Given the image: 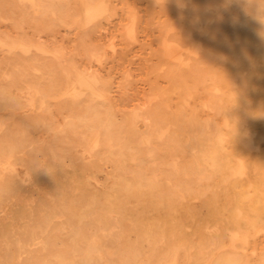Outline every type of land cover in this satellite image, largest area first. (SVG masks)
Wrapping results in <instances>:
<instances>
[{
	"label": "rangeland",
	"instance_id": "374dc122",
	"mask_svg": "<svg viewBox=\"0 0 264 264\" xmlns=\"http://www.w3.org/2000/svg\"><path fill=\"white\" fill-rule=\"evenodd\" d=\"M10 1V0H9ZM12 1H13V3H12ZM40 1V3H39V5H37V10H36V8H35V6L34 5H32V3H30V1H26V3L24 2H22V0H17V2H16V0H11L10 2H8V1H3V0H0V2H3V5H5V6H3L2 5V3L0 4V11L1 10H3L2 11V13H0V17H3V18H0V80H2V81H0V83L3 85V88L5 89V92L3 91V88L1 89V87H2V85H1V87H0V89H1V91L2 92H0V97L1 98H3L4 100L2 101V99L0 100L1 101V103L3 102H5L7 99H9V100H7V101H9V102H5L6 103V107H5V105L2 103V105L4 106H2L1 105V103H0V115L1 116H3L4 118H0L1 120H0V124L2 123L3 125H0V130H1V126H2V130L0 131L1 133L0 134H2V131H3V134H2V136L0 137V150L3 148V150H1L0 152L2 153H0V251L2 252V250L3 251H5V252H0V264H4L5 263V261H6V263L5 264H7V263H10V264H12V262H13V264H15V263H17V261H18V264H19V262L21 261V263L22 264H24L23 262H26L25 264H34V262H35V264L37 263H39V264H41V262L43 263V264H45L47 261L50 263V264H52V263H54V264H59L58 262H60V264H61V262H62V264L64 263V261H65V263L64 264H71V263H74V264H76V263H78V264H93V263H95V261H98L97 262V264H108L107 262H109V264H111V262H112V260L115 258V256H116V260H113V262H112V264H116V263H118V261H120V263H118V264H126L127 263V261H128V259H129V262H128V264L130 263V259H131V263L130 264H142V262H143V264H148V262H150L149 264H153V262H154V264L156 263V264H158L157 263V261H155L154 260V258H156V256H153V255H155V253H158L159 254V252L160 251H158V250H160L163 246L165 247H163L162 248V250L161 251H163L164 252V250L166 249V252H164V253H162V252H160V254H162L163 255V257L165 258V256H166V258L168 259L167 261H169V263L171 262H173V260H172V257H169L170 255H168V254H170V252L172 251L173 252V250H175L176 248L178 249V257H179V259H177L178 257L176 256V259H175V263L174 264H180V262H181V264H182V261L183 260H185L188 264H190L193 260H194V258L198 255V254H200V255H202V257L203 256H208L209 254H211L212 252V254L210 255V256H208V257H206V258H204L203 257V264H214V261L213 260H215V264H216V261H217V264L219 263V262H222V259H223V263L224 264H230V263H232V261H234V263L236 262V264H241V261L243 260V264H264V221L262 220V222H260L259 220H256V221H258L259 222V224H257V227L256 228H253V229H249L248 227V229L249 230H252L251 232H249V230H247L246 229V227H245V229L244 230H246V231H244L243 229H242V231H238L237 229H235L234 228V225L232 224V222H231V226L230 227H233V230H234V235H232V228L230 229V227H229V225L227 224V222L225 223L226 224V226L228 225V227H225V224H224V222L225 221H228L229 220V213H231L232 211H230V207L233 209V208H235V210L233 209V212H236V213H239L240 215H241V217H243V218H248V219H250V220H254V219H259V218H261V216L264 218V214H262V213H264V170H263V168L264 167H262V165L261 164H259V163H257V162H255L254 163V161H256L255 159H256V157H257V159H259V158H261L262 159V157L264 156V150H260V147L263 149L264 148V135H263V133H264V119H260L259 121H261V123L260 122H258L257 124H255L256 126L257 125H259V127H257V129H256V126L255 127H251V126H254V123L251 125L250 123H248V122H250V121H247L248 120V117L247 118H245L246 116H245V114L246 113H249V112H251L252 110H253V106H251V102H254V99H257L258 97H256L254 94H259L258 96H259V98L260 97H262L261 99H258L259 101H261V102H263L264 101V95L262 96V94H264V77H262V76H264V72L262 73V75L261 76H259L257 73L255 74V73H253L255 70V67L257 66V65H259V63L258 62H260V65H259V67L260 66H263V67H261V68H263L264 69V61H263V59H262V61H256V58H254V60H253V57H251L252 56V51H251V49H253V48H251V46H252V44L250 43V42H248L249 40L246 38L247 36H248V34H249V29L248 28H244L245 26L243 25V22H242V24H241V18L239 17L240 15L242 16L243 15V11H244V9L245 8H247V7H249V5L248 4H250L249 3V1L250 0H241L240 1V3H239V0H227V2H226V4L224 3L226 0H224L223 1V3L221 4V1L222 0H180V2L181 3H179V4H177V5H175V3H173V2H171V1H166V0H164V1H161V0H113V2L111 1V3H110V0H89V3H83V2H81V3H79L80 1H76V0H66V2L64 1V0H55V3L56 2H60L59 4L58 3H56L57 5L54 7V8H58L57 6H60L61 7V5L62 6H64L63 8L61 7V9H60V7H59V9H57L58 10V12H57V10H54V12H53V10H51V8H49V7H51V5L54 3L53 1L54 0H39ZM63 1V2H62ZM70 2V3H73L74 2V4H69L68 2ZM197 1H198V4H197ZM199 1H201L202 2V4L203 5H200L201 3L199 2ZM229 1V2H228ZM238 1V2H237ZM246 1L248 2V4L246 3ZM253 1H255V0H253ZM258 1H260L259 2V4H261L262 3V0H256V2H258ZM6 2H8V3H5ZM19 2V3H18ZM21 2V3H20ZM45 2H46V4H45ZM53 2V3H52ZM90 2H91V4H90ZM100 2V3H99ZM102 2V3H101ZM163 2V3H162ZM169 2V3H168ZM206 3V5H207V7H206V5L204 4V3ZM217 4H216V3ZM234 2H236V3H234ZM263 2H264V0H263ZM29 3H30V5H29ZM43 3V4H42ZM66 4V5H64V4ZM68 3V4H67ZM78 3V4H77ZM96 3V4H95ZM194 5H193V4ZM209 3V4H208ZM229 3V4H228ZM231 3H232V5L233 6H231ZM236 4V5H234V4ZM243 3H245L244 4V6L242 5ZM11 4V5H10ZM22 4H24V5H22ZM50 4V5H49ZM169 4V5H168ZM186 4L188 5L189 4V6L190 7H186ZM2 5V6H1ZM27 5H29V7H26ZM69 5H71V6H69ZM84 6L83 8L81 7V6ZM91 5H93V6H91ZM109 5H111V6H109ZM173 5V7L171 8V6ZM184 5V6H183ZM226 5V6H225ZM238 5H239V7H238ZM242 5V7L243 8H241L240 6ZM251 5V4H250ZM14 6V7H13ZM42 6H44V7H47V8H45V11H41L42 9L44 10V8L42 7ZM67 6H69V8L67 7ZM75 6H78V8L76 7L75 8ZM89 6H91V7H89ZM95 6V7H94ZM113 6V8H111ZM176 6H178V7H176ZM195 6H197V7H201V9H199L198 8V10H194V9H197V7L195 8ZM211 6V7H210ZM228 6V7H227ZM230 6H231V8H230ZM234 6H236V9H235V7ZM1 7H3V8H7L6 9V13H5V9H3V8H1ZM16 7V8H15ZM20 7V8H19ZM26 9H28L29 11H27V10H25V8ZM38 7H41L42 9H40V8H38ZM67 7V8H66ZM71 7H73V10H72V8ZM86 7V8H85ZM166 7V8H165ZM186 7V8H185ZM209 7V8H208ZM214 7V8H213ZM227 7V8H226ZM8 8H9V10H8ZM12 8V9H11ZM33 9V12H30L32 9ZM167 8H169L168 10H167ZM178 8V9H177ZM186 9V10H184V9ZM192 8H194L193 10H192ZM212 8V9H211ZM221 8V9H220ZM225 8V9H224ZM242 9V12H241V9ZM10 9H11V11L13 12H15V13H11L10 12ZM46 9H49V10H46ZM67 9V10H66ZM79 9V10H78ZM173 9V10H172ZM182 9H183V11H182ZM220 9V10H219ZM232 9V11H230ZM241 12V14L239 13V12H236V11H238V10ZM51 10V11H50ZM61 10V11H60ZM72 11H74V10H76V12L74 11L73 12V14L74 15H72L73 16V18H72V16L70 15L71 14V12ZM173 11V12H171V11ZM206 10H210V11H212V18H209V19H207V20H204L201 16H202V14H204V12L206 11ZM223 10V11H222ZM35 11V12H34ZM40 11L41 12H43V13H41L40 14ZM47 11V12H46ZM50 11V12H49ZM170 11V12H169ZM177 11V12H176ZM235 11V12H234ZM4 12V13H3ZM30 12V13H29ZM36 12H38V13H36ZM61 12V13H60ZM64 12V13H63ZM68 12H70V13H68ZM109 12V13H108ZM197 12V13H196ZM227 12H228V14H227ZM232 12V13H231ZM8 13V14H7ZM17 13V14H16ZM19 13V14H18ZM24 13H26V15L24 14ZM33 13H36L35 14V16H34V14ZM46 13H47V15H46ZM50 13L53 15H51V18L49 17V15H50ZM54 13V14H53ZM57 13V15L58 16H54L55 14ZM76 13H77V15H76ZM107 13V14H106ZM172 13V14H171ZM173 13H177L176 14V17H175V14H173ZM180 13L182 14V16L180 15ZM186 13H187V15L189 16H187L186 15ZM195 13V14H194ZM234 13V14H233ZM240 15H239V14ZM12 14V15H11ZM21 14V15H20ZM30 14H32V15H30ZM42 14H43V16H45V18H43V16H42ZM45 14V15H44ZM49 14V15H48ZM61 14V17L59 16ZM64 14V15H63ZM65 14H66V16H68V17H70V18H66L65 20H67V21H65V22H67V24L69 23V22H72V23H69L68 25H70L69 27H68V25H66V23L62 20L60 23H57L58 21H60L59 20V18L60 19H63L64 18V16H65ZM68 14V15H67ZM79 14V15H78ZM191 14V15H190ZM197 14V15H196ZM218 14V15H217ZM219 14H221V15H219ZM5 15H6V17H5ZM10 15V17L8 18V16ZM13 15L15 16V18H13ZM18 15V16H17ZM24 15V16H23ZM28 15H30L29 16V18H28ZM180 15V16H179ZM185 15V16H184ZM194 15V16H193ZM231 16V17H228L227 18V20L228 19H230V20H228V21H226V17L223 19L222 17L223 16ZM234 15H239L238 17L237 16H234ZM17 16V17H16ZM38 16V17H37ZM103 16V17H102ZM185 17V19H184V17ZM261 16H263V15H260L259 17H258V19L260 20H262L263 18H264V16L263 17H261ZM5 17V18H4ZM31 17V18H30ZM39 17H40V19H39ZM42 17V18H41ZM57 18L56 19V21H55V18ZM59 17V18H58ZM100 17H102V18H100ZM179 17V18H178ZM180 17H182L181 19H180ZM193 17V18H192ZM195 17V18H194ZM216 17V18H215ZM10 18H12V19H10ZM19 18V19H18ZM21 18H23L22 20H20ZM34 18V19H33ZM37 18V19H36ZM47 18V19H46ZM50 18V19H49ZM54 18V19H53ZM75 18H76V20H75ZM177 18L180 20V21H177ZM236 19V20H234V19ZM237 18H240V19H237ZM10 19V20H9ZM14 19H17L16 21H14ZM32 20V22H30V23H32L31 25H29L28 24V22H29V20ZM43 19L45 20V21H43ZM96 19V20H95ZM170 19H171V21H170ZM172 19H174V22H173V20ZM176 19V20H175ZM188 19V20H187ZM190 19H194L195 21H196V23H197V25L195 26V27H191L190 26V28H194V30H192V29H188V27L189 26H187L188 24V21L190 20ZM220 20V22H217V21H219ZM223 19V20H222ZM231 19H232V21H234V25H232L231 23H232V21H231ZM13 20V23L11 22ZM20 20V21H19ZM25 20H27V21H25ZM30 20V21H31ZM35 20V21H34ZM46 20H49V25H48V21H46ZM51 20H53L52 22L54 23L53 25H52V23H51ZM70 20V21H69ZM74 20V21H73ZM203 20V21H202ZM210 20H212V21H210ZM215 20V21H214ZM222 20V21H221ZM238 20V21H237ZM17 21H19V22H17ZM38 21V24H36V22ZM43 21V22H42ZM130 21H131V23H130ZM175 21H177V22H175ZM183 21V22H182ZM185 21H187L186 22V24L184 23ZM199 21V22H198ZM15 22H17V24L15 23ZM23 22L25 23L24 25H23ZM27 22V23H26ZM41 22V23H40ZM45 22V23H44ZM76 22H77V24H76ZM94 22V23H93ZM214 22V23H213ZM217 22V23H216ZM225 22H226V24H225ZM230 22V23H229ZM14 23H15V26H14ZM35 23V24H34ZM44 23V24H43ZM47 23V24H46ZM57 25H56V24ZM92 23V24H91ZM95 23H96V26H95ZM167 23V24H166ZM169 23V24H168ZM182 23H184L183 25H181ZM201 23H202V25H201ZM21 24V25H20ZM26 24L28 25V26H26ZM41 25V28H40V25ZM42 24H43V28H42ZM60 24H62V25H60ZM91 24V25H90ZM130 24V25H129ZM174 24V25H173ZM211 24H214V25H211ZM231 24V25H230ZM238 24V25H237ZM17 25H18V27H20V28H22V31H21V29H19V28H17ZM20 25V26H19ZM33 25V26H32ZM34 25H36V27H34ZM52 25V26H51ZM55 25V26H54ZM58 25H60V26H58ZM75 25H77L78 27H79V30H77L76 31V29H78V27L77 26H75ZM89 25L90 26H93L94 25V27H89ZM129 25V26H128ZM171 25V26H170ZM178 26V28L176 27V26ZM179 25H181V26H179ZM209 27H208V26ZM217 26V28H215L216 26ZM49 26V27H48ZM57 26V27H56ZM65 26H67L68 28H66ZM169 28H168V27ZM173 26V27H172ZM187 28H186V27ZM223 26H226V27H223ZM232 26H234V29H233V27ZM237 26H239V27H237ZM244 26V27H243ZM24 27V28H23ZM71 27H73V28H71ZM76 29H75V28ZM95 27H96V30H95ZM126 27H129L128 29H126ZM134 27V28H133ZM182 27H184V34L182 33L183 32V28ZM202 27V28H201ZM227 27H228V30L230 29V31H228L227 30ZM241 27H242V29H241ZM70 28V29H69ZM90 28V29H89ZM198 28V29H197ZM199 28H200V30H199ZM222 28H224V29H222ZM17 29H19V31H17ZM85 29V30H84ZM124 29H126V30H124ZM175 29V30H174ZM178 29V30H177ZM181 29V30H180ZM197 31H199V32H196V30ZM204 29V30H203ZM213 29V31H211ZM214 29H216L217 31L219 30V32H216V33H218L219 35H217L216 33H215V30ZM242 31H241V30ZM243 29H245V34L247 33V35H245L244 36V31H243ZM80 30H81V32L83 33V34H80ZM235 30V31H234ZM76 31V32H75ZM126 33H125V32ZM169 31V32H168ZM170 31H172V32H170ZM173 31H175V32H173ZM189 31V32H188ZM192 31H194V32H192ZM206 31V32H205ZM226 31V33H223V32H225ZM233 31V32H232ZM237 31V32H236ZM2 32H4V33H2ZM21 32V33H20ZM22 32H24V33H22ZM90 32V33H89ZM166 32H167V34H166ZM176 32H177V34H176ZM180 32V33H179ZM202 32L204 33V34H202ZM209 32H212V34L210 33L209 34ZM228 32H229V34H228ZM243 32V33H242ZM5 33H9V34H5ZM18 33H20V34H22V35H18ZM84 33H85V36H84ZM87 33H89V34H87ZM185 33H188V34H185ZM195 33V35L197 36V39H195L196 38V36L194 35L193 36V34ZM198 33V34H197ZM208 33V34H207ZM236 33V34H235ZM239 35H238V34ZM4 35V37H3V35ZM24 34V35H23ZM25 34H26V36H25ZM87 34V35H86ZM128 34V35H127ZM174 34V35H173ZM192 34V35H191ZM225 34V35H224ZM232 34V35H231ZM241 34V35H240ZM242 34H243V36H242ZM6 35H8V37L6 38ZM10 35H11V37H10ZM15 35H18V36H15ZM79 35H82V36H79ZM126 35V36H125ZM176 35V36H175ZM181 35V36H180ZM184 35H186V36H184ZM190 35V36H189ZM224 35V36H223ZM235 35V36H234ZM238 35V36H237ZM1 36H2V38H1ZM23 36V37H22ZM26 38H25V37ZM33 40H37V41H32L29 37ZM84 36V37H83ZM161 36V37H160ZM176 38H175V37ZM203 36V37H202ZM210 36V37H209ZM215 36H216V38H215ZM219 36H221V38H219ZM223 36V37H222ZM230 36V37H229ZM234 36V37H233ZM83 37V38H82ZM163 37H166L165 39L163 38ZM211 37H213L211 40L209 39V38H211ZM226 37L228 38V39H226ZM237 38V39H235V42H234V38ZM246 38L245 40H243L244 38ZM11 38V39H10ZM21 38H22V40H21ZM129 38V39H128ZM179 38H180V40H179ZM217 38H219L220 40H215V39H217ZM222 38H224V40L222 39ZM239 38H240V41H239ZM241 38H243V39H241ZM10 39V41H8ZM15 39V40H14ZM26 39H29L28 41L26 40ZM169 40V41H167V40ZM188 39V40H187ZM193 39V40H192ZM204 39V40H203ZM209 39V40H208ZM213 39H214V41H213ZM5 40V42H3ZM182 40H183V42H182ZM197 42H196V41ZM200 40H202V42L204 41L205 43H203L204 45L205 44H207V41H208V45H205V46H208V51L206 52V50H207V48L204 46L203 47V45L201 44L202 42L200 41ZM206 40V41H205ZM241 40L243 41V42H241ZM248 40V41H247ZM6 41H8V42H6ZM167 41V42H166ZM174 41V42H173ZM192 41V42H191ZM214 42V43H211V42ZM224 41V43H223V45H221V42H223ZM232 41V42H231ZM9 42H11V43H9ZM33 43V44H29V43ZM163 42V44L164 45H166V46H164L163 44H162V46H161V43ZM185 42H187V43H185ZM209 42L211 43V44H209ZM220 42V43H219ZM227 42V43H226ZM237 42V43H236ZM247 42V43H246ZM35 43H37V44H35ZM169 43V44H168ZM181 43H183L184 45H187V46H189V47H187V46H183V44H181ZM190 43V44H189ZM196 43V44H195ZM199 45H201V46H199ZM226 43V44H225ZM237 45V48H235L234 46H236L235 44ZM243 43H245L244 44V46L246 45L247 46V48H246V46L244 47L243 46ZM11 44V45H10ZM149 44V45H148ZM179 44H181L180 46H179ZM213 44V45H212ZM214 44H216L217 46H218V48H217V46L215 47L214 46ZM225 44V45H224ZM240 44H242L241 45V47H239L240 46ZM249 44H251V45H249ZM17 45V46H16ZM32 45L34 46V47H32ZM37 45V46H36ZM168 45H170V46H168ZM212 45V46H211ZM232 45H233V47L235 48H233V49H231L230 47H232ZM239 45V46H238ZM2 46H3V50H4V52H3V50H2ZM5 46V47H4ZM39 46V47H38ZM168 46V47H167ZM211 46V47H210ZM222 46H224V48L222 47ZM230 46V47H229ZM43 49H42V48ZM164 49H162V48ZM172 48V49H174V50H176L177 52H180V53H178L179 55H178V57H172L171 56V59L172 60H175L176 58H178V59H176V60H178V62L177 63H175V62H173L172 60L170 61V58H168V55H165V48ZM177 47V48H176ZM198 47V48H197ZM210 47V48H209ZM220 47H222L221 48V50H220ZM251 49H250V48ZM17 48L19 49L18 51H17ZM32 48H33V50H34V52H33V50H32ZM47 50H46V49ZM215 48V49H214ZM225 48H227V49H225ZM239 48V49H238ZM244 48V49H243ZM246 48V49H245ZM248 48H249V50L251 51V52H249L248 53ZM6 49V50H5ZM14 49V50H13ZM36 49V50H35ZM55 49V50H54ZM179 49H180V51H179ZM231 49V50H230ZM10 50V51H9ZM20 50H21V52H20ZM48 50H51V51H49V52H47ZM54 50V51H53ZM61 50V51H60ZM76 50V51H75ZM77 50H78V52H77ZM90 50V51H89ZM188 50V51H187ZM197 50H198V53H197ZM199 50L201 51V50H203V51H201V53L199 52ZM225 51V50H227V53L228 52H230V51H235L234 53H236V56L234 55V53L232 54L231 52L229 53L230 55H232L231 57H229L228 56V54H226V51L224 52V54H223V52H220V51ZM247 52H246V51ZM6 51V52H5ZM14 51H15V53H14ZM18 53H17V52ZM39 51V52H38ZM56 51V52H55ZM68 51H72L71 53L70 52H68ZM81 51V52H80ZM83 51H89L88 52V54L90 53V56H91V58L90 59H87L89 56H87V55H85L86 53L84 52L83 53ZM92 51V52H91ZM99 51V52H98ZM205 51V52H204ZM209 51H211V52H209ZM238 51H240V52H238ZM245 51V52H244ZM5 53L6 54V56H4L5 54H3V53ZM25 53V54H23V53ZM33 52V53H32ZM38 52V53H37ZM55 52V53H54ZM64 52V53H63ZM74 52H76V53H74ZM94 52H97L96 54H94ZM188 52H190V53H188ZM195 52V53H194ZM204 52V53H203ZM209 52V53H208ZM212 52H214L215 53V57L214 56H212ZM221 54H220V53ZM245 53V56H243L244 55V53ZM2 53V54H1ZM9 53V54H8ZM31 55H30V54ZM36 53V54H35ZM40 53H41V55H40ZM46 53H49V55H51L52 54V57H47V56H49L48 54H46ZM68 53H70V54H68ZM73 53H74V55H76V56H73ZM192 53V54H191ZM208 53V54H207ZM211 53V54H210ZM239 53V54H238ZM241 53H243L242 55H241ZM249 55H248V54ZM13 54V55H12ZM48 58H46L44 55ZM55 54H56V57H55ZM66 54V55H65ZM167 54V53H166ZM194 54V56H192ZM200 56H199V55ZM202 54H204V56L206 57V61H205V57L202 55ZM221 56V57H219V55ZM224 55V59H225V57L227 58V60L226 61H228V63L226 62V65H225V63H224V65H222L223 64V62L225 61L224 59H222L223 61L221 62L219 59H221V58H223L222 56ZM9 55H10V57H9ZM33 55V56H32ZM36 55V56H35ZM41 57H40V56ZM62 55V56H61ZM162 55H164V58H165V60H164V58L162 57ZM206 55H210L209 57L208 56H206ZM214 55V54H213ZM218 55V56H217ZM241 55V56H240ZM251 55V56H250ZM30 57L31 56V61H29V59H27L28 57ZM65 56V57H64ZM69 56H72L71 58L69 57ZM96 56H97V58H96ZM99 56H101V57H99ZM167 56V57H166ZM196 56H198V58H199V60H198V58H196ZM235 58H234V57ZM5 57V61L6 62H3L4 61V58ZM8 57H9V59L10 60H13V62L12 61H10V60H8L7 61V59H8ZM23 57V58H22ZM25 57H27L26 59H25ZM46 59H45V58ZM54 57V58H53ZM57 57H58V59L59 60H57ZM65 59L66 57H67V61H65V60H63V61H65V62H61L62 61V59L63 58ZM76 57H77V59H76ZM79 57V58H78ZM87 57V58H86ZM96 60H99V61H95V59ZM170 57V56H169ZM181 57V58H180ZM185 58V59H182V58ZM194 57V58H193ZM214 57V58H213ZM252 59H251V58ZM1 58H2V60H1ZM13 58V59H12ZM14 58L17 60L18 59V61H16V60H14ZM22 58V59H21ZM37 58H39V59H37ZM49 58H52L53 59V61L55 62H53L51 59H49ZM56 58V59H55ZM75 60H74V59ZM162 58V59H161ZM210 58V59H209ZM218 60H217V59ZM239 58V59H238ZM248 58V59H247ZM71 59V61H68V60H70ZM180 59V60H179ZM197 59V61L195 62V63H193V61L194 60H196ZM200 59H202L203 60V62H202V60H200ZM212 59H216L215 60V62L217 61V63H219L220 64V62H221V66H219L217 63H215L214 62V60H212ZM234 59V60H233ZM238 59V60H237ZM34 60H38L39 61V63H38V61H35V63L36 64H34ZM45 60H48V61H46L45 62ZM58 61V63H56L57 61ZM76 60H78V61H76ZM91 60V61H90ZM211 60H212V62H211ZM229 60L231 61V63L229 62ZM249 60H251V61H249ZM258 60V59H257ZM42 61H43V64H42ZM52 61V62H51ZM182 61V62H181ZM187 61V62H186ZM191 61V62H190ZM201 61V62H200ZM234 61H238V62H234ZM253 61H255V62H253ZM16 62H19V65H18V68H19V66H20V71H19V69H18V71H19V73H18V71L15 69V68H17V64L18 63H16ZM22 62V63H21ZM29 62H31V64L29 63ZM47 62H48V64H47ZM51 64H50V63ZM74 62V63H73ZM81 62V63H80ZM185 62V63H184ZM198 62V63H197ZM199 62H200V64H199ZM207 62H208V65H204V64H207ZM214 62V63H213ZM251 62H252V64H251ZM6 63H8V64H6ZM10 63H12V64H15L16 63V66L15 65H11ZM27 65H26V64ZM64 63V64H63ZM66 63V64H65ZM79 63V64H78ZM163 63V64H162ZM179 63V64H178ZM180 63H181V65H180ZM183 63V64H182ZM211 63L213 64V66L215 65H218V66H214L215 67V69H214V72H215V70L216 69H218V71H216L217 73H220V74H218V76L217 77H215L216 75H217V73L215 72H213V68L214 67H212V65H211ZM230 63V64H229ZM232 63H233V65H232ZM236 63H238V64H236ZM249 63V64H248ZM256 63V64H255ZM258 63V64H257ZM2 64H4V65H2ZM25 64V65H24ZM38 64V65H37ZM40 64V65H39ZM47 64V65H46ZM53 64H55L56 65V67H55V65H53ZM58 64H61V65H58ZM68 64H70V65H68ZM83 65L84 66V68L83 67H81V66H79V65ZM100 64V65H99ZM169 64V65H168ZM191 64V65H190ZM194 64H198V66L196 67V65H194ZM203 64V65H202ZM209 64H210V66H209ZM247 64V65H246ZM263 64V65H262ZM36 65V66H35ZM76 65H78V67H76ZM165 65H167L166 67H165ZM173 65V66H172ZM178 65V66H177ZM183 65V66H182ZM232 65V66H231ZM238 65V66H237ZM241 65V66H240ZM249 65H251V66H249ZM255 65V66H254ZM4 66H6V67H4ZM10 66V67H9ZM12 66V67H11ZM24 66H26V67H23ZM33 67V69H31V67ZM38 66V67H37ZM43 66V67H42ZM51 66V67H50ZM60 66V67H59ZM71 66V67H70ZM88 66V68H85V67H87ZM192 66V67H191ZM201 66H203L204 68H206L207 66V68L209 69L208 71H207V69H206V71L204 70V68L202 67V68H200V69H202L201 71H199L200 69L198 68V67H201ZM206 66V67H205ZM223 66H225V69L227 70V72L225 71V69H224V67ZM226 66H228L227 68H226ZM28 67H29V69H31V72H30V70L28 69ZM45 67V68H44ZM46 67H49L50 69L49 70H46V69H48V68H46ZM64 67V68H63ZM79 67H81V68H83V69H81V68H79ZM179 67V68H178ZM186 67V68H185ZM219 67H221V68H219ZM230 67V68H229ZM253 67V71L252 70H250V68H252ZM55 68H56V70H55ZM60 68H62V71H61V69ZM74 70H73V69ZM167 68V69H166ZM169 68V69H168ZM172 68V69H171ZM199 70H198V69ZM212 69V71H211V69ZM228 68H229V70H228ZM233 70H232V69ZM245 68V69H244ZM247 68H248V70H247ZM15 69V70H14ZM23 69H25V70H23ZM39 71H38V70ZM57 69H58V71H57ZM68 69V70H67ZM183 69V70H182ZM193 69H197V70H193ZM4 70V71H3ZM7 70H9V71H7ZM12 70V71H11ZM23 70V71H22ZM36 71V74H35V71ZM52 70H53V72H52ZM66 70V71H65ZM78 70V71H77ZM95 70V71H94ZM177 70V71H176ZM190 70H192L191 71V73H190ZM224 72H223V71ZM232 71V73H231V71ZM243 70H244V73H243ZM247 70V71H246ZM26 71V72H25ZM41 71V74H39V72ZM46 71V72H45ZM57 73H59L60 72V75L59 74H57ZM170 71V74L168 73ZM229 71V72H228ZM246 71V72H245ZM248 71H250V73L248 72ZM4 72H6V73H4ZM10 72V73H9ZM21 72H23V73H21ZM33 72V73H32ZM100 74V76H97V75H99L98 73ZM182 72H183V74H182ZM194 72V73H193ZM196 72H198V73H200V74H202V72L204 73V76H203V74L200 76V74L198 75V73H197V76H195L196 75ZM213 72V73H212ZM235 72H239L238 74H240V75H238L237 73H235ZM243 74H245V75H243ZM1 73H4V75L2 74V76H3V78H2V76H1ZM8 73V74H7ZM21 73V74H20ZM30 73V74H29ZM69 74V75H66V74ZM71 73V74H70ZM77 73H78V75H77ZM89 73V74H88ZM186 73V74H185ZM189 73V74H188ZM205 73H206V76H205ZM10 74V75H9ZM19 74V75H18ZM27 74H28V76L29 77H26L27 76ZM57 74V75H56ZM74 74V75H73ZM195 74V75H194ZM214 74H216V75H214ZM223 74H225L224 76H223ZM227 74H230V76L228 75V77H227ZM254 74V75H253ZM7 75H8V77H7ZM22 75V76H21ZM41 75V76H40ZM53 75H55V76H53ZM64 75V77L62 78V76ZM67 77H66V76ZM71 75H73L74 77H72ZM189 75H191V77L189 78ZM195 76L194 78H192L193 76ZM207 75H208V77H207ZM211 75H214L213 77L211 76ZM231 75H232V77H231ZM238 75V76H237ZM61 76V78H59ZM68 76H70V77H68ZM102 76V77H101ZM171 76V77H170ZM211 76V77H210ZM254 76H255V78H254ZM7 77V78H6ZM23 77V78H22ZM34 77V78H33ZM100 77V78H99ZM179 77V78H178ZM182 78V80L185 82V85H184V82H182V80H181V78ZM199 77H200V79H199ZM203 77V78H202ZM220 77H221V79H220ZM230 77V80H228V78ZM234 77V79L236 78V81L234 80H232V78ZM240 77H241V79H240ZM245 77H247V78H245ZM20 78V79H19ZM65 78H67V80H65ZM75 78V79H74ZM102 78V79H101ZM188 78V79H187ZM205 78V79H204ZM208 78V79H207ZM215 78V79H214ZM239 80H238V79ZM258 78V79H257ZM259 78H261V79H259ZM4 79V80H3ZM50 79V80H49ZM53 79H54V81H53ZM73 79H74V81H73ZM181 81H180V80ZM200 80V81H202L201 83H200V81H196V80ZM208 81H207V80ZM247 79V80H246ZM263 79V80H262ZM13 80H16V81H14V82H12ZM21 80V81H20ZM40 80V81H39ZM61 80V82H58V81H60ZM64 80V81H63ZM102 80H105L104 82H102L101 83V81ZM191 80V82H189ZM195 80V81H194ZM206 81L205 83H204V81ZM216 80H217V82H216ZM218 80H220L219 81V83H221L219 86H218ZM241 80V82L239 83V81ZM243 80H245V81H243ZM258 80H261V81H258ZM29 81H31V82H29ZM38 81V82H37ZM42 81H44V82H42ZM63 81V82H62ZM67 81V82H66ZM69 81H70V83L73 81V84L71 83H69ZM177 81H179V82H177ZM187 81V82H186ZM195 82V84L194 83H192V82ZM213 81H215V82H213ZM225 81V82H224ZM238 81V82H237ZM243 81V82H242ZM31 83V85L33 86V85H36V87H39L41 90H42V87H43V91H44V93H46V105L49 107V109H48V107H42V108H46V109H42V108H39V106H36L35 108L37 109V112H36V110H35V108H33L31 105H28V103L26 102V101H24V100H26V93H27V89H28V87H29V85L28 84H23V83ZM32 82H33V84H32ZM36 84H35V83ZM47 82V83H46ZM57 82V83H56ZM65 82H66V84H65ZM77 82V83H76ZM175 82H176V84H175ZM182 82V83H181ZM196 82H199V84L197 83V85H196ZM209 82V83H208ZM213 82V83H212ZM224 82V83H223ZM227 82V83H226ZM228 82H229V84L230 83H232L231 85H229L228 84ZM244 82L246 83V84H244ZM252 82H253V85H252ZM259 82H261V83H259ZM262 82H263V84H262ZM13 83V84H12ZM43 83V84H42ZM61 83H62V85H61ZM99 83V85H97ZM104 83H106V84H104ZM110 83V84H109ZM180 83V84H179ZM189 83V84H188ZM190 83H192V84H190ZM206 83H207V85H206ZM215 83V84H214ZM217 83V84H216ZM225 83H226V85H225ZM237 83V84H236ZM241 83H243V84H241ZM258 83V84H257ZM42 84V85H41ZM50 84V85H49ZM78 84V85H77ZM110 86H109V85ZM183 86H182V85ZM200 84H201V86H200ZM208 84L210 85V86H208ZM227 84H228V86H227ZM238 84H241V86H243V87H241L240 85L238 86ZM262 84V85H261ZM14 85V86H13ZM27 85V86H26ZM30 85V86H31ZM41 85V86H40ZM55 86L56 88V90L55 89H53L54 87L53 86ZM71 85V86H70ZM106 85V87L104 88L103 87V89H102V86H105ZM174 85V86H173ZM189 85H190V87L192 88V90H191V88L189 87ZM193 85H195V86H193ZM200 87H199V86ZM224 85L226 86V87H229L230 89V91H235V93L234 92H229L228 91V89L226 88V87H224ZM248 85V86H247ZM257 85H260V86H258V87H256ZM48 86V87H47ZM50 86H52L51 87V89L49 88ZM60 86H62V87H60ZM85 88H84V87ZM197 86H198V89H194L193 87H196L197 88ZM203 86H204V88H205V90L203 89ZM207 86V87H206ZM212 86V89L210 88ZM214 86V87H213ZM216 86V87H215ZM223 88H222V87ZM236 87V89L234 90L232 87ZM263 86V87H262ZM22 87V88H21ZM59 87V88H58ZM101 87V88H100ZM110 89H109V88ZM174 87V88H173ZM188 88V90H187V88ZM210 88V90H208L209 88ZM221 87V88H220ZM234 87V88H235ZM241 87V88H240ZM248 87H249V89H248ZM261 87H262V89H261ZM11 88V89H10ZM15 88H19V89H15ZM47 88H49V89H47ZM66 88V89H65ZM106 88H108V89H106ZM182 88V89H181ZM190 88V89H189ZM206 88H208V89H206ZM214 88V89H213ZM220 88V89H219ZM237 88H238V90H237ZM247 88V89H246ZM252 88V89H251ZM15 89V90H14ZM23 91H22V90ZM48 90V92H47V90ZM58 89H60L59 91H58ZM106 89V90H105ZM223 90V94H221V92H220V90ZM225 89V90H224ZM231 89H233V90H231ZM250 89H251V91H250ZM16 92H14V91ZM50 90V91H49ZM66 90V91H65ZM84 90V91H83ZM89 90V91H88ZM158 90V91H157ZM163 90H164V92H163ZM185 92H184V91ZM187 90V91H186ZM198 90H203V92L202 91H198ZM206 90H207V93L209 94V92H210V94H212L211 92H213V94H214V96L213 95H208L207 93H206ZM212 90H214L215 91V93H214V91H212ZM246 90H248V91H246ZM53 91V92H52ZM57 91V92H56ZM68 91V94H66L65 92H67ZM107 91V92H106ZM110 91V92H109ZM159 91H161L160 93H157L156 94V92H159ZM219 91V92H218ZM226 91H228L229 93H231V94H229V93H227ZM237 91H239V92H237ZM241 91L243 92V93H241ZM4 92V94H2ZM21 92V93H20ZM86 92V93H85ZM91 94H90V93ZM165 92H167V94L165 93ZM182 92H183V94H182ZM192 92V93H191ZM193 92H194V96H193ZM199 92V93H198ZM227 93V94H225V93ZM246 92V93H245ZM248 92V93H247ZM16 94V95H14V94ZM20 93V94H19ZM58 93V94H57ZM65 93V94H64ZM111 93V94H110ZM182 95H181V94ZM184 93H186V94H184ZM188 93L190 94V95H188ZM219 93V94H218ZM238 93H240V94H238ZM250 93V94H249ZM19 94V95H18ZM61 94V96H59ZM68 95L67 97L66 96H64V95ZM155 94V95H154ZM163 94V95H162ZM201 94H202V96H201ZM205 94H207V96H210V97H208L207 98V96L205 95ZM217 94L219 95V96H217ZM242 94H243V97H242ZM254 96H252V95ZM4 95V96H3ZM6 95V96H5ZM17 95H18V97H17ZM70 95V96H69ZM87 95L89 96V97H87ZM93 95V96H92ZM167 95V96H166ZM168 95L171 97V100H170V97L168 98ZM177 95H179V96H182V97H179V96H177ZM220 95L224 98L225 97V99H223L222 97H220ZM224 95V96H223ZM230 97H229V96ZM238 97H237V96ZM245 95V96H244ZM251 95V96H250ZM8 96V97H7ZM15 98H14V97ZM20 96H21V98H20ZM48 96H50V97H48ZM57 98H56V97ZM83 96V97H82ZM84 96H86V97H84ZM100 96V97H99ZM153 96H155V97H153ZM159 96H161V97H164V98H166L165 100H164V98H163V100H162V98H160ZM188 97V98H186V97ZM205 96H206V98H205ZM242 97V99H239L240 97ZM247 96H249V97H247ZM53 97H55V99L57 100H55V99H53ZM59 97V98H58ZM63 97V98H62ZM70 97H72V98H70ZM79 97H82V98H79ZM100 98V100H101V98L102 97H104V99L103 100H101V101H104V100H106L107 102H106V104H105V101L103 102L104 103V105H102L103 103L102 102H100V103H98L97 104V102H98V98ZM110 97H111V99H110ZM191 97H193L192 99H191ZM202 97V98H201ZM211 97H213V98H211ZM218 97H219V99H218ZM236 97V98H235ZM253 97V98H252ZM5 98H7L6 100H5ZM65 98H67L68 100H73V98H74V100H75V102H71V101H68V100H66ZM84 98V99H83ZM91 98V99H90ZM216 98V99H215ZM232 98V99H231ZM233 98H235V100H233ZM243 98H244V100H243ZM248 98H249V100H248ZM17 99H21V100H17ZM48 99V100H47ZM59 99H64L63 101L61 100H59ZM83 99V100H82ZM157 100V99H159L160 100V103H159V100L158 101H154V103L152 102L153 100ZM182 99V100H181ZM196 99V100H195ZM198 99H200L199 101H200V103H199V101H197ZM209 99H211L210 101H209ZM13 100H15L14 102H15V105L13 104L14 102H13ZM73 100V101H74ZM79 100H82V101H87L86 103L88 104V107H89V105H92V108H95V109H92V110H94V112L92 111V110H90V113H91V111L93 112V114H95V115H93V114H91L93 117L94 116H96V117H92L91 115H90V113H88V114H86L87 113V111L89 112V109H90V107L88 108V107H84V108H87V109H84L83 108V106L84 105H86L85 104V102H82V101H79ZM91 100V102H89ZM97 100V101H96ZM99 100V101H100ZM109 100V101H108ZM112 100V101H111ZM165 102V104L164 105H162L161 106V104H163V102ZM170 102H169V101ZM188 101V102H185V101ZM192 100V101H191ZM214 100V101H213ZM219 100V101H218ZM222 100V101H221ZM225 100V101H224ZM239 100H240V103H239ZM242 100V101H241ZM248 100V101H247ZM250 100H251V102H250ZM11 101V102H10ZM67 101H68V103L70 104V108H69V106H66V107H64V105H68L67 104ZM95 101V102H94ZM148 101H150V102H148ZM166 101H168V102H166ZM182 101V102H181ZM213 101V102H212ZM219 102V107H218V105L215 107V106H213L212 104H214V105H216L215 103L216 102ZM224 101V102H223ZM228 101H230V102H228ZM234 101H236V103H237V106L235 105V107L233 106V104H236ZM18 102V103H17ZM61 102H63L64 104H61ZM77 102V103H76ZM155 102H157V104L155 103ZM162 102V103H161ZM231 102H233V103H231ZM21 105H20V104ZM24 103V104H23ZM50 103V104H49ZM74 103V104H73ZM82 103H84V104H82ZM94 103V104H93ZM95 103H96V107L94 106L95 105ZM108 103V104H107ZM212 103V104H211ZM223 103H228V104H224L225 105V107H224V105H223ZM241 103H242V105H241ZM245 103V104H244ZM250 103V104H249ZM15 106H13V105ZM17 104H19V106L17 105ZM26 104L28 105V106H26ZM71 104H73V105H71ZM78 104V107L76 106ZM82 104V105H81ZM159 104V105H158ZM166 104H167V106H166ZM200 104V105H199ZM231 104V105H230ZM247 104V105H246ZM23 105V106H22ZM25 105V106H24ZM57 105V106H56ZM60 105L62 106V111H61V107H60ZM100 105H102L101 107H100ZM108 105V106H107ZM110 105V106H109ZM114 105V106H113ZM156 105V106H155ZM223 105V106H222ZM228 105V106H227ZM230 105V106H229ZM241 107H239V106ZM244 105V106H243ZM263 105H264V102H263ZM8 106H11L10 108L8 107ZM13 106V107H12ZM71 106L73 107V106H75V107H73V108H71ZM99 106V107H98ZM104 106H106V109L104 108ZM111 106H112V111H111ZM1 107H3L4 109L2 110V108ZM30 109H29V108ZM39 108V110H38V108ZM53 107V108H52ZM78 109H77V108ZM82 107V108H81ZM103 107V108H102ZM150 107H151V109H150ZM156 107V108H155ZM158 107V108H157ZM160 107V108H159ZM170 107V108H169ZM194 107V108H193ZM233 107V108H232ZM59 108H60V111H59ZM147 108H149L148 110H150V111H147ZM163 108H164V110H163ZM166 108L168 109H171V110H166ZM174 108V109H173ZM176 108H180V110H182V109H184V110H182V111H180V110H178V109H176ZM182 108V109H181ZM192 108L195 110V114L193 115V113L194 112H192ZM220 110H219V109ZM235 108V109H234ZM7 109V110H6ZM10 109H11V111H10ZM32 109V110H31ZM43 111H42V110ZM53 109V110H52ZM54 109H56V110H54ZM69 109H72V110H70L69 111ZM76 109V111H77V113H78V116H79V118L77 119L76 117H78L75 113H76V111L74 112V110ZM100 110V113H99V110ZM101 109H103V110H101ZM110 109V110H109ZM113 109H115V110H113ZM144 109V110H143ZM157 109V110H156ZM160 110V112H159V110ZM176 109V110H175ZM186 109V110H185ZM217 109L219 110V113H217L218 111H217ZM227 109L228 110H234L233 112L235 113H233L232 111H227ZM238 109V110H237ZM12 110H13V112H12ZM25 110H30V112H26ZM48 110V111H47ZM52 110V111H51ZM86 112L85 113V115H86V117H85V115H84V111ZM87 110V111H86ZM98 110V113L96 112ZM142 110V111H141ZM163 110V111H162ZM178 110V111H177ZM187 110H189V111H187ZM223 111V114H220V112L222 113V111ZM238 112H240V115L239 114H237V111ZM240 110V111H239ZM65 111H66V113H65ZM71 111H73L72 113H70ZM102 111V112H101ZM112 112V113H107V112ZM118 112V114H120V115H118L117 114V112L115 113V114H117V115H115L114 114V112ZM131 111V112H130ZM141 111V112H140ZM156 111V112H155ZM165 111V113H166V111H167V113H166V115L167 116H169L168 117V119L166 118V115L165 114H163L162 112H164ZM173 111L175 112H177L178 114L180 113V112H182V115L181 114H179L180 116H182L181 118H183V119H185V115H186V113H187V115H189V116H187L186 115V119H188L189 118V120L187 121L186 119L184 120V122H182L183 121V119H181V118H179V115L176 113V115L174 114H172L173 113ZM245 111V112H244ZM7 112V113H6ZM46 114H45V113ZM48 112V113H47ZM56 112V113H55ZM68 112V113H67ZM134 114H133V113ZM226 112H228L229 113V115H228V113H226ZM26 113V115H21V114H25ZM28 113V114H27ZM55 113V114H54ZM60 113V114H59ZM108 115H107V114ZM136 113V114H135ZM145 113H148V115L147 114H145ZM160 113V114H159ZM171 113V114H170ZM190 113V114H189ZM225 113V114H224ZM230 113L231 114H233V117L230 115ZM5 114H8V115H5ZM10 114V115H9ZM14 114V115H13ZM30 114V115H29ZM47 114H49V116L47 115ZM63 114V115H62ZM66 114V115H65ZM70 114V115H69ZM97 114H100V117L97 115ZM112 114H113V116H112ZM129 114V115H128ZM139 114H141V115H139ZM143 114V115H142ZM145 114V115H144ZM152 116V118H151V116ZM153 114V115H152ZM32 115V116H31ZM37 115V116H36ZM40 115H42V117L40 116ZM59 115H61V116H65V117H63V118H59V119H57L56 117H58ZM84 115V117H82ZM101 115H102V118L104 119H101ZM107 116V117H105V116ZM112 116V117H110V119H112V120H110L108 117L109 116ZM125 115V116H124ZM155 115H156V117H155ZM160 115H162V116H160ZM171 115V116H170ZM177 115H178V118H177V121H176V117H177ZM184 115V116H183ZM225 115V116H224ZM236 115H237V119H235L236 118ZM245 116L244 118H245V120H244V118L242 117V116ZM0 116V117H1ZM8 116H10V117H8ZM25 116H27V117H25ZM32 118H30V117ZM34 116H35V118H34ZM53 118H52V117ZM61 116H59V117H61ZM67 116V117H66ZM70 116H74V117H71V119L69 118ZM90 116L92 119H95L96 121H100V119H101V123H100V125H102V122H103V125H107V127H108V125L109 124H111V125H109L110 127H108V133H109V136H106V138L108 139H103L102 138V142H101V144H99L98 145V147H99V150H97V147H96V149H95V147H94V141L92 140L93 139V129H96V127L98 126H95V124H96V122L94 121V120H92V119H90V121L88 122V121H86L85 119H88V117ZM97 116L99 117V119L97 118ZM115 116V117H114ZM118 116H124V117H118V119H117V117ZM128 116L130 117V118H128ZM163 116H165V117H163ZM194 116V117H193ZM199 116V117H198ZM229 116H231L232 117V119H231V117H229ZM235 116V117H234ZM238 116H240L241 118L240 119H243L242 120V123L240 124V128H242V130L246 127V129H244L243 130V132H244V134L246 135V130H247V128H249V126H250V128H252L253 129V134L255 133L256 134V132L257 133H259V134H256L257 136H259V135H261L260 137H256L255 136V134H254V140L257 142V143H259V145L255 142V145L248 151V152H245V154L243 153V154H240V155H236V156H234V161H236V158H239V159H242V160H244V166H243V168H241L240 170H234L233 172V174H231L229 171H227L226 173H224V172H221V170L219 169V164H218V162L220 161V155L224 158V155H225V157H226V154H225V151L226 152H228L229 150H231L235 145H234V141H233V139H232V137H229V135H228V131H226L227 129H228V127H229V125L228 126H225V122H226V119L228 118V121H229V119L231 120V121H233L231 124H230V122H229V124L230 125H232V124H234L237 120H240L239 118H238ZM6 117H7V119H11V122H9V124H7V126H6V123H8V121H10V120H6ZM23 117H24V119L25 118H27V119H25L26 120V122L25 123H27L26 125H25V123H24V119H23ZM48 118V119H51V120H46L45 121V119L46 118ZM89 117V118H90ZM126 117V118H125ZM144 117H145V120H144ZM146 117L148 118V119H146ZM162 119L161 120V123L162 124H160L159 122H160V119ZM175 117V118H174ZM195 117H197L196 119H198V121L195 119ZM220 117V118H219ZM221 117H223L222 119L224 120H221ZM22 118V119H21ZM42 118H45V119H42ZM85 118V119H84ZM124 118V119H123ZM171 118V119H170ZM216 118H218L217 120H215ZM4 121H3V120ZM33 119H35L34 121H33ZM38 119H41L42 120V124H41V120H40V122H39V120ZM55 119V120H54ZM64 121H63V120ZM68 119L70 120V122H68ZM77 119V120H76ZM80 119H82V120H84L83 122L82 121H78V120H80ZM113 119H114V121H115V124L114 125H116V129H115V126H113L112 127V124L114 123V121H113ZM120 119V120H119ZM122 119V120H121ZM135 119V120H134ZM140 119V120H139ZM153 119V120H152ZM168 120V121H165V120ZM181 119V120H180ZM193 119V120H192ZM203 119V120H202ZM212 119V120H211ZM15 120V121H14ZM19 120H23V122H21V121H19ZM28 120V121H27ZM30 120H32V121H30ZM44 120V121H43ZM57 120H59V122L57 121ZM74 120H76V121H74ZM117 120H119V122H120V124H118L119 122L117 121ZM132 121L131 122V124H130V121ZM147 120V121H146ZM171 122H170V121ZM175 120L179 125H177L176 126V122L173 121ZM178 120H180L179 122H181V123H179L178 122ZM190 120H192V121H190ZM199 120H201V122H199ZM205 120V121H204ZM14 121V122H13ZM50 121V122H49ZM53 121H56V122H54L53 123ZM65 121H66V123L67 124H69V125H67V124H65ZM92 121H94L93 122V125H92ZM113 121V122H112ZM129 121V122H128ZM149 121L151 122V124L149 123ZM156 122V124H155V122ZM186 121V122H185ZM218 121V122H217ZM16 122L18 123V124H16ZM30 122H31V124H30ZM35 122V123H34ZM45 122H49L50 123V127L49 126H47L49 123H45ZM62 122V123H61ZM64 122V123H63ZM76 122V123H75ZM82 122V123H81ZM88 124H87V123ZM106 122H108V124H106ZM170 122V123H169ZM188 122V123H187ZM206 122V123H205ZM215 122V123H214ZM222 122V123H221ZM14 123V124H13ZM19 123L21 124L20 126H19ZM54 124V126H52L51 124ZM57 123H59V124H57ZM81 123V124H80ZM84 123H86L85 124V127L87 128H85V127H82V126H80V125H83L84 126ZM123 123H125V124H123ZM143 123H145L144 124V126H143ZM168 123V124H167ZM186 123V124H185ZM193 123H197L196 125H194ZM203 123V125H202V127H199V125L201 126V124ZM18 126H16V125ZM33 124V126H31ZM39 125V127H38V125ZM74 124V125H73ZM77 124V125H76ZM80 124V125H79ZM134 124V125H133ZM139 124V125H138ZM165 124H167V126L165 125ZM170 124H172L171 126H170ZM182 124V125H181ZM189 124H191V125H189ZM221 124H223L222 126H224V128L226 129H222V132H224L223 130H225V132L224 133H222L221 132V127L222 126H220ZM6 126V128H7V130H8V132H7V130H6V128H5V126ZM10 125V126H9ZM12 125H13V127H12ZM25 126V128H23L24 130H22V129H20V128H22V127H24ZM34 125H36V126H34ZM40 125H41V127H40ZM60 125H62V126H60ZM68 127H67V126ZM87 125L89 126V127H87ZM99 125V126H100ZM120 125H122V126H120ZM132 125H133V127H132ZM153 127H152V126ZM158 125L159 126H161L160 127V129H158L157 130V128H158ZM163 125H165V126H163ZM186 125H188L186 128H191V130H192V132L190 131V129L188 130L187 129V131H186V128H185V126ZM193 125V126H192ZM197 125H198V127H197ZM244 125V126H243ZM247 125V126H246ZM43 126V127H42ZM45 126V127H44ZM59 126V127H58ZM63 126L65 127V128H63ZM70 126V127H69ZM80 126V127H79ZM95 126V127H94ZM98 126V127H99ZM118 126V127H117ZM121 127V129H120V127ZM155 126H156V128H155ZM180 128H179V127ZM190 126V127H189ZM220 126V127H219ZM17 127V128H16ZM20 127V128H19ZM32 127V128H31ZM49 127V128H48ZM51 127H53V129L51 128ZM63 128V130H60V128ZM67 127V128H66ZM90 127H93V128H90ZM103 127V126H102ZM128 127V128H127ZM167 127H169V128H167ZM171 127V128H170ZM175 127V129L177 130V134H178V136H176L177 134H175V129L173 130V128ZM177 127V128H176ZM210 127H211V129H210ZM216 127V128H215ZM12 128V129H11ZM16 128V129H15ZM45 128H46V130H45ZM56 128H58L59 130H57ZM61 128V129H62ZM70 128V129H69ZM71 128H73L72 130H71ZM77 128V129H76ZM86 129V130H84V129ZM113 128H114V134H112L113 133ZM119 128V129H118ZM124 130H123V129ZM129 128H133L132 129V131L131 132H134V133H132L131 134V132L129 131V130H131V129H129ZM153 128H154V130H153ZM164 128H166V129H164ZM178 128H179V130H178ZM182 128H184L183 130H182ZM198 128H201V129H198ZM223 128V127H222ZM5 129V130H4ZM15 129V130H14ZM18 129V130H17ZM48 129H49V132H48ZM57 130V131H55V130ZM128 129V130H127ZM142 129V130H141ZM162 129V130H161ZM171 129V130H170ZM180 129H181V131H180ZM197 129V130H196ZM215 130V131H213V130ZM12 130H14V132L12 131ZM18 132H17V131ZM21 130V131H20ZM26 130V131H25ZM29 130V131H28ZM50 130L52 131L51 133H50ZM54 130V131H53ZM65 130V131H64ZM80 130H82V131H80ZM89 130V131H88ZM90 130H92V131H90ZM118 130V131H117ZM121 130V131H120ZM134 130V131H133ZM138 130V131H137ZM145 130H147L146 131V133H151L150 135L149 134H145ZM149 130H150V132H149ZM156 130V131H155ZM173 130V131H172ZM185 130V131H184ZM198 130H200L199 132H198ZM206 130H207V132L208 133H206ZM209 130V131H208ZM263 131L262 133H260L261 131ZM23 131H25L24 133H23ZM59 131V132H58ZM112 131V132H111ZM120 131V132H119ZM136 131V132H135ZM142 131V132H141ZM144 131V132H143ZM161 131V132H160ZM168 131V132H167ZM175 131V132H174ZM182 131H184V133H182ZM204 131V132H203ZM220 132V133H217V132ZM260 131V132H259ZM20 132V133H19ZM26 132H27V134L29 135V136H27V138H26ZM31 134H30V133ZM47 132V133H46ZM55 132V133H54ZM61 132V133H60ZM64 132V133H63ZM66 132H68V133H66ZM75 132V133H74ZM90 132V133H89ZM119 132V133H118ZM122 132V133H121ZM127 132V133H126ZM141 132V133H140ZM157 132V133H156ZM164 132V133H163ZM167 132V135L166 136H168V137H165V133ZM171 132V133H170ZM198 132V133H197ZM5 133V134H4ZM12 133H15V135L16 136H19L21 133H23V134H21V136H19V137H16L14 134H12ZM19 133V134H18ZM58 133H59V136H58ZM64 135H63V134ZM87 133H89V134H87ZM117 133L119 134V136H118V139L116 138V136L115 135H117ZM124 133V134H123ZM131 134V136L130 135H128V134ZM137 133H139V134H137ZM154 133V134H153ZM175 134V135H172V134ZM189 134V135H187V134ZM191 133V134H190ZM194 133V134H193ZM202 133H204V135L202 134ZM8 134V135H7ZM24 134H26L25 136H24ZM51 134L53 135V136H51ZM65 134H67L66 136L70 139V141H67V140H69V139H67V137L65 136ZM68 134H69V136H68ZM77 135V137H74V135ZM86 134V135H85ZM92 134V135H91ZM123 134V135H122ZM136 134V135H135ZM153 134V135H152ZM186 135V136H188V137H186V136H184V135ZM200 134V135H199ZM205 134H207L208 136H207V138H208V141L206 140L207 138H205L206 137V135ZM3 135H4V137H5V139H4V137H3ZM6 135V136H5ZM12 135H14V139L16 138V140H14V141H16L17 143H19V144H16L14 141H13V136ZM47 135H49V136H47ZM63 137H62V136ZM124 135H126V136H124ZM128 135V136H127ZM135 135V136H134ZM140 135V136H139ZM154 135H156V136H154ZM162 135V136H161ZM170 135V136H169ZM192 135V136H191ZM194 135V136H193ZM201 136V137H203V138H201L200 137V139H198V137L199 136ZM214 135H216L215 136V139L216 140H214ZM218 135V136H217ZM51 136V137H50ZM71 136V137H70ZM91 136V137H90ZM133 136H134V138H133ZM165 138H164V137ZM171 136H173L174 138H176L175 140H176V145H175V147L173 146L174 144H172V143H174L175 142V140H174V138L173 137H171ZM181 136V137H180ZM183 136V137H182ZM205 136V137H204ZM209 136H212V137H209ZM21 137V138H20ZM29 137H30V139H29ZM50 138L51 140H53V142H56L58 145L60 144L61 146L60 147H57V144L56 143H54L53 144V142H51L50 140V142L51 143H47V144H45V142L47 141L48 142V139H46V138ZM52 137H54L55 139H52ZM60 139H59V138ZM66 137V138H65ZM78 137H81V138H78ZM91 138V139H89V138ZM125 137H126V139H125ZM135 137H139L138 139L137 138H135ZM143 137H144V139H143ZM153 137H155L156 138V140H155V138H154V140H153ZM190 137V138H189ZM247 137V136H246ZM1 138L6 142V141H8V143H9V145H10V147L12 146L13 147V145H14V147L15 148H17V149H15L14 147V150H13V148L10 150L8 147V145H6V144H8L7 142L5 143L3 140L1 141ZM59 140H61L62 142H59L58 141V139ZM62 138H63V140H62ZM65 138V139H64ZM73 138V139H72ZM114 138V139H113ZM129 138V139H128ZM132 138V139H131ZM151 138V139H150ZM158 138V139H157ZM169 140H167V139ZM172 138V139H171ZM183 139V138H185V140H183L185 143H183V141L182 140H180V142H179V139ZM190 139V141H189V139ZM193 138H194V140H193ZM213 138V139H212ZM222 139V140H220V139ZM230 138V139H229ZM263 138V139H262ZM9 139V140H8ZM11 139V140H10ZM22 139V140H21ZM29 140L28 141V144L30 143V142H32V144L33 145H31V143H30V145H28L27 144V140ZM81 139H83L84 141L82 142V141H80ZM88 139V140H87ZM123 139H125V140H123ZM128 139V140H127ZM160 139V140H159ZM161 139H163V141L161 140ZM165 139V140H164ZM178 139V140H177ZM192 139V140H191ZM197 139L201 142V143H199V141H198V144H197ZM202 139H204V140H202ZM218 139V140H217ZM19 140H21V141H19ZM24 140H26V141H24ZM31 140V141H30ZM33 140V141H32ZM56 140V141H55ZM71 140H74V141H71ZM79 140V141H78ZM104 140V141H103ZM112 140V141H111ZM114 140V141H113ZM118 140V141H117ZM122 140L125 142V141H129V142H125V143H127V147L125 146L124 147V145L123 144H121V142H122ZM144 140V142H142ZM150 140H152V141H154L153 143L155 144H151L150 143ZM168 142H167V141ZM170 140H173V142H170ZM225 140V142L223 143V141ZM229 140H230V142H229ZM14 142V144H13V142ZM86 141L88 142V144L86 143ZM91 141V142H90ZM131 141H135V142H133V144H135V145H133L132 144V142ZM151 141V142H152ZM193 141V142H192ZM195 141V142H194ZM203 141V142H202ZM207 141V142H206ZM214 141H216V142H214ZM226 141H227V143H226ZM261 141H263V142H261ZM1 142L3 143L4 142V144H1ZM26 142V143H25ZM34 142V143H33ZM64 142V143H63ZM67 142H69L68 144H67ZM72 142H73V144H72ZM78 142V143H77ZM81 142V143H80ZM90 142V143H89ZM93 142V143H92ZM107 142V143H106ZM112 142V143H111ZM116 142H118L117 144H116ZM124 142H122V143H124ZM137 142V143H136ZM139 142V143H138ZM161 142H163V143H161ZM164 142H165V144L166 143H168V144H164ZM188 144H187V143ZM196 143V144H191V143ZM208 142H210V144L212 143L213 144V142H214V144L215 143H217V146L219 147H217L216 145H210ZM218 142H220L221 144H219ZM45 144V147L46 148H44V144ZM75 143H77V146H76V144ZM83 143H85V144H83ZM109 143V144H108ZM160 143H161V145L162 146H160ZM170 143H171V145H170ZM190 143V144H189ZM223 143V144H222ZM233 143V144H232ZM261 143V144H260ZM15 144H16V146H15ZM26 144H27V146H26ZM41 144V145H40ZM50 144H52V145H50ZM66 144V145H65ZM81 144H83V145H81ZM105 146H108V147H105ZM111 144H114L115 146H116V148H117V150H116V148L113 146V145H111ZM120 144V145H119ZM132 144V145H131ZM146 144V145H145ZM164 144V145H163ZM179 144H185L186 145V147H187V145H188V149H190L189 150V152L192 154H189V152L187 151L188 149H182V148H186L185 147V145L181 148L180 147V145ZM201 144H204V145H201ZM206 144V145H205ZM209 144V145H208ZM220 146H219V145ZM231 144V145H230ZM262 144H263V146H262ZM7 146V148L9 149V151L8 150H6L5 151V149H7L6 148V146ZM20 145H21V147H20ZM24 145H25V148H24ZM43 145V146H42ZM47 145V146H46ZM71 145L73 146V147H71ZM86 145H87V147H86ZM91 145H93L92 147H91ZM140 145V146H139ZM148 145H149V147H148ZM153 145V146H152ZM195 145H196V147H198V146H201L200 147V149H199V151H197L198 153H196V150H198V148H196L195 147ZM198 145V146H197ZM221 145H222V147H225L224 149L221 147ZM226 145H228L227 147H226ZM261 145V146H260ZM1 146H2V148H1ZM19 146V147H18ZM23 146V147H22ZM50 146V147H49ZM64 146H67V147H64ZM82 146H84V147H82ZM91 147V149L92 150H90V147ZM101 146H103L102 148H101ZM123 146V147H122ZM133 146H135V147H133ZM136 146H137V148H136ZM153 148H152V147ZM156 148H155V147ZM167 146L168 147H172L171 149H169V148H167ZM176 146H177V148L179 147V148H181V150H177V148H176ZM191 146V147H190ZM203 146V147H202ZM205 146H207V147H210V149L209 148H205ZM211 146H212V148H211ZM259 146V147H258ZM43 147V148H42ZM52 147V148H51ZM54 147H56V148H54ZM62 147H64V149L62 148ZM120 149H119V148ZM128 147H131V148H129V149H127V150H129V151H131L130 153H131V155L129 154V152H126L125 150H126V148H128ZM147 147V148H146ZM160 147V148H159ZM162 147V148H161ZM216 147V148H215ZM220 147L222 148L221 150H223L224 152H222V151H220ZM24 149V150H22V149ZM59 148H61L60 150H57V149H59ZM71 148H73V149H71ZM85 148V149H84ZM100 148L102 149V150H100ZM104 148H107V150H105ZM110 148V149H109ZM115 148V149H114ZM134 148H136V149H134ZM150 148H151V150L153 149V150H155V151H149L150 150ZM165 148H167V149H165ZM214 148V150H212ZM227 148V149H226ZM229 148V149H228ZM20 149V150H19ZM26 149V150H25ZM43 149H46V153H45V150H43ZM63 149V150H62ZM66 149H67V155H68V159H66L67 158V155L66 154H62V151H63V153H65L66 152ZM96 151H95V150ZM112 149H114L115 151H116V156H115V152L114 151H110V150H112ZM119 149V150H118ZM122 149V150H121ZM141 149V150H140ZM149 151V153H151L150 155H149V153H148V151ZM159 149V150H158ZM173 149V150H172ZM176 149V150H175ZM216 149H219V150H217L218 152L220 151V153H216V154H212V153H215V152H217L216 151ZM18 151L20 154H18V152L16 153V151ZM57 150V151H56ZM62 150V151H61ZM83 150V151H82ZM90 151L89 153H87L88 151ZM104 150H105V152H104ZM124 152V154L121 152ZM132 150H134V151H132ZM144 150V152H142ZM164 150V151H163ZM166 150H169L170 151V154H169V151H166ZM188 152H186V151ZM206 150H209V151H207L208 152V154H206L207 152H205ZM256 150H258V151H256ZM4 151V152H3ZM7 151H8V154H6L7 153ZM31 151H32V153H34L35 152V155H33L32 153H31ZM54 151H55V153H54ZM65 151V152H64ZM76 151V153L74 154V152ZM87 151V152H86ZM97 152V151H99L98 153H97V155H96V153H92V152ZM112 152V153H110V152ZM120 153H119V152ZM136 151V152H135ZM159 152V153H157V152ZM161 151H163V153L164 154H162V153H160ZM192 151H194V152H192ZM200 151H202V152H200ZM210 151H212V153L210 152ZM255 151H256V153H255ZM6 152V153H5ZM15 152V153H14ZM59 152V153H58ZM71 153V155H70V153ZM81 153V156H80V153ZM83 152V153H82ZM105 153V154H103L106 158L104 159V160H107L106 162H101L102 160H103V155H101L102 153ZM107 152V153H106ZM114 152V153H113ZM137 152H139V153H137ZM146 152H147V157H146ZM152 152H155L156 154H154V153H152ZM171 152H174V153H171ZM182 152L184 153L183 155H182ZM199 152H200V154H199ZM261 152V153H260ZM30 153H31V155H30ZM40 153V154H39ZM52 153V154H51ZM64 156L63 157V160L61 161V158H60V160H59V157H62V155ZM78 153H79V156H78ZM125 153H126V155H125ZM128 153V154H127ZM185 153H186V155L189 157V158H187V156H185ZM196 153V154H195ZM209 153H211V154H209ZM223 153H224V155H223ZM251 153H253V154H255V156L254 157H252L251 158V156H250V154ZM258 153V154H257ZM14 154V155H13ZM17 154V156H15ZM23 154V155H22ZM57 155V156H55V155ZM73 154V155H72ZM95 156H97V157H95ZM112 154V155H111ZM119 154L122 156H124V157H122L121 158V156H119ZM167 155V156H165V158L164 157H162V155L164 156V155ZM181 154V155H180ZM206 154V155H205ZM218 154H219V156H218ZM10 155H11V158L10 159H12L11 161H10V159H8L9 157H10ZM30 155V156H29ZM34 156V157H32V158H34L35 160H36V162L34 161V159L32 160V158H31V156ZM46 155H49V156H46ZM51 155V156H50ZM59 155V156H58ZM76 155V156H75ZM134 155V156H133ZM135 155L137 156V157H135ZM156 155V156H155ZM173 155V156H172ZM196 155H202L201 157H202V159H203V157H205V159H203V163L204 164H206V165H204L203 163H201L202 162V159H201V157L200 156H196ZM205 155V156H204ZM208 155H210L212 158H210V156H208ZM261 155H263V156H261ZM8 156V157H7ZM20 156H22V157H20ZM70 156H72V157H70ZM77 156L79 157V158H77ZM99 156L100 157H102L101 159L99 158ZM110 156V157H109ZM112 156V157H111ZM127 156H129V158L127 157ZM130 156H132L131 158H130ZM150 158H149V157ZM168 156H170V157H168ZM172 156V157H171ZM195 156V157H194ZM206 156H208L209 157V159L206 157ZM217 156V157H216ZM239 156V157H238ZM249 156V158H251V159H249V158H246V157H248ZM258 156H261V157H258ZM15 157V158H14ZM20 157V158H19ZM48 157V158H47ZM66 157V158H65ZM74 157V158H73ZM75 157H76V159H75ZM82 157V158H81ZM131 161V162H129V160L127 159V158ZM135 157V158H134ZM151 157H154V158H151ZM157 157H158V159H157ZM159 157L161 158V159H159ZM199 157V158H198ZM216 157V158H215ZM241 157H243V158H241ZM19 159V161H18V159ZM29 158H31V160L32 161H34L33 163H32V161L29 159ZM51 159V162L52 161H54V162H52V165H51V163H50V161L48 160V159ZM69 158H71L72 160L71 161H68V160H70ZM90 158H92V159H90ZM95 160H94V159ZM108 158H110V160L108 159ZM114 158H116V160L114 159ZM124 158V159H123ZM139 158H141V159H139ZM148 158V159H147ZM170 160H169V159ZM172 158V159H171ZM184 158V160H182ZM192 158V159H191ZM194 158H196V159H194ZM255 158V159H254ZM16 159V160H15ZM73 159H75L74 161H73ZM79 159H82L81 161L79 160ZM84 159H85V162H84ZM87 159L89 160L88 162H87V164H86V161H87ZM125 159H127V162L125 163ZM135 159V160H134ZM139 159V160H138ZM164 159V160H163ZM189 160V162H187L188 160ZM215 159H217V160H215V161H218V162H215L214 160ZM219 159V160H218ZM239 159H237V160H239ZM260 159V160H261ZM263 159H264V157H263ZM48 160V161H47ZM66 162H65V161ZM79 160V161H78ZM93 160V161H92ZM97 160V163H98V161H100L98 164L97 163H93V162H95ZM114 161V163L112 162V161ZM141 160V161H140ZM156 160L161 164V166L163 165V163L165 164L164 166H162L163 167V169L164 170H162L161 168L162 167H160V165H158V162H156ZM169 161V162H171L172 164V166L170 165H168V164H170V163H168V164H166L165 163V161ZM172 160V161H171ZM173 160H174V162H173ZM190 160L191 161H193V160H195V161H197V162H190ZM201 160V161H200ZM207 160V161H206ZM212 160V161H211ZM14 161L16 162V161H18L19 163L17 164V163H14ZM28 161L29 162H31L30 164L28 163ZM57 163H56V162ZM59 161H61V163H62V165H64V164H66L64 167L61 165V163H59ZM63 161H64V164H63ZM77 161H78V163H77ZM92 161V162H91ZM122 161V162H121ZM124 161V162H123ZM137 161V162H136ZM138 161H140V163H138ZM144 163H143V162ZM177 161H179V163H181L180 165H179V163L177 162ZM211 162V163H209V162ZM253 162V164L254 165H256V168L254 167L253 168V164H252V162ZM263 161V166H264V160H262ZM6 162V163H5ZM10 162V163H9ZM13 162V163H12ZM39 162V163H38ZM47 162H49L50 163V165H51V168H49V163L47 164ZM68 162H73L71 165H70V163H68ZM77 163V165H76V163ZM117 162H118V164H117ZM120 162V163H119ZM133 162H135V163H133ZM141 162L143 163V165L141 164ZM147 162V163H146ZM182 162H184V163H182ZM206 162V163H205ZM214 162H215V165H214ZM247 162H250V163H248V164H250V165H248V164H246ZM34 163H36L37 165L36 166H34V167H36V168H33L32 166L34 165ZM45 163V164H44ZM53 163H55V164H58V166L60 167H58L57 165L55 166V164H53ZM79 163H82V165H84V166H82V168H81V164L79 165V167H78V164ZM102 163V164H101ZM105 163H107V164H105ZM110 163V164H109ZM125 163V164H124ZM128 163V164H127ZM150 163H157L156 165H158V170L156 169L157 168V166L156 165H152L151 164V167H150ZM173 163L175 164V165H173ZM185 163H187V164H185ZM191 163V165H189ZM195 163V164H194ZM197 163V164H196ZM199 163V164H198ZM210 165V166H208V164ZM257 163V164H256ZM16 164V165H15ZM28 164V165H27ZM60 164V165H59ZM93 164H95V165H93ZM107 165V166H105V165ZM121 164H123V166H121ZM129 164H133V165H135L133 168H132V166L133 165H129ZM218 164V167L216 166ZM30 165V166H29ZM32 165V166H31ZM46 165V166H45ZM67 165L69 166L70 165V167H69V169L67 168ZM73 165H75V166H73ZM87 165H88V169H87ZM96 166V165H101L100 167L99 166H96V167H93V166ZM111 165H114V166H112V168H111ZM118 165V166H120V168H118V166L116 167V166ZM129 167H128V166ZM145 165V166H144ZM183 165H186V166H182ZM195 165V166H194ZM202 165V166H201ZM56 168H55V167ZM62 166V167H61ZM91 166V167H90ZM108 166H109V168H108ZM139 166H142V167H139ZM150 168H149V167ZM165 166H169L168 168L167 167H165ZM175 166H176V168H175ZM180 166L183 168L182 170H179L178 171V169H180ZM198 166V167H197ZM203 166H205L204 168H206V170L205 171H203ZM248 166V167H247ZM260 166V167H259ZM8 167V168H7ZM15 167V168H14ZM17 167V168H16ZM29 169H28V168ZM32 167V169H31V171H28V170H30V168ZM47 167V168H46ZM55 169H54V168ZM59 169H58V168ZM85 167V168H84ZM99 167V168H98ZM114 167H116V169L117 170H119V171H117L116 169H114ZM125 167H126V169H125ZM131 167V168H130ZM136 167V168H135ZM154 167V168H153ZM173 167V168H172ZM184 167H186V168H184ZM194 167V168H193ZM195 167H197V170H196V168ZM202 167V168H201ZM209 167L211 168V170H209V173H212V172H214V168L213 167H215V171H216V169H218V170H220V171H216L215 173H213L214 175H215V182H221V183H219V184H217V183H215L216 184V186L215 185H213L214 183H213V176L214 175H211L210 174V176H209V174H206L207 172H208V169H209ZM262 167V168H261ZM15 170H13V169ZM45 168L47 169V170H45ZM76 168V169H75ZM81 168V169H80ZM84 168V169H83ZM92 170H91V169ZM101 168V169H100ZM111 168V169H110ZM123 168V169H122ZM128 168V169H127ZM134 168L136 169V170H134ZM141 169V172H139L140 173V175L138 174V171H140L139 169ZM144 168H146L145 170H144V173L142 172L143 170L142 169H144ZM161 170H160V169ZM171 170H170V169ZM199 168H200V170H199ZM208 168V169H207ZM258 168H259V170H263V171H260V173H257V172H259L258 171ZM52 169V173L53 174H51V172L49 171V170H51ZM68 169V170H67ZM70 169H71V171L72 172H69L70 171ZM73 169V170H72ZM75 169V170H74ZM80 169V170H79ZM83 169V170H82ZM99 169V170H98ZM121 169H122V171H121ZM153 169V170H152ZM154 169H156L157 171H155ZM175 170V172L174 171H172V170ZM186 169V170H185ZM190 169H192V170H195V171H190ZM213 169V170H212ZM43 171V172H45L46 171V173L48 174L49 173V175H47V177L48 178H46V173H43V172H41L42 173V175H41V173L40 174H38L37 175V171H38V173H39V171ZM45 170V171H44ZM62 170H63V172H62ZM66 170V171H65ZM96 170V171H95ZM103 170V171H102ZM109 170H110V172H109ZM111 170L112 171H114V172H111ZM135 172H134V171ZM138 170V171H137ZM149 170V171H148ZM160 170V171H159ZM166 170H168V171H166ZM184 170V171H183ZM47 171H49V172H47ZM53 171H57V174L55 173V172H53ZM60 173H59V172ZM68 171V172H67ZM85 171V174L83 173ZM97 171H101V172H97ZM119 172V174L120 173H122V174H120V181H119V174L117 173V172ZM121 171V172H120ZM124 171H125V173H124ZM131 171H132V173H131ZM136 171H137V173H136ZM159 171V172H158ZM162 171H164V172H162ZM170 171V172H169ZM177 171H178V173L180 172L181 173V175H180V173H179V175L177 174ZM186 171V172H185ZM189 171H190V173H189ZM202 171L204 172L203 174H202ZM207 171V172H206ZM64 172H66L65 174H64ZM80 172V173H79ZM82 172V173H81ZM95 172H97L98 174L96 175V173ZM116 172V173H115ZM157 172V173H156ZM166 172H167V175H166ZM172 172V173H171ZM192 172V173H191ZM195 172H199L198 174L197 173H195ZM35 173V174H34ZM58 176L59 174H63V175H61L60 177H61V181L62 180H64V178H68V176H69V178H70V180H67L68 181V183H67V181L66 182H64V183H62L61 181V183L63 184V185H65V183H66V185H67V187H66V189L65 188H63V187H65V186H63L60 182H59V180H60V177H57V176H55V174ZM59 173V174H58ZM67 173H70V174H67ZM72 173V174H71ZM89 173H91V174H89ZM112 173V174H111ZM114 173V174H113ZM123 173H124V176L126 175H128V177H124L123 176V178H124V180H123V178H122V176L121 175H123ZM128 173V174H127ZM136 173V174H135ZM161 173H165V178H164V174H161ZM219 174V176L217 175V174ZM222 175H224V176H222L221 177V174ZM227 173H229V181H226L227 183L228 182H230V183H228V185H227V183H225V185H227V186H224V183L223 182H225V180H223L222 178L224 177V178H226V177H228V175H227ZM33 174H34V176H33ZM81 174H83L82 176H80ZM86 174H87V176H86ZM118 174V175H117ZM142 174V175H141ZM150 174V176L151 177H147L148 175ZM158 174H161L162 176H160V175H158ZM175 174H177V175H175ZM186 174V175H185ZM191 174H193V176L191 175ZM194 174H196V175H194ZM208 175V177H211L212 178V180H211V178H209V181L207 180V176L206 175ZM226 174V175H225ZM238 174V175H237ZM246 174V175H245ZM259 174H261L260 176H259ZM263 174V175H262ZM16 175V176H15ZM55 176V178H54V176ZM65 175V176H64ZM71 175V176H70ZM72 175H73V177H72ZM77 175V176H76ZM79 175V176H78ZM89 175H91V176H89ZM131 175H132V178H131V180H130V178L129 177H131ZM138 177V178H140V180L143 182H141L142 183V185L145 187V189L143 190V191H141V192H139L140 190V187L142 186L141 184H139L138 182H140V180H138V178L136 177V176ZM185 175V176H184ZM188 175L189 176H191L190 178L188 177ZM203 175H204V177H203ZM237 175V176H236ZM247 176V177H245V176ZM13 176H15V177H13ZM22 178H21V177ZM28 176L29 177H31V178H28ZM43 176H44V178H43ZM89 176V177H88ZM97 176V178H94V177H96ZM107 176V177H106ZM114 176V177H113ZM142 176H144L143 178H144V180H142ZM153 176H154V178H155V180H154V178H153ZM159 176H160V180H159V182H158V178H159ZM167 176H169V180H168V177ZM176 177V180H175V177ZM178 176V177H177ZM180 176V177H179ZM182 176V177H181ZM195 176H198L197 178L195 177ZM201 178H200V177ZM217 176V177H216ZM232 176H236L237 177V180H235L234 181V178L232 177ZM242 176H244L245 178H246V180H245V178L244 177H242ZM36 177L38 178V180L36 181ZM64 177V178H63ZM77 177V178H76ZM81 177V178H80ZM83 177V178H82ZM118 177V178H117ZM133 177H134V180H133ZM136 177V178H135ZM158 177V178H157ZM167 177V178H166ZM172 178V181H170L171 180V178ZM173 177H174V180H173ZM193 177V178H192ZM202 177H203V180H202ZM205 177H206V180H205ZM219 177L221 178V180H223V181H221V180H219ZM235 177V178H236ZM241 177V180L239 181V178ZM11 178H13V180H14V178H15V180L14 181H12L11 180ZM34 178H35V180H34ZM73 178H74V183H75V185L73 184ZM92 178H93V180H92ZM114 178H116V180H114ZM126 178H127V181H128V183L127 182H125V180H126ZM128 178H129V180H128ZM145 178H146V181H147V178H148V181H151L152 180V178H153V180H154V182H152V183H150L151 185H156L155 187H153V186H151V185H148L149 183H148V181L146 182V184L144 183V181H145ZM150 178H151V180H150ZM156 178H157V180H156ZM183 178H184V180H183ZM194 178H195V180H194ZM230 178H231V180H230ZM243 178H244V180H243ZM259 178H263V180H262V183H260L259 182ZM18 179H21L20 180V182L21 183H19V182H17L18 181ZM39 180H41L40 182H39ZM48 180V181H47ZM51 180H52V182H53V184H54V181L53 180H56L57 182H55V185H56V187L52 184V182H51ZM72 180V181H71ZM78 180H80V181H78ZM113 180H114V182H113ZM123 180V181H122ZM138 180V181H137ZM152 180V181H153ZM181 180V181H180ZM182 180H183V183H182ZM188 180V182L186 183V181ZM189 180H191V183H192V185L191 186H193L192 188H189V187H191L189 184H191L190 183V181ZM199 180V181H198ZM211 180V181H210ZM245 181V182H247L246 184L243 182V181ZM248 180V181H247ZM16 182L15 183V185L17 186H14V183L12 184V182ZM24 181H26L25 183H24ZM29 181V182H28ZM50 181V182H49ZM70 181V182H69ZM75 181H77V182H75ZM107 183H106V182ZM133 181V183L135 182L136 184L134 185V184H131L130 182H132ZM164 181H168L169 183L167 184L166 182L164 183ZM174 181V182H173ZM177 181H178V184H176L177 183ZM181 182V185H179L180 184V182ZM193 181V182H192ZM231 181H233V183L231 182ZM236 181H238V182H240V183H238V182H236ZM242 181V182H241ZM261 181V180H260ZM11 184H10V183ZM37 182V183H36ZM59 182V184H56V183H58ZM78 182H79V184H78ZM85 182H87V183H85ZM117 182V183H116ZM120 182V183H119ZM122 182H124V183H122ZM161 182V183H160ZM171 182H172V188H171ZM195 182H198L197 183V185H196V183ZM205 182H207V185L205 186ZM210 182V183H209ZM4 183V184H3ZM18 183V184H17ZM49 183H51L53 186H51V184H49ZM104 183H106L105 185H104ZM111 183V184H110ZM117 185H116V184ZM119 183V184H118ZM122 183V184H121ZM125 183H127V185L125 184ZM129 183H130V185H129ZM156 183H160L159 184V186L160 185H163L162 187H159ZM202 183V184H201ZM231 183H232V185H231ZM249 183V184H248ZM71 186H70V185ZM123 184H125V185H123ZM164 184H165V186H164ZM167 184V185H166ZM198 184H199V186H198ZM208 184H210L209 186H211V184H212V186H211V188L213 187V188H215V190H217V192H215L216 194H217V196H220V198H219V201H221V202H223V203H221V202H216V201H218V197L216 196V195H212V197H211V194H212V192H214V189L213 190H210V189H208L209 188V186H208ZM236 185V187H234L235 185ZM239 184H240V186H239ZM244 184V185H243ZM5 185H7V186H9L8 188H7V186H5ZM26 185V186H25ZM39 185V186H38ZM61 185V186H60ZM70 187H69V186ZM72 185H74V187H77L78 185V187H77V189L76 188H74ZM77 185V186H76ZM102 185H103V187H102ZM107 185H109L110 186V188H109V186L107 187ZM112 185V186H111ZM130 186V188H129V186ZM133 185V186H132ZM138 185V186H137ZM140 185V186H139ZM183 185H185V186H187V187H184ZM202 185H204L205 187H207L208 186V188H203L202 187ZM217 185H219V186H217ZM260 185H262V187L260 186ZM42 186V187H41ZM44 186V187H43ZM49 187L48 189H47V187ZM60 186V189L58 188ZM81 186V187H80ZM88 186H90V188L88 187ZM94 186V187H93ZM115 186H117V187H115ZM121 186V187H120ZM138 188H137V187ZM141 187V190H142V188H144V187ZM151 186V187H150ZM181 186H182V188H181ZM198 186V187H197ZM201 186V187H200ZM223 186H224V188L226 187V188H228L227 189V192L230 194V196H232L231 197V200L232 201H230V202H232V206H234L235 204H237V207L236 206H234V207H232L230 204V202H226L225 200H224V198H223V196H222V194L221 193H223V191L225 190L224 188H223ZM229 186V187H228ZM244 186H247V187H244ZM13 187H15V189H17V190H14L13 189ZM18 187H20L21 188V190H20V188L18 189ZM51 187H53V188H51ZM62 187V188H61ZM82 187H85V189H87V191L86 190H83L84 188H82ZM112 187V188H111ZM119 187V188H118ZM127 187L129 188V189H127ZM153 187V189H151ZM166 187H168V188H166ZM177 189H176V188ZM183 187H184V189H183ZM196 187V188H195ZM218 187V188H217ZM236 188L234 191H233V189L234 188ZM239 187V188H238ZM245 189V190H241V189H243V188ZM14 190V191H16V193L14 192L13 193V191H12V189ZM58 188V189H57ZM80 188V189H79ZM82 188V189H81ZM94 188V189H93ZM105 188V189H104ZM108 188V189H107ZM114 188V189H113ZM123 188V189H122ZM149 188V189H148ZM158 188V190L156 191V189ZM175 188V189H174ZM186 188H189V189H186ZM194 188V189H193ZM201 188H203L204 189V191H201V190H203V189H201ZM229 188H232V190H230ZM246 188H247V190H248V193H249V196L251 197V199H252V201H251V199H250V197L247 195V197L245 198V195L246 194H248L247 193V191H246ZM249 188V189H248ZM24 189V190H23ZM35 189V190H34ZM45 189H47V190H45ZM54 189V190H53ZM63 189L65 190V191H63ZM91 191V194L89 193V190ZM100 189V190H99ZM118 189V190H117ZM122 191H121V190ZM126 189V190H125ZM148 189V190H147ZM167 189L170 191V189H172L170 192H167ZM192 189H193V191H194V193H193V191H192ZM201 189V190H200ZM238 189V190H237ZM261 189H263V191L261 190ZM23 190V191H22ZM49 190H51V192L52 193H55L54 191L56 190L57 191V193L56 194H58V191H59V193L61 194V195H59L58 194V198L56 197L57 195H55V194H52ZM70 190V191H69ZM74 190V191H73ZM76 190L77 191H79V192H76ZM95 190V191H94ZM97 190H99L100 191V193H99V191L97 192ZM102 190H106V191H104V193H103V191ZM118 192H117V191ZM139 190V191H138ZM149 190H153V191H149ZM159 190H160V193H159ZM177 190V191H176ZM184 190H186V192L187 193H189L190 195H188ZM188 190V191H187ZM189 190H191V191H189ZM210 192H209V191ZM232 191V192H230V191ZM241 190V191H240ZM18 191V192H17ZM39 192V193H37V192ZM48 196H44L45 194L43 193V192ZM47 191H48V193H47ZM63 193H62V192ZM81 191H83V192H81ZM84 191H86V192H84ZM102 191V192H101ZM109 191H114L112 194L109 192ZM119 191L121 192V193H119ZM130 191V192H129ZM163 191V192H162ZM173 191V192H172ZM175 191V192H174ZM182 191V192H181ZM198 193H200V194H197V192ZM201 191V192H200ZM244 192V195H242L243 194V192ZM21 192H24V194L22 193V195H21ZM50 192V193H49ZM67 194H66V193ZM72 192V193H71ZM81 192V193H80ZM94 192V193H93ZM107 192V195H105L106 197L108 196V198L110 199H106V197L105 196H103L105 193ZM117 192V193H116ZM139 192V193H138ZM142 192L143 193H146V195L145 194H142ZM151 192V193H150ZM153 192V193H152ZM155 192H157V193H155ZM165 192V193H164ZM182 193V194H180V193ZM184 192V193H183ZM193 194H192V193ZM207 192V194H203V193H206ZM219 192H221V193H219ZM237 192V193H236ZM241 194H240V193ZM71 193L72 195H74V196H72L71 194L69 195V194ZM76 193H78V194H76ZM85 193V194H84ZM97 193H98V196H96L97 195ZM124 193V194H123ZM134 193H136L135 195H134ZM137 193H138V195H137ZM142 194V195H144L145 197H141L142 195H139V194ZM155 193V194H154ZM162 193V194H161ZM173 193V194H172ZM175 193H178V196H177V194H175ZM232 193H234V194H232ZM246 193V194H245ZM260 193H261V195H260ZM16 194V195H15ZM18 194V195H17ZM28 194V195H27ZM42 194V195H41ZM63 194H64V196H63ZM84 194V195H83ZM87 194V195H86ZM93 194H95V195H93ZM100 194H102V195H100ZM112 195V198H110V196ZM119 194L120 196L122 195V199H121V197H119V195L117 196V195ZM128 194V195H127ZM148 194H149V196H148ZM169 194H171V196H169V198L167 197ZM180 194V195H179ZM187 196H186V195ZM232 194V195H231ZM235 194H237V195H235ZM238 194H240L241 195V197L242 198H245V199H241V197L238 195ZM21 195V198L20 199H17L16 197L18 196H20ZM24 195H25V197H24ZM38 195V196H37ZM54 195H55V199H57V200H55L54 199ZM66 195V196H65ZM80 196V199L78 198L79 196ZM81 195L83 196L82 198H81ZM89 195H91V197L89 196ZM100 195V196H99ZM116 195V196H115ZM130 195H131V197H130ZM162 195V196H161ZM165 195H166V197H165ZM175 195V196H174ZM204 195V196H203ZM207 195V196H206ZM210 195V196H209ZM23 196V197H22ZM36 196H37V198H36ZM40 196H42L43 198H45V199H48L49 198V200L52 198V200H45V199H43V198H41ZM51 198H50V197ZM73 198H75L76 196H78V197H76L77 199H79L78 201L79 202H76V200L77 199H74L73 201H75V202H73L72 200H71V197ZM85 196H88V197H86V198H84ZM92 196L94 197H96V198H94V199H91L92 198ZM101 196H103V197H101ZM123 196H125V197H123ZM126 196H128V197H126ZM148 196V197H147ZM151 196V197H150ZM158 196L159 197H161V198H158ZM173 196V197H172ZM176 196H177V199L179 198V196H180V198H179V200H177V199H175L176 198ZM184 196V197H183ZM213 196H216V197H213ZM234 196V197H233ZM244 196V197H243ZM29 197V198H28ZM41 199H40V198ZM60 197L62 198L61 200H60ZM64 197V198H63ZM65 197H67V198H65ZM100 198V201H99V198ZM137 197H140V198H142V199H140V198H137ZM154 197V199H152ZM156 197V198H155ZM239 197V198H238ZM249 197V198H248ZM88 198H90V200L89 201H91L90 203H89V201H87L88 200ZM114 198V199H113ZM118 198H120V199H118ZM127 198H129V201H128V199ZM130 198H135V199H132L133 201L135 200V202H131L130 203ZM146 198V199H145ZM150 198V199H149ZM162 198H163V200H162ZM166 198V199H165ZM174 198V199H173ZM184 198V199H183ZM209 198H211V199H213V202L214 203H216V205H214V203L211 201V200H207V199H209ZM238 198V199H237ZM23 201H22V200ZM25 199V200H24ZM33 199H35V200H33ZM39 199V200H38ZM69 199L71 202H73L72 204L70 203V201L68 202L67 200ZM86 199V200H85ZM102 199H104V200H102ZM137 199H138V201H137ZM141 200V202H140V200ZM157 199H161V200H157ZM234 199H237L236 201L234 200ZM17 200V201H16ZM18 200H20V202H18ZM60 200V201H59ZM66 200V201H65ZM98 200V201H97ZM112 200H117V201H115V202H117V203H115L114 202V205H113V203L111 204L110 202H113ZM118 200H119V202H118ZM124 200L126 201V202H129V203H126V202H124ZM144 200V201H143ZM146 200H147V202H146ZM166 202H165V201ZM173 200H176L175 202L173 201ZM182 200V201H181ZM215 200V201H214ZM225 201V203H224V201ZM234 200V201H233ZM258 200V201H257ZM36 203H35V202ZM42 201H45V202H42ZM54 201H56L55 203H54ZM59 201V202H58ZM86 203H85V202ZM93 201H95V202H93ZM101 201H103V202H101ZM106 201H108L107 203H106ZM137 201V202H136ZM164 201V202H163ZM169 201H172V203L171 202H169ZM179 201V202H178ZM180 201H181V204H180ZM186 201H188L189 203L187 204V202ZM209 201V204L207 203ZM211 201V202H210ZM248 201H249V203H248ZM23 202V203H22ZM38 202H40V203H38ZM42 202V203H41ZM48 202V203H47ZM53 202V203H52ZM61 202V203H60ZM64 202H65V204H64ZM86 204H84V203ZM88 202V203H87ZM96 202H98V203H96ZM122 202V203H121ZM143 202L145 203V204H143ZM152 202V203H151ZM178 202V203H177ZM183 202H185V203H183ZM238 202H243V203H238ZM25 203V204H24ZM33 203V204H32ZM67 203H69L68 205H70L71 204V206H73L74 207V204H75V208L73 209V207H71V206H69V208H67ZM80 203V204H79ZM103 203V204H102ZM109 203H110V205H109ZM120 204V206L122 205V207H123V205H124V207L122 208H120V206H118V205H116V204ZM137 203V204H136ZM138 203H140V204H142V205H138ZM168 203H170V204H168ZM176 203H177V206H176ZM251 203H253V204H255V205H253V204H251ZM19 204H21V205H24L23 207L24 208H26L27 206H29V207H31V208H29L28 209V207H27V209L29 210H27V209H24L22 206H20ZM37 204V205H36ZM38 204H40V205H38ZM42 204V205H41ZM45 204L46 205H48V206H50L51 204L53 205V208H51L52 207V205H51V209L53 210V211H55V212H53L52 210V212L50 211V208H48V206H45ZM58 204V205H57ZM80 206L81 205V207L83 208V210H85L86 209V212L88 211L87 210V208L90 210V211H88L89 213H90V215L89 214H86V213H84V211L82 210V208L81 207H77L78 205ZM87 204L88 205H90V206H87ZM94 204H95V206H94ZM97 204H99V205H97ZM100 204H102L101 205V207H99L100 206ZM108 204V205H107ZM126 204V205H125ZM129 204H132L133 206H129ZM163 204V205H162ZM168 204V205H167ZM171 204H172V206H171ZM186 204V205H185ZM213 204V205H212ZM218 204V205H217ZM220 204V205H219ZM222 204H225V205H227V206H224V205H222ZM242 205V207L241 206H238V205ZM260 204V205H259ZM60 205H61V207H60ZM63 205H65L64 207H62ZM77 205V206H76ZM104 205V206H103ZM128 205V206H127ZM135 205H137V206H135ZM144 205V206H143ZM145 205H146V208H145ZM151 205V206H150ZM157 205H159V206H157ZM162 205V206H161ZM167 207H166V206ZM190 205V206H189ZM222 205V206H221ZM243 205H244V208H243ZM251 205V206H250ZM37 206V207H36ZM40 206H42V208H43V210H42V208L40 207ZM56 206V207H55ZM57 206H59V207H57ZM84 206H86V208H84ZM106 206H108V208L106 209ZM113 206V207H112ZM125 206H127L128 208H125ZM137 207L136 208V210H135V207ZM169 206H171V207H169ZM173 206H174V208L175 209H173ZM181 208H180V207ZM183 206V207H182ZM188 206V207H187ZM211 206V207H210ZM216 206H217V208H216ZM220 206V207H219ZM250 209V211L249 210H247V207ZM254 206V207H253ZM47 207V208H46ZM91 207H92V209H91ZM102 207H104V208H102ZM118 208V211H117V208ZM139 207V208H138ZM150 207V208H149ZM151 207H152V209H151ZM194 207V208H193ZM212 207L214 208V209H212ZM222 207V208H221ZM253 207V208H252ZM23 209V210H21V209ZM39 208H41V211H40V209ZM56 208V209H55ZM59 208H61V209H59ZM70 208H72L71 209V211H70ZM81 209V211H80V209ZM97 208L99 209L98 211H97ZM114 208L116 209V210H114ZM120 208V209H119ZM140 208H142L141 209V211H140ZM167 208V209H166ZM171 208V210H168V209H170ZM187 208V209H186ZM189 208V209H188ZM220 208V209H219ZM225 208H228V209H225ZM239 208V209H238ZM258 208H261L263 211H259V209ZM32 209V211H30ZM36 210V214H35V210ZM45 209H48L49 210V212H47ZM63 209V210H62ZM69 211H68V210ZM76 209V210H75ZM95 209V210H94ZM129 209L131 210V211H129ZM138 209V210H137ZM149 209V210H148ZM151 209V210H150ZM154 209V210H153ZM156 209V210H155ZM177 209V210H176ZM218 210V211H220L221 209L222 210H224L226 213H224V211L222 212V210H221V213L220 212H218V213H220V217H219V219H222L221 221L218 219V213H216V210ZM231 209V210H232ZM243 209V210H242ZM254 209V210H253ZM258 209V210H257ZM19 210V211H18ZM23 212H25V214L24 213H22L21 211ZM38 210V211H37ZM58 210H60L59 212H58ZM67 212H66V211ZM78 210H79V212H78ZM94 210V211H93ZM101 210V211H100ZM103 210V211H102ZM112 210L114 211L113 213H112ZM121 210V212H122V214H121V212H119ZM133 210V211H132ZM142 210L144 211V212H142ZM163 210H166V211H170V213L169 212H166V211H163ZM189 210V211H188ZM227 210H228V212H227ZM42 211H43V214H42ZM73 211V212H72ZM77 211V212H76ZM83 211V216H81L82 214H80L81 212ZM92 211V212H91ZM125 211V212H124ZM128 213H127V212ZM135 211V212H134ZM139 213H141V215L140 214H137L138 212ZM147 211L149 212V213H151V218H150V216L147 214ZM156 211H157V213H156ZM173 212V214H172V212ZM214 211V212H213ZM238 211V212H237ZM248 211L250 212V214L248 213ZM256 211H258V213H256ZM31 212V214H30V218H29V213ZM33 212H34V215H33ZM39 212V213H38ZM74 212H76L77 214H79V215H77L76 213H74ZM94 212V213H93ZM98 212V213H97ZM99 212L101 213L100 215H99ZM115 212H116V214H115ZM162 213V212H164V213H162V215L163 216H161V214L160 213ZM174 212H179L178 213V215H179V218L180 219H178V217H176V216H178L177 215V213H174ZM212 212V213H211ZM232 212V213H233ZM242 212H243V214H242ZM260 212H261V214L262 215H260ZM22 213V214H21ZM28 213V214H27ZM37 213H38V215L40 216V219L37 217L38 215H37ZM44 213H46V214H48V213H52L53 214V217H51V215L50 214H48V215H46V214H44ZM63 213V214H62ZM68 214V215H66V214ZM72 213V214H71ZM102 213H108V214H106L107 215V217H104L103 216V214ZM117 213H119V214H117ZM125 213H126V215H125ZM132 214V215H130V214ZM143 213H146V214H144V216H142L143 215ZM167 213V214H166ZM213 214V213H216V215L217 216H215V215H211V214ZM228 213V216L226 215ZM252 213V214H251ZM254 213H256V214H254ZM20 214H21V216H20ZM65 214V215H64ZM114 214H115V216H114ZM121 214V215H120ZM124 214V216H127V217H124V218H122L123 215ZM128 214H129V216H128ZM137 214V215H136ZM158 214V215H157ZM160 214V215H159ZM169 214L171 215L170 217L171 218H169L168 216H169ZM174 214H176V219H174V220H172V217H174V216H172V215H174ZM23 215V216H22ZM34 216V218H35V215H36V218L34 219L33 218V216ZM41 215H43V219H44V217H45V220H46V223L48 224V225H50L49 224V222L51 223V225H52V223H55L56 224V228L53 226V225H55V224H53L52 226L54 227H50V226H48V225H46V223H45V220H42L41 219ZM44 215H46V216H44ZM49 215H50V217H49ZM64 215V216H63ZM73 217H72V216ZM96 215H99V216H96ZM105 215V216H106ZM119 215V217L120 218H117V216ZM139 215V216H138ZM146 215V216H145ZM153 215V216H152ZM155 215V216H154ZM165 215H166V218H164L165 217ZM246 215V216H245ZM260 215V216H259ZM26 216V217H25ZM66 216H70V217H72V218H70V219H68ZM75 216V217H74ZM79 216V217H78ZM86 216H88L87 218H85ZM90 216H94V217H92L93 219H91V217ZM103 216V218H101V217ZM109 216V217H108ZM112 216H113V218H112ZM122 216V217H121ZM132 216V217H131ZM136 216V217H135ZM140 218H138V217ZM251 216V217H250ZM252 216H255V217H253L252 218ZM48 217H49V219H48ZM64 217H66L65 219H64ZM114 217L115 218H117V219H119V220H115L114 219ZM145 217H149L151 220H149V221H147L148 219L147 218H145ZM214 217H215V219H214ZM256 217H259V218H256ZM32 218V219H31ZM48 219V221L49 222H47V219ZM53 218V219H52ZM75 218H76V220H75ZM77 218H78V220H77ZM81 218V219H80ZM92 221H90L89 219ZM99 218V219H98ZM107 218V219H106ZM111 218V219H110ZM122 218V219H121ZM131 218V219H130ZM133 218H136L135 219V221H134V219ZM152 218H153V221H154V223H155V221H157L158 222V225L155 223V224H152L153 222H152ZM160 218H161V220L164 218V220L166 221V223H165V221L164 220H160ZM213 218V219H212ZM31 219V220H30ZM34 219V220H33ZM39 219V220H41L40 222H43V224H41L39 221H37V220ZM50 219L52 220V222L50 221ZM55 219L57 220V221H59V223L56 221V222H54L55 221ZM58 219H60V220H66V221H61V223H60V220H58ZM75 220L76 222H73L72 221V223H70L71 221H68V220ZM94 219H95V222H94ZM102 219V220H101ZM110 219V220H109ZM127 219H129V220H127ZM142 219V220H141ZM144 219H147V220H144ZM170 219V220H169ZM54 220V221H53ZM96 220H98V221H96ZM103 221V222H101V221ZM106 220H109V221H106ZM124 220V221H123ZM131 220V221H130ZM132 220H133V225H135L136 224V226H138L139 224H141V226L139 225V227L137 228L136 226H133L132 225ZM137 220H139V221H137ZM176 220H177V222H176ZM217 220H219L220 221V223L223 225V227L221 226V224L219 225L218 223H219V221H217ZM32 221H33V224H32ZM34 221H36V222H38V223H36V222H34ZM68 221V222H67ZM77 221H83V222H87V224L89 225L90 223H93L91 226L89 225H87L86 224V222H85V225L83 224V223H80V222H78V223H80V224H76L77 223ZM113 221V222H112ZM118 221H120V223L118 222ZM140 221H142L143 222V225H142V222H140ZM162 223H161V222ZM168 221H170V222H168ZM216 223H215V222ZM88 222H90V223H88ZM96 222H97V224L98 225H96ZM107 222H109V225H108V223ZM112 222V223H111ZM123 222H124V224H123ZM128 222V223H127ZM137 222H140V223H137ZM145 222V223H144ZM147 222V223H146ZM164 222V223H163ZM229 221H228V223H230ZM257 222V223H258ZM22 223H24V224H26V225H24V224H22ZM31 224V226L29 225V227H28V224ZM63 223H65V224H63ZM72 224V226H74V228L73 227H70L71 225L69 224V227L70 228H68V226H66L67 224ZM76 225H75V224ZM102 223V224H101ZM105 223V224H104ZM118 223V224H117ZM122 223V224H121ZM127 223V224H126ZM130 223V224H129ZM151 223V224H150ZM161 225H160V224ZM168 223V224H167ZM174 223V224H173ZM198 223H199V225H198ZM35 224H37V226L39 227H36V225ZM43 225V226H48V227H46V228H48V229H50V232L49 231H47V229H45V227H43V226H41V228H40V226L39 225ZM58 224V225H57ZM83 224V225H82ZM111 224V225H110ZM120 224V225H119ZM138 224V225H137ZM150 224V225H149ZM173 224V229L176 231V229H177V227H178V230L177 231H179V232H175L172 228H171V225ZM217 224V225H216ZM60 225H62V226H60ZM63 225L64 226H66V227H64V229H63ZM79 225H82L81 227L82 228H84V229H82ZM105 225H108V228H107V226H105ZM117 225L119 226L118 227V230H119V228L122 226V225H124V226H122L121 228H120V230H122L123 231V233L125 234V237H124V235H123V233H122V231H116L117 230ZM127 225H129V227L131 228L132 227V230L128 227V229H127ZM152 225V226H151ZM159 227V230L161 229V231H159L158 230V228H157V226ZM164 225V226H163ZM168 225V226H167ZM177 225V226H176ZM182 225V226H181ZM185 227H184V226ZM219 225V226H218ZM23 226H25L26 227V229L25 228H23ZM33 226H34V228H33ZM76 226H78L80 229H78V227H76ZM100 228H99V227ZM111 226H113V227H111ZM126 226V227H125ZM145 228H143V227ZM198 226V227H197ZM200 226V227H199ZM204 226V227H203ZM42 227H43V229H42ZM76 227V228H75ZM91 227V228H90ZM97 229H96V228ZM101 227H103V229L101 228ZM105 227H106V229L109 231L110 230V234L109 233H106L107 232V230H105ZM133 227H134V229H133ZM161 227V228H160ZM263 227V228H262ZM18 228V229H17ZM29 228V229H28ZM31 228H33V229H31ZM53 230H52V229ZM58 228V229H57ZM66 228H68L69 229V232H68V234L66 233ZM71 228H73L72 230H71ZM86 228V229H85ZM89 228V229H88ZM139 230V232L138 233H140V234H138V236H140V237H136L137 235V229ZM171 228V229H170ZM180 228V229H179ZM184 228H186L185 230H184ZM199 228V229H198ZM201 228H203V229H201ZM220 228V229H219ZM225 230H223V229ZM258 228V229H257ZM31 229V231H29ZM42 230L41 231V233L43 234L42 236H43V238H42V236H41V233H40V231L39 230ZM61 229V230H60ZM68 229H67V231H68ZM77 229V230H76ZM88 229V230H87ZM100 229V230H99ZM113 229V230H112ZM124 229H125V232H124ZM127 229V230H126ZM144 229V230H143ZM148 229H149V232H148V234H147V232H145L146 230L148 231ZM165 231V233L163 232V230ZM168 229H170V231L168 230ZM201 229V230H200ZM36 230H38L39 231V234H38V232H36ZM43 230L45 231V233H43ZM57 230V231H56ZM64 230V231H63ZM70 230L71 231H77V233H79V230H80V236L79 235H77V233L76 232H70ZM87 231V232H84V231ZM94 230H97V232L96 231H94ZM104 230L106 231V232H104ZM129 230V231H128ZM133 230H135V232L133 231ZM140 230H142V231H140ZM153 230H154V233H152L153 232ZM171 230H173L172 232H171ZM186 230H187V232H186ZM198 230L200 231L199 233H198ZM235 230H236V232H235ZM52 231H53V233H52ZM59 231H61V232H63V234L64 233H66V235H68V237H69V233H70V236H71V234L73 235H75V237H74V240L76 239V241L78 240V242H80V244L78 243L77 244V242H76V244L75 243H72V241H73V237H71V238H68L65 234L64 235H62V233L61 232H59ZM90 231H92V233H94L95 235H91V236H89L87 233H91ZM103 233H102V232ZM183 231V232H182ZM192 231H193V233H192ZM201 231H202V234H201ZM204 231V232H203ZM217 231V232H216ZM219 231H222V232H220L219 233ZM228 231V232H227ZM230 231V232H229ZM254 231V232H253ZM34 232V233H33ZM57 232V234H58V236L57 235H53V237L54 236H56V237H60V235L59 234H61V240H60V238L59 239H57V240H54V239H56V237L55 238H51L50 236H52V234H54V233H56ZM84 233V235H82L83 233ZM98 233V234H100L101 235V233L102 234H104V235H99L98 236V234H96V233ZM128 234H127V233ZM132 232V233H131ZM167 232V233H166ZM171 232V234H169ZM182 232V233H181ZM190 232L192 233V234H190ZM195 232V233H194ZM198 234H197V233ZM206 232V233H205ZM211 232H215V233H213V234H211ZM239 232H241V233H239ZM248 232V233H247ZM258 234H257V233ZM38 235H37V234ZM49 233H52L51 235L49 234ZM76 233V234H75ZM86 233V234H85ZM91 233V234H92ZM113 233V235L115 236V237H113V235H111ZM117 233H120V235H118L117 236ZM156 233H158V237H157V235H155V236H153L154 234H156ZM161 233H164L165 235L167 234H169L170 236H171V238H173L172 240H174V242L171 240L170 241V239L171 238H169L168 236H165L164 234H161ZM176 233V234H175ZM181 233V234H180ZM203 233H204V235H203ZM219 235H218V234ZM222 233H224V234H222ZM230 233H231V235H230ZM249 233H251L250 234V236H249ZM32 235V239H31V235ZM48 234V235H47ZM108 236H111V237H108ZM123 235V237L121 238V236ZM144 234V235H143ZM153 234V235H152ZM159 234H161V235H163V238H162V236L161 235H159ZM179 234H180V236H179ZM183 234L185 235V236H183ZM205 234H206V236H205ZM210 234V235H209ZM226 234V236H224ZM237 234H240V235H242L243 236V238L241 237V238H237V236H235V235H237ZM46 235V236H45ZM50 235V236H49ZM73 235V236H74ZM78 237H81V240H84V242L83 241H81L80 240V238H78ZM86 235V236H85ZM105 235H106V237H105ZM128 237H127V236ZM175 235H177V236H175ZM199 235V236H198ZM214 237H218L219 236V238L221 237L222 238V240H221V238L219 239V238H214ZM221 235V236H220ZM35 236V237H34ZM47 236H49V237H47ZM88 236V237H87ZM93 236V237H92ZM103 236V237H102ZM116 236H117V238L118 239H116ZM130 236L134 239L133 241H132V239L130 238ZM147 236V237H146ZM151 237V239H153V243L151 242V239H149L150 237ZM161 236V237H160ZM166 238H168V240L167 239H165V237ZM175 236V237H174ZM190 236V237H189ZM207 236H210V238L209 237H207ZM222 236H224V237H222ZM229 236H231V237H229ZM248 236V237H247ZM44 237H45V239H44ZM65 237V238H64ZM85 237H87L86 239H85ZM92 237V238H91ZM120 237V238H119ZM143 239H142V238ZM145 237V238H144ZM176 237H178V238H176ZM182 238V239H184V243H182L183 242V240L182 239H180V238ZM188 237L189 238H192L191 240L192 241H190V242H192V244L190 243V242H188ZM194 237H195V239H194ZM197 237V238H196ZM200 237H202L203 238V242L201 241L202 240V238H200ZM207 237V238H206ZM226 237V238H225ZM254 237H256V238H254ZM78 238V239H77ZM90 238V239H89ZM105 238V239H104ZM107 238V239H106ZM110 239V241H108L109 239ZM115 238V239H114ZM124 238H125V241H124ZM128 238H130V239H128ZM137 238H139L137 241H136V239ZM141 238V239H140ZM156 238H158V239H156V242H155V239ZM174 238H176V239H174ZM206 238V239H205ZM209 238V239H208ZM248 238V239H247ZM252 238V239H251ZM66 239V240H65ZM70 239H72V241L70 240ZM87 239H89V240H92L93 241V243H92V241H89V240H87ZM96 239H97V241H96ZM103 239H104V241H103ZM119 239H121V242H119L120 240ZM123 239V240H122ZM126 239H127V241L129 240V243H128V246L129 247H131V249L132 250H130V248L129 247H127V241H126ZM147 239V240H146ZM162 239V240H161ZM165 239V240H164ZM186 239H188V240H186ZM193 239H194V242H193ZM203 243V244H200L201 242L199 241V240ZM212 239V240H211ZM216 239V240H215ZM224 239V240H223ZM229 239H232L233 241H231V240H229ZM252 241V243H251V241ZM42 240L43 241H45V242H42ZM51 240V241H50ZM54 240V241H53ZM85 240H86V242H85ZM102 240V241H101ZM116 242H115V241ZM160 241V242H158V241ZM175 240H179V242L180 243H178V241H175ZM185 240L188 242V243H190V244H188L187 242V244L185 243ZM198 240V241H197ZM208 241L209 243H210V241L212 242V243H208V242H206V241ZM256 240V241H255ZM37 241V242H36ZM47 241V242H46ZM48 241H50V242H52V243H50V245L52 244V245H57V246H59L61 243L63 244V242L64 241H66V243L65 244H67L69 241H71V242H69V243H71V244H67L66 246H68V247H66L67 249H69V250H67L66 248L64 249V247H65V245H64V247H63V250H62V248H60V247H62L63 245H60L59 246V248L58 247H56V245H55V247H51L48 243ZM61 241V242H60ZM112 241V242H111ZM114 241V242H113ZM135 241V242H134ZM141 241V243H139ZM196 241V242H195ZM215 241H217V244H216V242ZM221 241V242H220ZM239 241V242H238ZM241 241V242H240ZM34 242H36V243H34ZM54 242V243H53ZM55 242H57V243H55ZM74 242V241H73ZM86 243V244H88L87 245V247H85V245L83 244L82 245V243ZM89 242H91L92 243V246H93V244H94V247H92L91 246V243H89ZM109 242H111V243H114V245L113 244H107V243H109ZM123 242H126V244L124 245V243ZM138 242V244H136ZM155 242V243H154ZM161 242H163V243H161ZM172 242V243H171ZM177 242V243H176ZM220 242V243H219ZM43 243V245H44V243L45 244H47L48 246H50V247H48V246H46V245H44V246H41V244ZM60 243V244H59ZM98 243H99V245H98ZM116 243H117V245H116ZM120 243V244H119ZM130 243H134L133 245L132 244H130ZM146 245H145V244ZM166 243H167V245H166ZM174 243H175V245L177 244V246H175L174 245ZM208 244V245H206V244ZM226 243V244H225ZM230 245H229V244ZM234 243H240L239 245H240V247L238 246V244L236 245V244H234ZM103 244V245H102ZM107 244V245H106ZM141 244V245H140ZM159 244H163L162 246L161 245H159ZM172 244V245H171ZM178 244L180 245V246H178ZM194 244V245H193ZM195 244H197L198 246H197V251H196V248H195ZM218 244H219V246H218ZM224 244V245H223ZM233 244V245H232ZM245 244V245H244ZM250 244H251V246H250ZM40 245V248L38 249V247H36V246H39ZM71 245H72V247H71ZM76 247V248H73L74 246ZM79 245V248L77 247V246ZM80 245H82L83 246V248L80 246ZM90 245V246H89ZM97 246V248H96V246ZM118 245H121V246H118ZM123 245V246H122ZM132 245V246H131ZM159 245V246H158ZM170 245V246H169ZM192 245V246H191ZM199 245H201V246H199ZM211 245H212V247H211ZM215 245H216V247H215ZM221 245V246H220ZM227 245V246H226ZM232 245V246H231ZM256 245H257V247H256ZM11 247L10 249H12L13 247V250H10L11 251V253H9V251L7 252V250L8 249H5L4 247ZM45 246H46V248H45ZM101 248H100V247ZM107 246V247H106ZM108 246H111V247H108ZM114 246V247H113ZM126 246V247H125ZM142 246V247H141ZM144 246V247H143ZM146 246V247H145ZM150 246V247H149ZM151 246H153V247H151ZM157 246V247H156ZM161 246V247H160ZM186 246V247H185ZM208 246V247H207ZM217 246H218V248H217ZM226 246V247H225ZM231 248H233V249H231ZM237 246V247H236ZM41 247H43L42 249H41ZM48 247V248H47ZM91 247L92 248H94V249H92V250H95L94 252L93 251H90L88 248H90L91 249ZM99 247V248H98ZM112 247H113V249H112ZM119 248V250L120 251H122L121 253H120V251L118 250L117 251V254L115 255V250H116V248ZM133 247H135L134 249L136 250V251H134V249H133ZM137 247H139V248H137ZM140 247L144 250V252H143V250L142 249H140ZM151 248V249H149V248ZM158 247H160V248H158ZM167 247L168 248H170L169 250H170V252H169V250L167 249ZM189 247V249H187ZM195 248V252H198V254L196 255L195 253H193V255L194 256H192V253L191 252H194V251H192L194 248ZM202 247H204V248H202ZM206 247V248H205ZM213 247H215V248H213ZM220 247V248H219ZM222 247H224V248H222ZM231 249H229V248ZM5 250H4V249ZM17 248H18V250H17ZM19 248H21L22 249V251L23 252H21V249L19 250ZM32 248H34V249H36V250H33ZM45 248V249H44ZM54 248V249H53ZM57 248V249H56ZM78 248V251L76 250ZM82 248V249H81ZM87 248V249H86ZM96 248V249H95ZM117 248V249H118ZM121 248V249H120ZM124 248H128V249H124ZM147 248H148V250H147ZM180 248V249H179ZM181 248H184V249H181ZM210 248H212V249H210ZM217 248V249H216ZM249 248V249H248ZM39 251H38V250ZM49 251H47V250ZM51 251H50V250ZM97 249H99V251H97ZM104 249V250H103ZM156 249V250H155ZM186 249V250H185ZM214 249V250H213ZM223 249H225V250H223ZM228 249V250H227ZM238 249V250H237ZM16 250V251H15ZM41 250V251H40ZM46 250V251H45ZM52 250L54 251V252H52ZM56 250H58L57 252H59V255H61V256H59L60 258L62 257V258H64L65 256V258L64 259H61L60 260V258L58 257V253L56 254ZM60 250H62V251H60ZM81 250V251H80ZM152 250L155 252H152ZM168 250V251H167ZM181 250V251H180ZM183 250V251H182ZM188 250V251H187ZM202 250V251H201ZM207 250H213L212 252L210 251V253L207 251ZM222 250V251H221ZM234 250V251H233ZM37 252V254L39 253V252H43V259H42V256H41V254L42 253H39L40 255H37V256H35V254H36V252ZM66 252L65 254H67L68 252V256L67 255H65L64 254V252ZM72 251V252H71ZM83 251V252H82ZM88 251H90L89 253H88ZM103 251V252H102ZM105 251V252H104ZM124 251V252H123ZM126 251H127V254H126ZM141 253H140V252ZM146 251H147V253H149L150 255V257H149V259L150 260H152L153 259V261H149V259H148V255L146 254ZM148 251H151V252H148ZM156 251H158V252H156ZM205 251L206 252H208V253H205ZM220 251V252H219ZM230 251V252H229ZM235 251H237V252H235ZM238 251H241V252H238ZM14 254H13V253ZM18 252H19V254H18ZM30 252H31V254H30ZM54 253V254H56V255H53L52 253ZM63 252V254H61ZM74 252V253H73ZM79 252V253H78ZM80 252L82 253V254H80ZM84 252H86V253H88V254H84L83 255V253ZM92 252V253H91ZM115 252V253H114ZM130 252H132L130 255H133V258L131 257V256H129L128 254ZM138 252V253H137ZM171 252V253H172ZM185 252V253H184ZM219 252V253H218ZM225 252H227V253H225ZM233 252V253H232ZM244 253V255H243V253ZM249 252H251V253H249ZM259 252V253H258ZM261 252V253H260ZM47 253H49L50 254V257H49V254L46 256V254ZM71 253V254H70ZM95 254V256L93 255V258H92V256H90L89 254ZM107 253V254H109V255H105V254ZM114 253V254H113ZM123 253H125L126 255H128L127 257H129L128 259H127V261L125 260L126 258H125V256L126 255H124ZM144 253V254H143ZM191 253V254H190ZM232 253V257L230 258L228 255H230ZM235 253V254H234ZM237 253H239V254H237ZM241 253V254H240ZM248 253H249V255H248ZM259 255H258V254ZM3 254V255H2ZM6 254H7V256H6ZM12 254V255H11ZM16 254V255H15ZM24 256H23V255ZM76 254V255H75ZM78 254V255H77ZM98 254V255H97ZM121 254H122V256H121ZM143 256H142V255ZM153 254V255H152ZM166 254V255H165ZM182 254V256H180ZM185 254V255H184ZM188 254H189V256H188ZM208 254V255H207ZM234 254V255H233ZM251 254V255H250ZM261 254H263V258L262 259H260V255ZM4 255H5V258H3L4 257ZM18 255V256H17ZM31 255H32V258H34V257H36V258H34L35 260H33L32 258H31ZM73 257H72V256ZM89 257V259L90 260H88L87 258V256ZM97 255V256H96ZM99 255H100V257L101 258H99ZM110 255H112V257H113V259H112V257H108V259L106 258V260H108V261H105V257H107V256H110ZM141 257H140V256ZM145 255H147V257L145 256ZM219 255H220V257H219ZM229 257V260H228V258H226L227 256ZM236 255V256H235ZM238 255L240 256L239 258H238ZM9 256H11V257H9ZM15 256H17L16 258H15ZM28 256V257H27ZM29 256H30V258H29ZM40 256V257H39ZM45 256L46 257H48L47 259L45 258ZM79 256V257H78ZM84 256H86L85 257V259H87V260H85L84 259ZM117 256H118V259H117ZM140 257V258H138V259H140V260H142V262H140V260H139V262H137L138 260H136V258L137 257ZM152 256H153V258H152ZM233 256H234V258H233ZM242 256H244V257H242ZM246 256V257H245ZM252 256H253V258H252ZM7 257H8V261H10V262H7ZM13 257L16 259H13ZM18 257H19V259H18ZM23 257V258H22ZM25 257H27V258H25ZM39 257V258H38ZM55 257V258H54ZM56 257L58 258V259H56ZM72 257V258H71ZM81 257H82V259H81ZM94 257H98V259L96 258V260H95V258ZM123 257V258H122ZM131 257V258H130ZM169 257V258H168ZM194 257V258H193ZM216 257V258H215ZM235 257L236 258H238V259H240L238 262L239 263H237V260H234L235 259ZM20 258H22L21 260H20ZM29 258V259H28ZM47 260V261H45V259ZM49 258H53L54 260H56V261H54L53 259L52 260H48ZM69 258H71V260H69ZM92 258V259H91ZM125 258V259H124ZM147 258V259H146ZM184 258V259H183ZM190 258V259H189ZM193 258V259H192ZM218 258H220V259H218ZM226 258V259H225ZM233 258V259H232ZM249 258L252 260V259H254V260H250V263H249ZM1 259H3V260H1ZM10 259H12V260H10ZM18 259V260H17ZM32 259V260H31ZM42 261H41V260ZM65 259H68V261H69V263H67L66 261L67 260H65ZM84 259V260H83ZM101 259V260H100ZM104 261H103V260ZM112 259V260H111ZM225 259V260H224ZM23 260V261H22ZM26 260V261H25ZM30 260V261H29ZM36 260H37V262H36ZM63 260V261H62ZM74 260V261H73ZM77 260V261H76ZM93 260V261H92ZM95 260V261H94ZM100 260V261H99ZM110 260H111V262H110ZM123 260V261H122ZM136 260V261H135ZM205 260H206V262H205ZM221 260V261H220ZM263 261V263L262 262H260V261ZM3 261V262H2ZM12 261V262H11ZM16 261V262H15ZM27 261H29V262H27ZM44 261H45V263H44ZM58 261V262H57ZM70 261H73V262H70ZM86 261V262H85ZM88 261V262H87ZM89 261H91V262H89ZM103 261V262H102ZM114 261H117V262H115L114 263ZM125 261V262H124ZM132 261L134 262V263H132ZM225 261H229L228 263L227 262H225ZM47 262V263H48ZM76 262V263H75ZM82 262V263H81ZM84 262V263H83ZM137 262V263H136ZM145 262V263H144ZM147 262V263H146ZM178 262V263H177ZM210 262V263H209ZM46 263V264H47ZM48 263V264H49ZM172 263V264H173ZM183 263L184 264H186L184 261H183ZM222 263V264H223ZM233 263V264H234ZM96 264V263H95ZM219 264H221V263H219Z\"/></svg>",
	"mask_w": 264,
	"mask_h": 264
},
{
	"label": "bare ground",
	"instance_id": "6f19581e",
	"mask_svg": "<svg viewBox=\"0 0 264 264\" xmlns=\"http://www.w3.org/2000/svg\"><path fill=\"white\" fill-rule=\"evenodd\" d=\"M3 1H4V0H3ZM5 1L10 2L11 0H10V1H9V0H5ZM26 1H30V3H32V5H34L35 8H36L37 5H39V3H40L39 0H22L23 3H24V2L26 3ZM44 1H45V0H44ZM49 1H50V0H49ZM64 1L66 2V0H64ZM76 1H77V0H76ZM78 1H80L79 3H81V2H83V3H89V0H78ZM93 1H94V0H93ZM99 1H100V0H99ZM111 1L113 2V0H110V3H111ZM157 1H158V0H157ZM161 1H164V0H161ZM166 1H171V2L175 3V5H177V4H179V3L182 2V1L180 2V0H166ZM188 1H189V0H188ZM218 1H219V0H218ZM223 1H224V0L221 1V4L223 3ZM232 1H233V0H232ZM240 1H241V0H239V3H240ZM247 1H248V0H247ZM247 1H246V3L248 4ZM8 2H6V3H8ZM16 2H17V0H16ZM53 2H54V3H53ZM53 2H52L53 4L51 5V7H49V8H51V10H53V12H54V10L59 9L60 6H57V7H58L57 9L54 8V7L57 5L56 3H58V2L55 3V0H54ZM62 2H63V1H62ZM67 2H68V1H67ZM70 2H71V1H70ZM70 2H68V3L71 4V5L74 4V2H73V3H70ZM199 2L201 3L200 5H203L201 1H199ZM226 2H227V0H226L224 3L226 4ZM228 2H229V1H228ZM237 2H238V1H237ZM241 2H242V1H241ZM259 2H260V1L256 2V0H255V1L250 0L249 3H250L251 5L248 4L249 7L245 8L243 12H242V9H241V8H243L242 5L244 6L245 3H243V4L241 3L242 5L240 6V7H241L240 9H241V12L243 13V15L241 16V15H240L241 12L237 9L238 11H236V12H239L240 14H239V13H238V14H239L240 16H239V15H234V16H237V17L239 16L241 19H240V18H237V19H240V20H241V21H240L241 24H242V22H243V25L245 26V27H244V26H243V27L249 29V34H248V36H247L246 38L249 40V41H248V40H247V41L250 42V43L252 44L251 48H253V49H251V48L249 47V48L251 49V51H252V53H251L252 56H251V55H250V56L253 57V60H254V58H256V61H262V59H263V61H264V18H263L262 20H261V19H260V20L258 19V17H259L260 15H263V16H264V2H263V0H262V3H261V4H259ZM1 3H2V5H3V2H0V4H1ZM4 3H5V2H4ZM6 3H5V4H6ZM12 3H13V1H12ZM18 3H19V2H18ZM20 3H21V2H20ZM30 3H29V5H30ZM59 3H60V2H59ZM59 3H58V4H59ZM68 3H67V4H68ZM99 3H100V2H99ZM101 3H102V2H101ZM162 3H163V2H162ZM168 3H169V2H168ZM176 3H177V4H176ZM203 3H204V2H203ZM206 3H207V2H206ZM206 3H204V4L206 5ZM215 3H216V2H215ZM234 3H236V2H234ZM234 3H233V4H234ZM26 4H27V3H26ZM42 4H43V3H42ZM45 4H46V2H45ZM63 4H64V3H63ZM77 4H78V3H77ZM90 4H91V2H90ZM95 4H96V3H95ZM192 4H193V3H192ZM197 4H198V1H197ZM208 4H209V3H208ZM216 4H217V3H216ZM228 4H229V3H228ZM2 5H1V6H2ZM10 5H11V4H10ZM22 5H24V4H22ZM29 5H27L26 7H29ZM49 5H50V4H49ZM64 5H66V4H64ZM71 5H69V6H71ZM74 5H75V4H74ZM168 5H169V4H168ZM193 5H194V4H193ZM198 5H199V4H198ZM234 5H236V4H234ZM3 6H5V5H3ZM24 6H25V5H24ZM69 6H67V7L69 8ZM72 6H73V5H72ZM80 6H81V5H80ZM91 6H93V5H91ZM91 6H89V7H91ZM109 6H111V5H109ZM183 6H184V5H183ZM190 6H191V5H190ZM190 6H189V4H188V5L186 4V7H187V8L190 7ZM225 6H226V5H225ZM231 6H233L232 3H231ZM231 6H230V8H231ZM13 7H14V6H13ZM42 7L44 8V10H43L41 7H38V8L42 9L41 11H45V8H47V7H44V6H42ZM61 7L63 8L64 6L61 5ZM61 7H60V9H61ZM67 7H66V8H67ZM76 7L78 8V6H75V8H76ZM81 7L83 8L84 6H81ZM94 7H95V6H94ZM172 7H173V5L171 6V8H172ZM176 7H178V6H176ZM186 7H185V8H186ZM196 7H197V6H195V8H196ZM206 7H207V5H206ZM210 7H211V6H210ZM227 7H228V6H227ZM227 7H226V8H227ZM234 7H235V9H236V6H234ZM238 7H239V5H238ZM1 8H3V7H1ZM15 8H16V7H15ZM19 8H20V7H19ZM24 8H25V7H24ZM71 8H72V10H73V7H71ZM85 8H86V7H85ZM111 8H113V6H112ZM165 8H166V7H165ZM173 8H174V7H173ZM198 8H199V7H197V9L192 8V10H193V9H194V10H198ZM208 8H209V7H208ZM213 8H214V7H213ZM3 9H5V8H3ZM6 9H7V8H6ZM6 9L4 10L5 13H6ZM11 9H12V8H11ZM11 9H10V12H11L12 14L15 13L14 11L12 12ZM31 9H32V8H31ZM63 9H64V8H63ZM168 9H169V8H167V10H168ZM177 9H178V8H177ZM183 9H184V8H183ZM183 9H182V11H183ZM199 9H201V7H200ZM211 9H212V8H211ZM220 9H221V8H220ZM220 9H219V10H220ZM224 9H225V8H224ZM8 10H9V8H8ZM25 10L29 11V10L26 9V8H25ZM36 10H37V8H36ZM46 10H49V9H46ZM51 10H50V11H51ZM66 10H67V9H66ZM78 10H79V9H78ZM172 10H173V9H172ZM184 10H186V9H184ZM2 11H3V10H1L0 13H2ZM41 11H40V14L43 13V12H41ZM50 11H49V12H50ZM60 11H61V10H60ZM69 11H70V10H69ZM74 11L76 12V10H74ZM74 11H72V12L70 11V12H71V14H70L71 16L74 15V14H73ZM170 11H171V10H170ZM170 11H169V12H170ZM222 11H223V10H222ZM230 11H232V9H231ZM30 12H33V9H32ZM30 12H29V13H30ZM34 12H35V11H34ZM46 12H47V11H46ZM57 12H58V10H57ZM70 12H68V13H70ZM171 12H173V11H171ZM176 12H177V11H176ZM183 12H184V11H183ZM234 12H235V11H234ZM3 13H4V12H3ZM36 13H38V12H36ZM36 13H33L34 16H35ZM60 13H61V12H60ZM63 13H64V12H63ZM108 13H109V12H108ZM196 13H197V12H196ZM231 13H232V12H231ZM7 14H8V13H7ZM12 14H11V15H12ZM16 14H17V13H16ZM18 14H19V13H18ZM24 14L26 15V13H24ZM53 14H54V13H53ZM106 14H107V13H106ZM171 14H172V13H171ZM173 14H175V13H173ZM176 14H177V13H176ZM176 14H175V17H176ZM194 14H195V13H194ZM227 14H228V12H227ZM233 14H234V13H233ZM20 15H21V14H20ZM30 15H32V14H30ZM30 15H28V18H29ZM44 15H45V14H44ZM46 15H47V13H46ZM48 15H49V14H48ZM51 15H52V14L50 13V15H49L50 18H51ZM63 15H64V14H63ZM67 15H68V14H67ZM76 15H77V13H76ZM78 15H79V14H78ZM180 15L182 16L181 13H180ZM180 15H179V16H180ZM186 15H187V13H186ZM188 15H189V14H188ZM188 15H187V16H188ZM190 15H191V14H190ZM196 15H197V14H196ZM217 15H218V14H217ZM219 15H221V14H219ZM17 16H18V15H17ZM17 16H16V17H17ZM23 16H24V15H23ZM42 16H43V14H42ZM52 16H53V15H52ZM54 16H58L57 13H56ZM59 16L61 17V14H60ZM71 16H70V17H71ZM184 16H185V15H184ZM184 16H183V17H184ZM193 16H194V15H193ZM212 16H213V15H212V11H210V10H206V11L204 12V14H202L201 17H202L204 20H207V19H209V18H212ZM263 16H261V17H263ZM5 17H6V15H5ZM5 17H4V18H5ZM9 17H10V15L8 16V18H9ZM37 17H38V16H37ZM65 17L67 18L68 16H66V14H65V16H64L63 19H60V18L58 17L60 21H58L57 23H60L62 20L64 21V20L66 19ZM70 17H68V18H70ZM102 17H103V16H102ZM102 17H100V18H102ZM188 17H189V16H188ZM225 17H226V18H225ZM228 17H231V16H227V15L225 16V15H224L222 18H223V19L225 18L226 21H228V20H230V19L227 20ZM0 18H3V17H0ZM6 18H7V17H6ZM13 18H15L14 15H13ZM30 18H31V17H30ZM41 18H42V17H41ZM43 18H45V16H43ZM50 18H49V19H50ZM54 18H55V17H54ZM54 18H53V19H54ZM68 18H67V19H68ZM72 18H73V16H72ZM178 18H179V17H178ZM178 18H177V21H180ZM181 18H182V17H180V19H181ZM192 18H193V17H192ZM194 18H195V17H194ZM215 18H216V17H215ZM10 19H12V18H10ZM10 19H9V20H10ZM18 19H19V18H18ZM22 19H23V18H21L20 20H22ZM33 19H34V18H33ZM36 19H37V18H36ZM39 19H40V17H39ZM46 19H47V18H46ZM56 19H57V18H55V21H56ZM184 19H185V17H184ZM223 19H222V20H223ZM233 19H234V18H233ZM16 20H17V19H14V21H16ZM20 20H19V21H20ZM30 20H31V19H30ZM30 20H29V22H28L29 25L32 24V23H30V22H32V20H31V21H30ZM57 20H58V19H57ZM75 20H76V18H75ZM95 20H96V19H95ZM172 20H173V22H174V19H172ZM175 20H176V19H175ZM187 20H188V19H187ZM218 20H219V19H218ZM222 20H221V21H222ZM234 20H236V19H234ZM19 21H17V22H19ZM25 21H27V20H25ZM34 21H35V20H34ZM43 21H45V20L43 19ZM43 21H42V22H43ZM46 21H48V25H49V23H50L49 20H46ZM52 21H53V20H51V23H52V25H53L54 23H53ZM65 21H67V20H65ZM65 21H64V22H65ZM69 21H70V20H69ZM73 21H74V20H73ZM170 21H171V19H170ZM177 21H175V22H177ZM202 21H203V20H202ZM210 21H212V20H210ZM214 21H215V20H214ZM231 21H232V19H231ZM237 21H238V20H237ZM11 22L13 23V20H12ZM17 22H15V23L17 24ZM182 22H183V21H182ZM186 22H187V21H185L184 23L186 24ZM198 22H199V21H198ZM217 22H220V20L217 21ZM217 22H216V23H217ZM15 23H14V26H15ZM19 23H20V22H19ZM26 23H27V22H26ZM40 23H41V22H40ZM44 23H45V22H44ZM44 23H43V24H44ZM65 23H66V25H68L69 23H72V22H69L68 24H67V22H65ZM93 23H94V22H93ZM130 23H131V21H130ZM177 23H178V22H177ZM184 23H182L181 25H183ZM213 23H214V22H213ZM229 23H230V22H229ZM233 23H234V21H232L231 24L234 25ZM24 24H25V23L23 22V25H24ZM34 24H35V23H34ZM36 24H38V21L36 22ZM43 24H42V28L44 27ZM46 24H47V23H46ZM55 24H56V23H55ZM76 24H77V22H76ZM91 24H92V23H91ZM91 24H90V25H91ZM166 24H167V23H166ZM168 24H169V23H168ZM178 24H179V23H178ZM187 24H188L187 26H189L188 29L190 28V26H191V27H195V26L197 25V23H196V21H195L194 19H190V20L188 21ZM225 24H226V22H225ZM231 24H230V25H231ZM20 25H21V24H20ZM20 25H19V26H20ZM39 25H40V24H39ZM52 25H51V26H52ZM56 25H57V24H56ZM60 25H62V24H60ZM60 25H58V26H60ZM70 25H71V24H70ZM70 25H68V27H69ZM90 25H89L90 28H91V27H94V25H93V26H90ZM129 25H130V24H129ZM129 25H128V26H129ZM173 25H174V24H173ZM181 25H179V26H181ZM201 25H202V23H201ZM211 25H214V24H211ZM235 25H236V24H235ZM235 25H234V26H235ZM237 25H238V24H237ZM26 26H28V25L26 24ZM32 26H33V25H32ZM54 26H55V25H54ZM75 26H77V25H75ZM95 26H96V23H95ZM170 26H171V25H170ZM175 26H176V25H175ZM183 26H184V25H183ZM207 26H208V25H207ZM215 26H216V25H215ZM234 26H232L233 29H234ZM34 27H36V25H34ZM48 27H49V26H48ZM56 27H57V26H56ZM65 27L68 28L67 26H65ZM77 27H78V26H77ZM167 27H168V26H167ZM172 27H173V26H172ZM176 27L178 28V26H176ZM185 27H186V26H185ZM208 27H209V26H208ZM223 27H226V26H223ZM237 27H239V26H237ZM17 28L21 29V31H22V28L18 27V25H17ZM23 28H24V27H23ZM36 28H37V27H36ZM40 28H41V25H40ZM71 28H73V27H71ZM74 28H75V27H74ZM90 28H89V29H90ZM128 28H129V27H126V29H128ZM133 28H134V27H133ZM168 28H169V27H168ZM182 28H183V29H182V30H183L182 33L184 34V27H182ZM186 28H187V27H186ZM201 28H202V27H201ZM215 28H217V26H216ZM19 29H17V31H19ZM69 29H70V28H69ZM75 29H76V28H75ZM91 29H92V28H91ZM126 29H124V30H126ZM178 29H179V28H178ZM178 29H177V30H178ZM190 29H192V28H190ZM197 29H198V28H197ZM222 29H224V28H222ZM241 29H242V27H241ZM241 29H240V30H241ZM77 30H79V27H78V29H76V31H77ZM84 30H85V29H84ZM95 30H96V27H95ZM174 30H175V29H174ZM180 30H181V29H180ZM192 30H194V28H193ZM195 30H196V29H195ZM199 30H200V28H199ZM203 30H204V29H203ZM214 30H215V33H216V32H219V30H218V31H217L216 29H214ZM227 30H228V27H227ZM76 31H75V32H76ZM211 31H213V29H212ZM228 31H230V29H229ZM234 31H235V30H234ZM241 31H242V30H241ZM243 31H244V36L247 35V33L245 34V32H246L245 29H243ZM124 32H125V31H124ZM168 32H169V31H168ZM170 32H172V31H170ZM173 32H175V31H173ZM188 32H189V31H188ZM192 32H194V31H192ZM196 32H199V31L196 30ZM205 32H206V31H205ZM213 32H214V31H213ZM232 32H233V31H232ZM236 32H237V31H236ZM2 33H4V32H2ZM20 33H21V32H20ZM20 33H18L19 36L22 35V34H20ZM22 33H24V32H22ZM89 33H90V32H89ZM89 33H87V34H89ZM125 33H126V32H125ZM179 33H180V32H179ZM210 33L212 34V32H209V34H210ZM223 33H226V31L223 32ZM242 33H243V32H242ZM5 34H9V33H5ZM5 34H4V35H5ZM80 34H83V33L81 32V30H80ZM87 34H86V35H87ZM166 34H167V32H166ZM176 34H177V32H176ZM185 34H188V33H185ZM197 34H198V33H197ZM202 34H204V33L202 32ZM207 34H208V33H207ZM216 34L219 35L218 33H216ZM228 34H229V32H228ZM235 34H236V33H235ZM237 34H238V33H237ZM2 35H3V34H2ZM4 35H3V37H4ZM18 35H15V36H18ZM23 35H24V34H23ZM127 35H128V34H127ZM173 35H174V34H173ZM191 35H192V34H191ZM194 35H195V33L193 34V36H194ZM224 35H225V34H224ZM224 35H223V36H224ZM231 35H232V34H231ZM238 35H239V34H238ZM238 35H237V36H238ZM240 35H241V34H240ZM25 36H26V34H25ZM25 36H24V37H25ZM79 36H82V35H79ZM84 36H85V33H84ZM84 36H83V37H84ZM125 36H126V35H125ZM175 36H176V35H175ZM175 36H174V37H175ZM180 36H181V35H180ZM184 36H186V35H184ZM189 36H190V35H189ZM195 36H196V35H195ZM197 36H198V35H197ZM197 36H196L195 39H197ZM223 36H222V37H223ZM234 36H235V35H234ZM234 36H233V37H234ZM242 36H243V34H242ZM7 37H8V35H6V38H7ZM10 37H11V35H10ZM22 37H23V36H22ZM26 37H27V36H26ZM26 37H25V38H26ZM28 37H29V36H28ZM83 37H82V38H83ZM160 37H161V36H160ZM202 37H203V36H202ZM209 37H210V36H209ZM229 37H230V36H229ZM1 38H2V36H1ZM29 38H30V37H29ZM163 38L165 39L166 37H163ZM175 38H176V37H175ZM212 38H213V37H211V38H209V39L211 40ZM215 38H216V36H215ZM219 38H221V36H219ZM219 38H217V39H215V40L218 41V40H220ZM243 38H244V37H243ZM243 38H241V39H243ZM246 38H244L243 40H245ZM2 39H3V38H2ZM10 39H11V38H10ZM10 39H9L8 41H10ZM30 39H31V38H30ZM128 39H129V38H128ZM209 39H208V40H209ZM222 39L224 40V38H222ZM226 39H228V38L226 37ZM235 39H237V38H236V37L234 38V42H235ZM14 40H15V39H14ZM21 40H22V38H21ZM26 40L28 41L29 39H26ZM31 40H32V39H31ZM166 40H167V39H166ZM179 40H180V38H179ZM187 40H188V39H187ZM192 40H193V39H192ZM203 40H204V39H203ZM8 41H6V42H8ZM29 41H30V40H29ZM32 41H37V40H36V39H35V40L33 39ZM167 41H169V40H167ZM167 41H166V42H167ZM195 41H196V40H195ZM200 41L202 42V40H200ZM205 41H206V40H205ZM211 41H212V40H211ZM211 41H210V42H211ZM213 41H214V39H213ZM220 41H221V40H220ZM239 41H240V38H239ZM245 41H246V40H245ZM3 42H5V40H4ZM173 42H174V41H173ZM182 42H183V40H182ZM191 42H192V41H191ZM196 42H197V41H196ZM210 42H209V44L214 43V42H211V43H210ZM231 42H232V41H231ZM241 42H243V41L241 40ZM9 43H11V42H9ZM185 43H187V42H185ZM203 43H205V42L203 41V42L201 43V44L203 45V47H204L205 45H208V41H207V44H205V45H204ZM219 43H220V42H219ZM223 43H224V41L221 42V45H223ZM226 43H227V42H226ZM226 43H225V44H226ZM236 43H237V42H236ZM246 43H247V42H246ZM29 44H33V43L30 42ZM35 44H37V43H35ZM162 44H163V42L161 43V46H162ZM168 44H169V43H168ZM181 44H183V43H181ZM181 44H179V46H180ZM189 44H190V43H189ZM195 44H196V43H195ZM197 44H198V43H197ZM225 44H224V45H225ZM234 44H235V43H234ZM244 44H245V43H243V46H244ZM251 44H249V45H251ZM10 45H11V44H10ZM33 45H34V44H33ZM33 45H32V47H34ZM148 45H149V44H148ZM163 45H164V44H163ZM187 45H188V44H187ZM187 45H184V44H183V46H187ZM198 45H199V44H198ZM212 45H213V44H212ZM212 45H211V46H212ZM215 45H216V44H214V46H215ZM235 45H236V44H235ZM241 45H242V44H240V46H239V45H238V46L241 47ZM246 45H247V44H246ZM246 45H245V46H246ZM16 46H17V45H16ZM36 46H37V45H36ZM164 46H166V45H164ZM168 46H170V45H168ZM168 46H167V47H168ZM199 46H201V45H199ZM211 46H210V47H211ZM216 46H217V45H216ZM216 46H215V47H216ZM245 46H244V47H245ZM4 47H5V46H4ZM38 47H39V46H38ZM167 47L165 48V52L167 53V54L165 53V55H168V58H170V61L172 60V59H171V56H172L173 58H174V57H178V55H179L178 53H180V52H177L176 50L172 49L171 47H170V48H167ZM187 47H189V46H187ZM205 47L207 48V50H206V52H207V51L209 50V49H208V46H205ZM210 47H209V48H210ZM222 47L224 48V46H222ZM222 47H220V50H221ZM229 47H230V46H229ZM234 47L237 48V45L234 46ZM234 47H233V45H232V47H230V48L233 49ZM41 48H42V47H41ZM161 48H162V47H161ZM176 48H177V47H176ZM189 48H190V47H189ZM197 48H198V47H197ZM217 48H218V46H217ZM223 48H222V49H223ZM235 48H234V49H235ZM241 48H242V47H241ZM246 48H247V46H246ZM246 48H245V49H246ZM249 48H248V50H249ZM0 49H1V48H0ZM42 49H43V48H42ZM45 49H46V48H45ZM162 49H163V48H162ZM214 49H215V48H214ZM218 49H219V48H218ZM225 49H227V48H225ZM231 49H230V50H231ZM238 49H239V48H238ZM243 49H244V48H243ZM2 50H3V46H2ZM5 50H6V49H5ZM13 50H14V49H13ZM18 50H19V49L17 48V51H18ZM32 50H33V48H32ZM35 50H36V49H35ZM46 50H47V49H46ZM54 50H55V49H54ZM54 50H53V51H54ZM163 50H164V49H163ZM220 50H219V51H220ZM9 51H10V50H9ZM17 51H16V52H17ZM49 51H51V50H48L47 52H49ZM60 51H61V50H60ZM75 51H76V50H75ZM89 51H90V50H89ZM89 51H87V52H86V51H83V53H84V52L86 53L85 55L89 56L88 58L86 57L87 59H90V58H91L90 53L88 54ZM179 51H180V49H179ZM187 51H188V50H187ZM201 51H203V50H201ZM201 51L199 50L200 53H201ZM225 51H226V54H228V56L230 55V54H229L230 52H231V53H232V52H233V53L235 52V51H230V52L227 53V50H225ZM225 51H224V52H225ZM245 51H246V50H245ZM245 51H244V52H245ZM251 51L249 50L248 53L251 52ZM3 52H4V50H3ZM3 52H2V53H3ZM5 52H6V51H5ZM20 52H21V50H20ZM33 52H34V50H33ZM33 52H32V53H33ZM38 52H39V51H38ZM38 52H37V53H38ZM55 52H56V51H55ZM55 52H54V53H55ZM68 52H70V51H68ZM71 52H72V51H71ZM71 52H70V53H71ZM77 52H78V50H77ZM80 52H81V51H80ZM91 52H92V51H91ZM98 52H99V51H98ZM204 52H205V51H204ZM204 52H203V53H204ZM209 52H211V51H209ZM209 52H208V53H209ZM220 52H223V51H220ZM220 52H219V53H220ZM224 52H223V54H224ZM238 52H240V51H238ZM244 52H243V53H244ZM246 52H247V51H246ZM2 53H1V54H2ZM14 53H15V51H14ZM17 53H18V52H17ZM22 53H23V52H22ZM32 53H31V54H32ZM63 53H64V52H63ZM70 53H68V54H70ZM74 53H76V52H74ZM74 53H73V56H76V55H74ZM96 53H97V52H94V54H96ZM188 53H190V52H188ZM194 53H195V52H194ZM197 53H198V50H197ZM208 53H207V54H208ZM233 53H232V54H233ZM236 53H237V52H236ZM236 53H234L235 56H236ZM243 53H241V55H242ZM248 53H247V54H248ZM3 54H5V53H3ZM8 54H9V53H8ZM15 54H16V53H15ZM23 54H25V53H23ZM29 54H30V53H29ZM31 54H30V55H31ZM35 54H36V53H35ZM46 54L49 55V53H46ZM71 54H72V53H71ZM71 54H70V55H71ZM76 54H77V53H76ZM191 54H192V53H191ZM210 54H211V53H210ZM213 54H214V55H213ZM220 54H221V53H220ZM223 54H222V55H223ZM238 54H239V53H238ZM12 55H13V54H12ZM40 55H41V53H40ZM40 55H39V56H40ZM43 55H44V54H43ZM65 55H66V54H65ZM96 55H97V54H96ZM198 55H199V54H198ZM202 55L204 56V54H202ZM218 55H219V54H218ZM218 55H217V56H218ZM224 55H225V54H224ZM224 55L222 56L223 58L219 59L221 62L223 61L222 59H224ZM241 55H240V56H241ZM248 55H249V54H248ZM4 56H6V54H5ZM32 56H33V55H32ZM35 56H36V55H35ZM44 56H45V55H44ZM61 56H62V55H61ZM169 56H170V57H169ZM192 56H194V54H193ZM199 56H200V55H199ZM206 56L209 57L210 55H206ZM212 56L215 57V53H214V52H212ZM231 56H232V55H230L229 57H231ZM243 56H245V53H244ZM0 57H1V56H0ZM9 57H10V55H9ZM9 57H8L7 61L10 60ZM27 57H28V56H27ZM27 57H25V59H26ZM40 57H41V56H40ZM45 57H46V56H45ZM45 57H44V58H45ZM47 57H52V54L49 55V56H47ZM47 57H46V58H47ZM55 57H56V54H55ZM64 57H65V56H64ZM69 57L71 58L72 56H69ZM99 57H101V56H99ZM162 57L164 58V55H162ZM166 57H167V56H166ZM204 57H205V56H204ZM210 57H211V56H210ZM214 57H213V58H214ZM219 57H221V56L219 55ZM233 57H234V56H233ZM251 57H250V58H251ZM22 58H23V57H22ZM22 58H21V59H22ZM29 58H30V59H29ZM46 58H45V59H46ZM53 58H54V57H53ZM62 58H63V57H62ZM78 58H79V57H78ZM93 58H94V57H93ZM96 58H97V56H96ZM178 58H179V57H178ZM178 58H176V59H178ZM180 58H181V57H180ZM193 58H194V57H193ZM196 58H198V56H196ZM211 58H212V57H211ZM234 58H235V57H234ZM3 59H4L3 62H6V61H5V57H4ZM12 59H13V58H12ZM27 59H29V61H31V56L28 57ZM37 59H39V58H37ZM47 59H48V58H47ZM49 59H51V60L53 61L52 58H49ZM55 59H56V58H55ZM65 59H66V60H65ZM65 59L63 58L61 62H65V61H67V57H66ZM71 59H72V58H71ZM71 59L68 60V61H71ZM73 59H74V58H73ZM76 59H77V57H76ZM94 59H95V58H94ZM161 59H162V58H161ZM176 59H175V60H172V61L175 62V63H177L178 60H176ZM182 59H185V58L183 57ZM204 59H205V61H206V57H205ZM209 59H210V58H209ZM216 59H217V58H216ZM216 59H215V60H216ZM225 59L227 60L226 57H225ZM225 59H224V60H225ZM238 59H239V58H238ZM238 59H237V60H238ZM247 59H248V58H247ZM251 59H252V58H251ZM257 59H258V60H257ZM1 60H2V58H1ZM14 60H16V59L14 58ZM57 60H59L58 57H57ZM57 60H56V61H57ZM63 60H65V61H63ZM74 60H75V59H74ZM164 60H165V58H164ZM179 60H180V59H179ZM198 60H199V58H198ZM200 60H202V59H200ZM212 60H214V59H212ZM212 60H211V62H212ZM215 60H214V62H215ZM217 60H218V59H217ZM226 60L223 62L222 65H224V63H225V65H226V62L228 63V61H226ZM233 60H234V59H233ZM10 61L13 62V60H10ZM16 61H18V59H17ZM35 61H38V60H34V64H36ZM46 61H48V60H45V62H46ZM52 61H51V62H52ZM76 61H78V60H76ZM90 61H91V60H90ZM95 61H99V60H96V59H95ZM196 61H197V59L194 60L193 63H195ZM249 61H251V60H249ZM53 62H54V61H53ZM71 62H72V61H71ZM78 62H79V61H78ZM181 62H182V61H181ZM186 62H187V61H186ZM190 62H191V61H190ZM200 62H201V61H200ZM200 62H199V64H200ZM202 62H203V60H202ZM214 62H213V63H214ZM221 62H220V64H221ZM229 62L231 63L230 60H229ZM234 62H238V61H234ZM253 62H255V61H253ZM13 63H14V62H13ZM16 63H18V64H17V68H15V69H16L17 71H18V69H19V71H20V70H21V69H20V66H21V65H20L19 68H18L19 62H16ZM16 63H15V64L10 63V64L16 66ZM21 63H22V62H21ZM29 63L31 64V62H29ZM38 63H39V61H38ZM49 63H50V62H49ZM54 63H55V62H54ZM56 63H58V61H57ZM73 63H74V62H73ZM80 63H81V62H80ZM184 63H185V62H184ZM197 63H198V62H197ZM215 63H217V61H216ZM230 63H229V64H230ZM258 63H259V65H260V62H258ZM258 63H257V64H258ZM263 63H264V62H263ZM6 64H8V63H6ZM25 64H26V63H25ZM25 64H24V65H25ZM42 64H43V61H42ZM47 64H48V62H47ZM47 64H46V65H47ZM50 64H51V63H50ZM63 64H64V63H63ZM65 64H66V63H65ZM78 64H79V63H78ZM162 64H163V63H162ZM178 64H179V63H178ZM182 64H183V63H182ZM217 64H218L219 66H221L219 63H217ZM236 64H238V63H236ZM248 64H249V63H248ZM251 64H252V62H251ZM255 64H256V63H255ZM2 65H4V64H2ZM26 65H27V64H26ZM37 65H38V64H37ZM39 65H40V64H39ZM53 65H55V64H53ZM58 65H61V64H58ZM68 65H70V64H68ZM99 65H100V64H99ZM168 65H169V64H168ZM180 65H181V63H180ZM190 65H191V64H190ZM194 65H196V67L198 66V64H194ZM202 65H203V64H202ZM204 65H208V62H207V64H204ZM211 65H212V67L215 66V65L213 66L212 63H211ZM218 65H216V66H218ZM232 65H233V63H232ZM232 65H231V66H232ZM246 65H247V64H246ZM259 65H257V66L255 67V69H254L255 71H254L253 73H255V74L257 73L259 76H261L262 73L264 72V69L261 68V67H263V66H260V67H259ZM262 65H263V64H262ZM35 66H36V65H35ZM79 66H81V67L84 68V66H83L82 64L79 65ZM166 66H167V65H165V67H166ZM172 66H173V65H172ZM177 66H178V65H177ZM182 66H183V65H182ZM209 66H210V64H209ZM216 66H215V67H216ZM237 66H238V65H237ZM240 66H241V65H240ZM249 66H251V65H249ZM254 66H255V65H254ZM4 67H6V66H4ZM9 67H10V66H9ZM11 67H12V66H11ZM22 67H23V66H22ZM24 67H26V66H24ZM24 67H23V68H24ZM30 67H31V66H30ZM33 67H34V66H33ZM33 67H31V69H33ZM37 67H38V66H37ZM42 67H43V66H42ZM50 67H51V66H50ZM55 67H56V65H55ZM59 67H60V66H59ZM70 67H71V66H70ZM76 67H78V65H76ZM81 67H79V68H81ZM191 67H192V66H191ZM202 67H203V66L198 67V68L200 69V68H202ZM205 67H206V66H205ZM207 67H208V66H207ZM207 67H206V68L203 67L205 71H206V69H207V71L209 70ZM215 67L213 68V72H214ZM223 67H224V69H225V66H223ZM227 67H228V66H226V68H227ZM26 68H27V67H26ZM34 68H35V67H34ZM44 68H45V67H44ZM46 68H48V69H46V70H49V69H50L49 67H46ZM63 68H64V67H63ZM83 68H81V69H83ZM85 68H88V66L85 67ZM178 68H179V67H178ZM185 68H186V67H185ZM198 68H197V69H198ZM219 68H221V67H219ZM229 68H230V67H229ZM229 68H228V70H229ZM15 69H14V70H15ZM28 69H29V67H28ZM31 69H29L30 72H31ZM60 69H61V71H62V68H60ZM72 69H73V68H72ZM166 69H167V68H166ZM168 69H169V68H168ZM171 69H172V68H171ZM197 69H193V70H197ZM199 69H198V70H199ZM210 69H211V68H210ZM231 69H232V68H231ZM244 69H245V68H244ZM23 70H25V69H23ZM23 70H22V71H23ZM37 70H38V69H37ZM55 70H56V68H55ZM67 70H68V69H67ZM73 70H74V69H73ZM182 70H183V69H182ZM201 70H202V69H200L199 71H201ZM232 70H233V69H232ZM247 70H248V68H247ZM247 70H246V71H247ZM250 70L253 71V67L250 68ZM3 71H4V70H3ZM7 71H9V70H7ZM11 71H12V70H11ZM19 71H18V73H19ZM34 71H35V70H34ZM38 71H39V70H38ZM57 71H58V69H57ZM65 71H66V70H65ZM77 71H78V70H77ZM94 71H95V70H94ZM176 71H177V70H176ZM191 71H192V70H190V73H191ZM207 71H206V72H207ZM211 71H212V69H211ZM216 71H218V69H216L215 72H216ZM222 71H223V70H222ZM225 71L227 72L226 69H225ZM230 71H231V70H230ZM246 71H245V72H246ZM25 72H26V71H25ZM45 72H46V71H45ZM52 72H53V70H52ZM55 72H56V71H55ZM62 72H63V71H62ZM208 72H209V71H208ZM213 72H212V73H213ZM215 72H214V73H215ZM223 72H224V71H223ZM228 72H229V71H228ZM248 72L250 73V71H248ZM4 73H6V72H4ZM4 73H1V76H2V74L4 75ZM9 73H10V72H9ZM21 73H23V72H21ZM21 73H20V74H21ZM32 73H33V72H32ZM56 73H57V72H56ZM97 73H98V72H97ZM168 73L170 74V71H169ZM193 73H194V72H193ZM197 73H198V72H196V75H195V74H194V75L197 76ZM216 73H217V72H216ZM231 73H232V71H231ZM235 73H237V72H235ZM238 73H239V72H238ZM238 73H237V74H238ZM241 73H242V72H241ZM243 73H244V70H243ZM243 73H242V74H243ZM7 74H8V73H7ZM29 74H30V73H29ZM35 74H36V71H35ZM39 74H41V71L39 72ZM57 74L60 75V72L57 73ZM57 74H56V75H57ZM70 74H71V73H70ZM88 74H89V73H88ZM98 74H99V73H98ZM182 74H183V72H182ZM185 74H186V73H185ZM188 74H189V73H188ZM199 74H200V73H198V75H199ZM202 74H203V76H204V73H203V72H202ZM202 74H200V76H201ZM218 74H220V73H217V75L214 74V75H216L215 77H217ZM9 75H10V74H9ZM18 75H19V74H18ZM66 75H69V74L67 73ZM66 75H65V76H66ZM73 75H74V74H73ZM73 75H71V76L74 77ZM77 75H78V73H77ZM214 75H211V76L213 77ZM224 75H225V74H223V76H224ZM228 75L230 76V74H227V77H228ZM238 75H240V74H238ZM238 75H237V76H238ZM243 75H245V74H243ZM253 75H254V74H253ZM21 76H22V75H21ZM40 76H41V75H40ZM53 76H55V75H53ZM97 76H100V74L97 75ZM192 76H193V75H192ZM195 76H193L192 78H194ZM205 76H206V73H205ZM211 76H210V77H211ZM219 76H220V75H219ZM219 76H218V77H219ZM7 77H8V75H7ZM7 77H6V78H7ZM26 77H29L28 74H27ZM63 77H64V75L62 76V78H63ZM66 77H67V76H66ZM68 77H70V76H68ZM101 77H102V76H101ZM170 77H171V76H170ZM190 77H191V75H189V78H190ZM197 77H198V76H197ZM207 77H208V75H207ZM231 77H232V75H231ZM262 77H264V76H262ZM2 78H3V76H2ZM8 78H9V77H8ZM22 78H23V77H22ZM33 78H34V77H33ZM59 78H61V76H60ZM62 78H61V79H62ZM70 78H71V77H70ZM99 78H100V77H99ZM178 78H179V77H178ZM180 78H181V77H180ZM202 78H203V77H202ZM245 78H247V77H245ZM254 78H255V76H254ZM19 79H20V78H19ZM74 79H75V78H74ZM74 79H73V81H74ZM101 79H102V78H101ZM187 79H188V78H187ZM199 79H200V77H199ZM199 79H198V80L195 79V80H196V81H200ZM204 79H205V78H204ZM207 79H208V78H207ZM207 79H206V80H207ZM214 79H215V78H214ZM220 79H221V77H220ZM233 79H234V77L232 78V80H233ZM237 79H238V78H237ZM240 79H241V77H240ZM257 79H258V78H257ZM259 79H261V78H259ZM3 80H4V79H3ZM49 80H50V79H49ZM65 80H67V78H65ZM179 80H180V79H179ZM181 80H182V78H181ZM181 80H180V81H181ZM195 80H194V81H195ZM228 80H230V77L228 78ZM234 80L236 81V78H235ZM234 80H233V81H234ZM238 80H239V79H238ZM246 80H247V79H246ZM262 80H263V79H262ZM0 81H2V80H0ZM14 81H16V80H13L12 82H14ZM20 81H21V80H20ZM39 81H40V80H39ZM53 81H54V79H53ZM63 81H64V80H63ZM63 81H62V82H63ZM73 81L71 82L72 84H73ZM104 81H105V80H102L101 83L104 82ZM194 81H193L192 83L195 84ZM203 81H204V80H203ZM207 81H208V80H207ZM219 81H220V80H218V86L222 83V82L219 83ZM243 81H245V80H243ZM243 81H242V82H243ZM258 81H261V80H258ZM29 82H31V81H29ZM37 82H38V81H37ZM37 82H36V83H37ZM42 82H44V81H42ZM58 82H61V80L58 81ZM66 82H67V81H66ZM66 82H65V84H66ZM177 82H179V81H177ZM182 82H184V81L182 80ZM182 82H181V83H182ZM186 82H187V81H186ZM189 82H191V80H190ZM201 82H202V81H200V83H201ZM205 82H206V81H204V83H205ZM213 82H215V81H213ZM213 82H212V83H213ZM216 82H217V80H216ZM224 82H225V81H224ZM224 82H223V83H224ZM237 82H238V81H237ZM240 82H241V80L239 81V83H240ZM263 82H264V81H263ZM263 82H262V84H263ZM34 83H35V82H34ZM36 83H35V84H36ZM46 83H47V82H46ZM56 83H57V82H56ZM69 83H70V81H69ZM71 83H70V84H71ZM76 83H77V82H76ZM192 83H190V84H192ZM197 83L199 84V82H196V85H197ZM208 83H209V82H208ZM226 83H227V82H226ZM226 83H225V85H226ZM232 83H233V82H232ZM232 83L229 84V82H228L229 85H231ZM246 83H247V82H246ZM246 83L244 82V84H246ZM259 83H261V82H259ZM12 84H13V83H12ZM23 84H28V83H25V82H24ZM29 84L31 85V83H29ZM29 84H28V85H29ZM32 84H33V82H32ZM37 84H38V83H37ZM42 84H43V83H42ZM42 84H41V85H42ZM104 84H106V83H104ZM109 84H110V83H109ZM109 84H108V85H109ZM175 84H176V82H175ZM179 84H180V83H179ZM188 84H189V83H188ZM214 84H215V83H214ZM216 84H217V83H216ZM228 84H227V86H228ZM236 84H237V83H236ZM241 84H243V83H241ZM241 84H238V86H239V85L241 86ZM257 84H258V83H257ZM262 84H261V85H262ZM1 85H2V84L0 83V87H1ZM30 85H29V87H28V89H27L26 100H24V101H26V102L28 103V105H31L33 108H35L36 106H39V108L44 107V106L47 104V103H46V98H47V97H46V93H44V91H43V90L45 89V88L43 89L44 86L42 87V90H41L39 87H36V85H33V86H32V85L30 86ZM41 85H40V86H41ZM49 85H50V84H49ZM61 85H62V83H61ZM77 85H78V84H77ZM97 85H99V83H98ZM176 85H177V84H176ZM181 85H182V84H181ZM184 85H185V82H184ZM206 85H207V83H206ZM221 85H222V84H221ZM225 85H224V87H226ZM252 85H253V82H252ZM263 85H264V84H263ZM13 86H14V85H13ZM26 86H27V85H26ZM52 86H53V85H52ZM52 86H50L49 88L51 89ZM62 86H63V85H62ZM62 86H60V87H62ZM70 86H71V85H70ZM109 86H110V85H109ZM173 86H174V85H173ZM182 86H183V85H182ZM193 86H195V85H193ZM198 86H199V85H198ZM198 86H197V88H196V87H193V88H194V89H198ZM200 86H201V84H200ZM200 86H199V87H200ZM208 86H210V85L208 84ZM247 86H248V85H247ZM258 86H260V85H257L256 87H258ZM47 87H48V86H47ZM53 87H54L53 89L56 88L55 86H53ZM83 87H84V86H83ZM103 87L105 88L106 85H105V86H102V89H103ZM189 87H190V85H189ZM206 87H207V86H206ZM213 87H214V86H213ZM215 87H216V86H215ZM221 87H222V86H221ZM221 87H220V88H221ZM229 87H230V86H229ZM229 87H226V88L228 89V91H229V92H234V93H235V91H230V90H229V89H230ZM234 87H235V86H234ZM234 87H232V88L235 90L236 87H235V88H234ZM241 87H243V86H241ZM241 87H240V88H241ZM262 87H263V86H262ZM262 87H261V89H262ZM2 88H3V85H2V87H1V89H2ZM4 88H5V87H4ZM4 88H3V91L5 92V89H4ZM21 88H22V87H21ZM49 88H47V89H49ZM58 88H59V87H58ZM84 88H85V87H84ZM100 88H101V87H100ZM108 88H109V87H108ZM108 88H106V89H108ZM110 88H111V87H110ZM110 88H109V89H110ZM173 88H174V87H173ZM186 88H187V87H186ZM190 88H191V87H190ZM190 88H189V89H190ZM208 88H209V87H208ZM208 88H206V89H208ZM210 88L212 89V86H211ZM210 88H209L208 90H210ZM220 88H219V89H220ZM222 88H223V87H222ZM1 89H0V92H2ZM10 89H11V88H10ZM15 89L17 90V89H19V88H15ZM15 89H14V90H15ZM47 89H46V90H47ZM56 89H57V88H56ZM56 89H55V90H56ZM65 89H66V88H65ZM106 89H105V90H106ZM109 89H108V90H109ZM181 89H182V88H181ZM203 89L205 90L204 86H203ZM213 89H214V88H213ZM233 89H231V90H233ZM246 89H247V88H246ZM248 89H249V87H248ZM251 89H252V88H251ZM251 89H250V91H251ZM14 90H13V91H14ZM21 90H22V89H21ZM59 90H60V89H58V91H59ZM187 90H188V88H187ZM187 90H186V91H187ZM191 90H192V88H191ZM224 90H225V89H224ZM237 90H238V88H237ZM22 91H23V90H22ZM49 91H50V90H49ZM65 91H66V90H65ZM83 91H84V90H83ZM88 91H89V90H88ZM157 91H158V90H157ZM183 91H184V90H183ZM192 91H193V90H192ZM198 91H202V92H203V90H198ZM212 91H214V90H212ZM221 91H222V92H221ZM228 91H226V92L229 93ZM246 91H248V90H246ZM4 92H3L2 94H4ZM14 92H15V91H14ZM16 92H17V91H16ZM16 92H15V93H16ZM47 92H48V90H47ZM52 92H53V91H52ZM56 92H57V91H56ZM106 92H107V91H106ZM109 92H110V91H109ZM160 92H161V91L156 92V94H157V93H160ZM163 92H164V90H163ZM184 92H185V91H184ZM218 92H219V91H218ZM220 92H221V94H223V90H222V89L220 90ZM237 92H239V91H237ZM20 93H21V92H20ZM20 93H19V94H20ZM48 93H49V92H48ZM65 93L68 94V91L65 92ZM65 93H64V94H65ZM85 93H86V92H85ZM89 93H90V92H89ZM161 93H162V92H161ZM165 93L167 94V92H165ZM191 93H192V92H191ZM191 93H190V94H191ZM198 93H199V92H198ZM206 93H207V90H206ZM211 93H212V94H210V92H209V94H208V93H207V94H208V95H213V96H214L213 92H211ZM214 93H215V91H214ZM224 93H225V92H224ZM227 93H225V94H227ZM241 93H243V92L241 91ZM245 93H246V92H245ZM247 93H248V92H247ZM13 94H14V93H13ZM19 94H18V95H19ZM57 94H58V93H57ZM64 94H63V95H64ZM90 94H91V93H90ZM110 94H111V93H110ZM180 94H181V93H180ZM182 94H183V92H182ZM182 94H181V95H182ZM184 94H186V93H184ZM190 94L188 93V95H190ZM207 94H205V95L207 96ZM215 94H216V93H215ZM218 94H219V93H218ZM218 94H217V96H219ZM229 94H231V93H229ZM238 94H240V93H238ZM249 94H250V93H249ZM0 95H1V94H0ZM14 95H16V94H14ZM18 95H17V97H18ZM154 95H155V94H154ZM157 95H158V94H157ZM162 95H163V94H162ZM251 95H252V94H251ZM251 95H250V96H251ZM254 95H255V96L257 95L256 97H258V98H257V99H254V102H251V100H250V102H251V106H253V110H252L251 112H249V113H246V114H245L246 117L241 115L243 118H244V117H245V118L248 117V120H247V121H250V122H248V123H250L251 125L254 123V126H251V127H255V126H256L255 124H257L258 122L261 123V121H259L260 119H261V120L264 119V105H263V102H264V101L261 102V101L258 100V99H261V98H262V97L259 98V96H258L259 94L256 93V94H254ZM263 95H264V94H262V96H263ZM3 96H4V95H3ZM5 96H6V95H5ZM59 96H61V94H60ZM64 96H66V95H64ZM67 96H68V95H67ZM67 96H66V97H67ZM69 96H70V95H69ZM92 96H93V95H92ZM166 96H167V95H166ZM177 96H179V95H177ZM193 96H194V92H193ZM201 96H202V94H201ZM206 96H205V98H206ZM223 96H224V95H223ZM228 96H229V95H228ZM236 96H237V95H236ZM244 96H245V95H244ZM252 96H253V95H252ZM7 97H8V96H7ZM13 97H14V96H13ZM48 97H50V96H48ZM55 97H56V96H55ZM55 97H53V99H55ZM82 97H83V96H82ZM82 97H79V98H82ZM84 97H86V96H84ZM87 97H89V96L87 95ZM99 97H100V96H99ZM153 97H155V96H153ZM159 97L162 98V100H163V98H164V97H161V96H159ZM169 97H170V96L168 95V98H169ZM179 97H182V96H179ZM185 97H186V96H185ZM208 97H210V96H207V98H208ZM220 97H222V96L220 95ZM229 97H230V96H229ZM237 97H238V96H237ZM239 97H240V96H239ZM242 97H243V94H242ZM242 97H240L239 99H242ZM247 97H249V96H247ZM253 97H254V96H253ZM253 97H252V98H253ZM263 97H264V96H263ZM0 98H1V97H0ZM14 98H15V97H14ZM20 98H21V96H20ZM56 98H57V97H56ZM58 98H59V97H58ZM62 98H63V97H62ZM70 98H72V97H70ZM97 98H98V97H97ZM102 98L104 99V97H102ZM102 98H101V100H103ZM186 98H188V97H186ZM192 98H193V97H191V99H192ZM201 98H202V97H201ZM207 98H206V99H207ZM211 98H213V97H211ZM222 98H223V97H222ZM235 98H236V97H235ZM235 98H233V100H235ZM1 99H2V101L4 100L3 98H1ZM1 99H0V100H1ZM6 99H7V98H5V100H6ZM65 99L68 100L67 98H65ZM83 99H84V98H83ZM83 99H82V100H83ZM90 99H91V98H90ZM98 99L100 100V98H98ZM110 99H111V97H110ZM165 99H166V98H164V100H165ZM213 99H214V98H213ZM215 99H216V98H215ZM218 99H219V97H218ZM223 99H225V97H224ZM231 99H232V98H231ZM7 100H9V99H7ZM7 100H6L5 102H9V101H7ZM17 100H21V99H17ZM47 100H48V99H47ZM55 100H56V99H55ZM59 100H60V101H61V100L63 101L64 99H59ZM73 100H74V98H73ZM73 100L71 99V100H68V101L75 102V100H74V101H73ZM82 100H79V101H82ZM99 100H98L97 104L100 103V102L103 103L104 101H105V104H106V102H107L106 100H104V101H101V100L99 101ZM158 100H159V99H157V100L155 99V100H153L152 102L154 103V101H158ZM162 100H161V101H162ZM170 100H171V97H170ZM181 100H182V99H181ZM195 100H196V99H195ZM199 100H200V99H198L197 101H199ZM210 100H211V99H209V101H210ZM243 100H244V98H243ZM248 100H249V98H248ZM248 100H247V101H248ZM261 100H262V99H261ZM14 101H15V100H13V102H14ZM21 101H22V100H21ZM56 101H57V100H56ZM68 101H67V104H68V105H64V107L69 106V108H70V104L68 103ZM96 101H97V100H96ZM108 101H109V100H108ZM111 101H112V100H111ZM168 101H169V100H168ZM168 101H166V102H168ZM191 101H192V100H191ZM213 101H214V100H213ZM213 101H212V102H213ZM218 101H219V100H218ZM221 101H222V100H221ZM224 101H225V100H224ZM224 101H223V102H224ZM241 101H242V100H241ZM244 101H245V100H244ZM5 102H4V103L2 102V103H3V104L5 105V107H6L7 105H6ZM10 102H11V101H10ZM82 102H85V104H86V105L83 106V108H84V107H88V104H89V103L87 104V103H86L87 101H82ZM89 102H91V100H90ZM94 102H95V101H94ZM148 102H150V101H148ZM162 102H163V101H162ZM162 102H161V103H162ZM169 102H170V101H169ZM181 102H182V101H181ZM185 102H188V101L186 100ZM210 102H211V101H210ZM215 102H216V101H215ZM228 102H230V101H228ZM234 102L236 103V101H234ZM0 103H1V101H0ZM2 103H1V105H2ZM17 103H18V102H17ZM76 103H77V102H76ZM155 103L157 104V102H155ZM159 103H160V100H159ZM199 103H200V101H199ZM231 103H233V102H231ZM237 103H238V102H237ZM237 103H236V104H233V106H234V107H235V105L237 106ZM239 103H240V100H239ZM239 103H238V104H239ZM13 104L15 105V102H14ZM13 104H12V105H13ZM19 104H20V103H19ZM19 104H17V105L19 106ZM23 104H24V103H23ZM49 104H50V103H49ZM61 104H64V103L61 102ZM73 104H74V103H73ZM73 104H71V105H73ZM82 104H84V103H82ZM82 104H81V105H82ZM93 104H94V103H93ZM107 104H108V103H107ZM164 104H165V102H163V104H161V106L164 105ZM200 104H201V103H200ZM200 104H199V105H200ZM211 104H212V103H211ZM215 104H216V105H214V104H212V105L216 107V106L219 104V102H216ZM224 104H225V103H223V105H224ZM226 104H228V103H226ZM226 104H225V105H226ZM244 104H245V103H244ZM249 104H250V103H249ZM14 105H13V106H14ZM20 105H21V104H20ZM28 105L26 104V106H28ZM102 105H104V103H103ZM102 105H100V107H101ZM158 105H159V104H158ZM223 105H222V106H223ZM225 105H224V107H225ZM230 105H231V104H230ZM230 105H229V106H230ZM241 105H242V103H241ZM246 105H247V104H246ZM2 106H3V105H2ZM13 106H12V107H13ZM22 106H23V105H22ZM24 106H25V105H24ZM48 106H49V105H48ZM48 106L46 105L45 107H48ZM56 106H57V105H56ZM76 106L78 107V104H77ZM94 106L96 107V103H95ZM107 106H108V105H107ZM109 106H110V105H109ZM113 106H114V105H113ZM155 106H156V105H155ZM166 106H167V104H166ZM227 106H228V105H227ZM238 106H239V105H238ZM243 106H244V105H243ZM3 107H4V106H3ZM3 107H1L2 110L4 109ZM8 107L10 108L11 106H8ZM14 107H15V106H14ZM49 107H50V106H49ZM49 107H48V109H49ZM60 107H61V111H62V110H63V109H62V106L60 105ZM73 107H75V106H73ZM73 107L71 106V108H73ZM77 107H76V108H77ZM89 107H90L89 112L86 110V111H87V113H86V112L83 110V111H84V115H85V113H86V114L90 113V110L95 109V108H92V105H89ZM89 107H88V108H89ZM98 107H99V106H98ZM167 107H168V106H167ZM218 107H219V105H218ZM239 107H240V106H239ZM6 108H7V107H6ZM28 108H29V107H28ZM37 108H38V107H37ZM39 108H38V110H39ZM50 108H51V107H50ZM52 108H53V107H52ZM66 108H67V107H66ZM81 108H82V107H81ZM91 108H92V109H91ZM102 108H103V107H102ZM104 108L106 109V106H104ZM155 108H156V107H155ZM157 108H158V107H157ZM159 108H160V107H159ZM169 108H170V107H169ZM169 108H168V109H169ZM193 108H194V107H193ZM193 108H192V112H194V113H193V115H194V114H195V110H194ZM232 108H233V107H232ZM240 108H241V107H240ZM29 109H30V108H29ZM42 109H46V108H42ZM42 109H41V110H42ZM77 109H78V108H77ZM84 109H87V108H84ZM148 109H149V108H147V111H150V110H148ZM150 109H151V107H150ZM152 109H153V108H152ZM152 109H151V110H152ZM168 109L166 108V110H168ZM173 109H174V108H173ZM176 109L180 110V108H176ZM176 109H175V110H176ZM181 109H182V108H181ZM218 109H219V108H218ZM218 109H217V111H218L217 113H219V110H220V109H219V110H218ZM234 109H235V108H234ZM6 110H7V109H6ZM31 110H32V109H31ZM35 110H36V112H37V109H36V108H35ZM52 110H53V109H52ZM52 110H51V111H52ZM54 110H56V109H54ZM70 110H72V109H69V111H70ZM95 110H96V109H95ZM98 110H99V109H98ZM98 110L96 111L97 113H98ZM101 110H103V109H101ZM109 110H110V109H109ZM113 110H115V109H113ZM143 110H144V109H143ZM156 110H157V109H156ZM158 110H159V109H158ZM160 110H161V109H160ZM160 110H159V112H160ZM163 110H164V108H163ZM163 110H162V111H163ZM169 110H171V109H169ZM178 110H177V111H178ZM182 110H184V109H182ZM182 110H180V111H182ZM185 110H186V109H185ZM237 110H238V109H237ZM237 110H236V111H237ZM10 111H11V109H10ZM25 111L27 112L28 110H25ZM42 111H43V110H42ZM47 111H48V110H47ZM59 111H60V108H59ZM61 111H60V112H61ZM75 111H76V109L74 110V112H75ZM77 111H78V110H77ZM77 111H76L75 114L78 116ZM92 111L94 112V110H92ZM92 111H91L90 115L93 114ZM111 111H112V106H111ZM141 111H142V110H141ZM141 111H140V112H141ZM187 111H189V110H187ZM221 111H222V110H221ZM227 111H229V112L232 111V112H233L234 110H228V109H227ZM239 111H240V110H239ZM0 112H1V111H0ZM12 112H13V110H12ZM28 112H30V110H29ZM72 112H73V111H71L70 113H72ZM74 112H73V113H74ZM101 112H102V111H101ZM113 112H114V111H113ZM116 112H117V111H116ZM116 112H114V114H115ZM130 112H131V111H130ZM155 112H156V111H155ZM175 112H176V111H175ZM175 112L173 111L172 114H173V115H174V114L176 115L177 112H176V113H175ZM244 112H245V111H244ZM6 113H7V112H6ZM37 113H38V112H37ZM44 113H45V112H44ZM47 113H48V112H47ZM55 113H56V112H55ZM55 113H54V114H55ZM65 113H66V111H65ZM67 113H68V112H67ZM99 113H100V110H99ZM107 113H112V112H109V111H108ZM107 113H106V114H107ZM132 113H133V112H132ZM162 113L166 115L167 111H166V113H165V111L162 112ZM226 113H228V112H226ZM233 113H234V112H233ZM27 114H28V113H27ZM45 114H46V113H45ZM59 114H60V113H59ZM117 114H118V112H117ZM117 114H115V115H117ZM133 114H134V113H133ZM135 114H136V113H135ZM145 114L148 115V113H145ZM145 114H144V115H145ZM159 114H160V113H159ZM170 114H171V113H170ZM177 114H178V113H177ZM179 114L182 115V112H180ZM179 114H178V115H179ZM189 114H190V113H189ZM220 114H223V111H222V113L220 112ZM224 114H225V113H224ZM234 114H235V113H234ZM237 114L240 115V112L237 111ZM5 115H8V114H5ZM9 115H10V114H9ZM13 115H14V114H13ZM21 115L24 116V115H26V113H25V114H21ZM29 115H30V114H29ZM47 115L49 116V114H47ZM62 115H63V114H62ZM65 115H66V114H65ZM69 115H70V114H69ZM84 115H83L82 117H84ZM88 115H89V114H88ZM93 115H95V114H93ZM97 115L100 117V114H97ZM107 115H108V114H107ZM118 115H120V114H118ZM128 115H129V114H128ZM139 115H141V114H139ZM142 115H143V114H142ZM149 115H150V114H149ZM152 115H153V114H152ZM178 115H177V117H176V121H177ZM186 115H187V113H186ZM186 115H185V116L183 115V116L185 117V119H186ZM228 115H229V113H228ZM230 115L233 117V114L230 113ZM0 116H1V115H0ZM31 116H32V115H31ZM36 116H37V115H36ZM40 116L42 117V115H40ZM59 116H61V115H59ZM59 116L56 117V118L59 119V118H63V117H65V116H61V117H59ZM91 116H92V115H91ZM98 116H97V118L99 119ZM104 116H105V115H104ZM112 116H113V114H112ZM112 116L110 115L108 118L110 119V117H112ZM124 116H125V115H124ZM124 116H118V117H121V118H122V117H124ZM150 116H151V115H150ZM160 116H162V115H160ZM170 116H171V115H170ZM187 116H189V115H187ZM224 116H225V115H224ZM231 116H229V117H231ZM8 117H10V116H8ZM25 117H27V116H25ZM29 117H30V116H29ZM51 117H52V116H51ZM66 117H67V116H66ZM71 117H74V116H70L69 118L71 119ZM85 117H86V115H85ZM87 117H88V116H87ZM89 117H90V116H89ZM89 117H88V119H85V118H84V119H85L86 121L89 122L90 119H92L91 117H90V118H89ZM92 117H93V116H92ZM94 117H96V116H94ZM94 117H93V118H94ZM105 117H107V116H105ZM114 117H115V116H114ZM116 117H117V116H116ZM118 117H117V119H118ZM155 117H156V115H155ZM163 117H165V116H163ZM168 117H169V116L166 115V118H167V119H168ZM181 117H182V116L179 115V118H181ZM193 117H194V116H193ZM198 117H199V116H198ZM232 117H231V119H232ZM234 117H235V116H234ZM0 118H4V117L1 116ZM30 118H31V117H30ZM34 118H35V116H34ZM36 118H37V117H36ZM36 118H35V119H36ZM45 118H46V117H45ZM45 118H42V119H45ZM52 118H53V117H52ZM76 118L78 119L79 116L76 117ZM125 118H126V117H125ZM128 118H130V117L128 116ZM151 118H152V116H151ZM158 118H159V117H158ZM174 118H175V117H174ZM196 118H197V117H195V119H196ZM219 118H220V117H219ZM222 118H223V117H221V120H223ZM238 118L240 119L241 117L238 116ZM245 118H244V120H245ZM21 119H22V118H21ZM23 119H24V117H23ZM25 119H27V118H25ZM25 119H24V123L26 122ZM31 119H32V118H31ZM35 119H33V121H34ZM47 119H48V118H46L45 121H46ZM77 119H76V120H77ZM95 119H96V118H95ZM95 119H92V120H94V121L96 122L95 126H97V125L99 126L100 123H101V119H103V118H102V115H101V119H100V121H99L100 123H99L98 121H96ZM123 119H124V118H123ZM146 119H148V118L146 117ZM159 119H160V118H159ZM167 119H166L165 121H168ZM170 119H171V118H170ZM181 119H183V118H181ZM181 119H180V120H181ZM185 119H183L182 122H184ZM198 119H199V118H198ZM198 119H196V120L198 121ZM217 119H218V118H216L215 120H217ZM233 119H234V118H233ZM233 119H232V120H233ZM235 119H237V115H236V118H235ZM0 120H1V119H0ZM2 120H3V119H2ZM4 120H5V119H4ZM4 120H3V121H4ZM6 120H7V121L10 120V121H8V123H6V126H7V124H9V122H11V119H10V118L7 119V117H6ZM38 120H39V122H40L41 119H38ZM48 120H51V119H48ZM54 120H55V119H54ZM62 120H63V119H62ZM76 120H74V121H76ZM103 120H104V119H103ZM110 120H112V119H110ZM119 120H120V119H119ZM119 120H117V121L119 122ZM121 120H122V119H121ZM134 120H135V119H134ZM139 120H140V119H139ZM144 120H145V117H144ZM152 120H153V119H152ZM161 120H162V119H160V122H159L160 124L163 123V122L161 123ZM180 120H178V122H179ZM186 120L188 121L189 118L186 119ZM192 120H193V119H192ZM192 120H190V121H192ZM202 120H203V119H202ZM211 120H212V119H211ZM242 120H243V119L237 120L234 124L230 125L233 121H231L230 119H229V121H228V118H227V119H226V122H225V126H228V125H229V127H228L227 130L224 128V126H222L223 124L220 125V126L223 127V128L221 127V129H220L221 132H222V129H225L226 131H228V135H229V137H232V139H233V141H234V145H235V146H234L231 150H229L228 152L225 151V154L227 153V154H226V157H225L224 153H223L224 158L220 155L221 158H220V161H219V162H218V161H215V160H217V159H215V160L213 159L215 162H218V164H219V169L221 170V172L226 173L227 171H229L231 174H233V173H234V172H233L234 170L237 171V170H240L241 168H243V166L245 165V164H244V163H245L244 160L239 159V158H236V161H234V159H233L234 156H236V155H240V154H243V153L245 154V152H248V151H249V150L255 145V142H256V141L254 140V138H255V137H254V134H255V133L253 134V129L250 128V126H249V128H247V130H246V135H245L244 132H243V130L246 129V127H245L243 130H242V128H240V124L242 123ZM14 121H15V120H14ZM14 121H13V122H14ZM19 121H21V120H19ZM27 121H28V120H27ZM30 121H32V120H30ZM43 121H44V120H43ZM57 121L59 122V120H57ZM63 121H64V120H63ZM78 121H79V122H80V121L83 122L84 120L80 119V120H78ZM94 121H92V125H93V122H94ZM113 121H114V119H113ZM113 121H112V122H113ZM129 121H130V120H129ZM129 121H128V122H129ZM146 121H147V120H146ZM169 121H170V120H169ZM172 121H173V120H172ZM174 121H175V120H174ZM174 121H173V122H174ZM176 121H175V122H176ZM204 121H205V120H204ZM223 121H224V120H223ZM21 122H23V120H22ZM49 122H50V121H49ZM49 122H45V123L47 124V123H49ZM54 122H56V121H53V123H54ZM68 122H70L69 119H68ZM68 122H67V123H68ZM82 122H81V123H82ZM131 122H132V121H130V124H131ZM151 122H152V121H151ZM151 122L149 121L150 124H151ZM154 122H155V121H154ZM170 122H171V121H170ZM170 122H169V123H170ZM185 122H186V121H185ZM199 122H201V120H199ZM217 122H218V121H217ZM229 122H230V124H229ZM263 122H264V121H263ZM34 123H35V122H34ZM53 123L51 124L52 126H54ZM61 123H62V122H61ZM63 123H64V122H63ZM67 123H66V121H65V124H67ZM75 123H76V122H75ZM81 123H80V124H81ZM86 123H87V122H86ZM86 123H84V126H83V125H80V124H79V125L82 126V127H85V124H86ZM176 123H177V122H176ZM179 123H181V122H179ZM187 123H188V122H187ZM205 123H206V122H205ZM214 123H215V122H214ZM221 123H222V122H221ZM13 124H14V123H13ZM16 124H18V123L16 122ZM16 124H15V125H16ZM26 124H27V123H25V125H26ZM30 124H31V122H30ZM41 124H42V120H41ZM57 124H59V123H57ZM69 124H70V123H69ZM69 124H67V125H69ZM87 124H88V123H87ZM106 124H108V122H106ZM114 124H115V121H114V123L112 124V127L115 126V129H116V125H114ZM118 124H120V122H119ZM123 124H125V123H123ZM144 124H145V123H143V126H144ZM155 124H156V122H155ZM167 124H168V123H167ZM167 124H165V125L167 126ZM185 124H186V123H185ZM193 124L196 125L197 123H196V124L193 123ZM0 125H3V124L1 123ZM20 125H21V124L19 123V126H20ZM27 125H28V124H27ZM37 125H38V124H37ZM49 125H50V123H49L47 126H49ZM67 125H66V126H67ZM70 125H71V124H70ZM73 125H74V124H73ZM76 125H77V124H76ZM109 125H111V124H109ZM109 125H108V127H110ZM133 125H134V124H133ZM133 125H132V127H133ZM138 125H139V124H138ZM156 125H157V124H156ZM165 125H163V126H165ZM171 125H172V124H170V126H171ZM177 125H179V124L177 123L176 126H177ZM181 125H182V124H181ZM189 125H191V124H189ZM202 125H203V123L201 124V126L199 125V127H202ZM204 125H205V124H204ZM204 125H203V126H204ZM4 126H5V125H4ZM6 126H5V128H6ZM9 126H10V125H9ZM16 126H17V125H16ZM23 126H24V125H23ZM31 126H33V124H32ZM34 126H36V125H34ZM60 126H62V125H60ZM80 126H79V127H80ZM95 126H94V127H95ZM98 126L96 127V129H93L94 131H93V139H92L93 141L95 140L93 145H94L95 149H96V147H97V150H99L98 145L101 144V142H102V141H101L102 138L106 140V139H107L106 136H109L107 125H103V122H102V125H100L99 127H98ZM102 126H103V127H102ZM120 126H122V125H120ZM120 126H119V127H120ZM151 126H152V125H151ZM161 126H162V125H161ZM161 126L158 125L157 130L160 129ZM187 126H188V125H186L185 128H186ZM192 126H193V125H192ZM220 126H219V127H220ZM243 126H244V125H243ZM246 126H247V125H246ZM12 127H13V125H12ZM17 127H18V126H17ZM17 127H16V128H17ZM20 127H21V126H20ZM20 127H19V128H20ZM38 127H39V125H38ZM40 127H41V125H40ZM42 127H43V126H42ZM44 127H45V126H44ZM49 127H50V126H49ZM49 127H48V128H49ZM58 127H59V126H58ZM67 127H68V126H67ZM67 127H66V128H67ZM69 127H70V126H69ZM87 127H89V126L87 125ZM117 127H118V126H117ZM122 127H123V126H122ZM152 127H153V126H152ZM178 127H179V126H178ZM180 127H181V126H180ZM180 127H179V128H180ZM189 127H190V126H189ZM197 127H198V125H197ZM257 127H259V125L256 126V129H257ZM7 128H8V127H7ZM7 128H6V130H7ZM16 128H15V129H16ZM23 128H25V126L22 127V128H20V129L24 130ZM31 128H32V127H31ZM51 128L53 129V127H51ZM61 128H62V127H61ZM61 128H60V130H63V128H65V127L63 126V128H62V129H61ZM85 128H86V127H85ZM90 128H93V127H90ZM110 128H111V127H110ZM127 128H128V127H127ZM155 128H156V126H155ZM167 128H169V127H167ZM170 128H171V127H170ZM172 128H173V127H172ZM176 128H177V127H176ZM179 128H178V130H179ZM191 128H192V127H191ZM191 128H189V129H190V131L192 132L193 129L191 130ZM215 128H216V127H215ZM8 129H9V128H8ZM11 129H12V128H11ZM15 129H14V130H15ZM56 129L59 130L58 128H56ZM69 129H70V128H69ZM72 129H73V128H71V130H72ZM76 129H77V128H76ZM83 129H84V128H83ZM86 129H87V128H86ZM86 129H84V130H86ZM118 129H119V128H118ZM120 129H121V127H120ZM122 129H123V128H122ZM129 129H131V128H129ZM132 129H133V128H132ZM132 129L129 130V131L131 132ZM164 129H166V128H164ZM174 129H175V127L173 128V130H174ZM183 129H184V128H182V130H183ZM187 129H188V128H186V131H187ZM189 129H188V130H189ZM198 129H201V128H198ZM210 129H211V127H210ZM1 130H2V126H1ZM1 130H0V131H1ZM4 130H5V129H4ZM9 130H10V129H9ZM14 130H12V131L14 132ZM17 130H18V129H17ZM17 130H16V131H17ZM45 130H46V128H45ZM54 130H55V129H54ZM54 130H53V131H54ZM57 130H55V131H57ZM123 130H124V129H123ZM127 130H128V129H127ZM141 130H142V129H141ZM153 130H154V128H153ZM161 130H162V129H161ZM170 130H171V129H170ZM173 130H172V131H173ZM196 130H197V129H196ZM212 130H213V129H212ZM225 130H223V131L225 132ZM257 130H258V129H257ZM20 131H21V130H20ZM25 131H26V130H25ZM25 131H23V133H24ZM28 131H29V130H28ZM64 131H65V130H64ZM80 131H82V130H80ZM88 131H89V130H88ZM90 131H92V130H90ZM112 131H113L112 134H114V128H113ZM112 131H111V132H112ZM117 131H118V130H117ZM120 131H121V130H120ZM120 131H119V132H120ZM133 131H134V130H133ZM137 131H138V130H137ZM146 131H147V130H145V134H149V135L151 134V133H146ZM155 131H156V130H155ZM175 131H176V132H175ZM175 131H174L175 134H177V130H176V129H175ZM180 131H181V129H180ZM184 131H185V130H184ZM184 131H182V133H184ZM199 131H200V130H198V132H199ZM208 131H209V130H208ZM213 131H215V130H213ZM244 131H245V130H244ZM260 131H261V130H260ZM260 131H259V132H260ZM7 132H8V130H7ZM17 132H18V131H17ZM48 132H49V129H48ZM51 132H52V131L50 130V133H51ZM58 132H59V131H58ZM119 132H118V133H119ZM135 132H136V131H135ZM141 132H142V131H141ZM141 132H140V133H141ZM143 132H144V131H143ZM149 132H150V130H149ZM160 132H161V131H160ZM167 132H168V131H167ZM167 132L165 133V137H168V136H166V135H167ZM198 132H197V133H198ZM203 132H204V131H203ZM216 132H217V131H216ZM224 132H222V133H224ZM257 132H258V131H257ZM257 132H256V134H259V133H257ZM262 132H263V131H261L260 133H262ZM0 133H1V132H0ZM19 133H20V132H19ZM19 133H18V134H19ZM23 133H21V134H23ZM29 133H30V132H29ZM46 133H47V132H46ZM54 133H55V132H54ZM60 133H61V132H60ZM63 133H64V132H63ZM63 133H62V134H63ZM66 133H68V132H66ZM74 133H75V132H74ZM89 133H90V132H89ZM89 133H87V134H89ZM118 133H117V135H115L117 139H118V136H119ZM121 133H122V132H121ZM126 133H127V132H126ZM132 133H134V132H131V134H132ZM156 133H157V132H156ZM163 133H164V132H163ZM170 133H171V132H170ZM199 133H200V132H199ZM206 133H208L207 130H206ZM217 133H220V132H217ZM225 133H226V132H225ZM2 134H3V131H2ZM2 134H0V135L2 136ZM4 134H5V133H4ZM12 134L15 135V133H12ZM21 134H20L19 136H21ZM26 134H27V132H26ZM26 134H24V136H25ZM30 134H31V133H30ZM123 134H124V133H123ZM123 134H122V135H123ZM131 134L129 133L128 135L131 136ZM137 134H139V133H137ZM153 134H154V133H153ZM153 134H152V135H153ZM175 134L173 133L172 135H175ZM184 134H185V133H184ZM184 134H183V135H184ZM186 134H187V133H186ZM190 134H191V133H190ZM193 134H194V133H193ZM202 134L204 135V133H202ZM256 134H255L256 137H260V136H261V135L257 136ZM7 135H8V134H7ZM14 135H12V136H13V138H12L13 141L16 140V138L14 139ZM63 135H64V134H63ZM66 135H67V134H65V136H66ZM73 135H74V134H73ZM85 135H86V134H85ZM89 135H90V134H89ZM91 135H92V134H91ZM128 135H127V136H128ZM135 135H136V134H135ZM135 135H134V136H135ZM187 135H189V134H187ZM199 135H200V134H199ZM199 135H198V136H199ZM205 135H206V137H205V136H204V137L207 138L208 135H207V134H205ZM263 135H264V133H263ZM1 136H0V137H1ZM5 136H6V135H5ZM15 136H16V135H15ZM19 136H16V137H19ZM27 136H29V135L27 134V135H26V138H27ZM47 136H49V135H47ZM51 136H53V135L51 134ZM51 136H50V137H51ZM58 136H59V133H58ZM61 136H62V135H61ZM68 136H69V134H68ZM124 136H126V135H124ZM134 136H133V138H134ZM139 136H140V135H139ZM154 136H156V135H154ZM161 136H162V135H161ZM169 136H170V135H169ZM176 136H178V134H177ZM184 136H186V135H184ZM191 136H192V135H191ZM193 136H194V135H193ZM201 136H202V135H201ZM201 136H199L198 139H200ZM215 136H216V135H214V140H216V139H215ZM217 136H218V135H217ZM246 136H247V137H246ZM3 137H4V135H3ZM62 137H63V136H62ZM66 137H67V136H66ZM66 137H65V138H66ZM70 137H71V136H70ZM74 137H77V135H74ZM90 137H91V136H90ZM119 137H120V136H119ZM163 137H164V136H163ZM165 137H164V138H165ZM171 137H173V136H171ZM180 137H181V136H180ZM182 137H183V136H182ZM186 137H188V136H186ZM209 137H212V136H209ZM20 138H21V137H20ZM58 138H59V137H58ZM58 138H57V139H58ZM60 138H61V137H60ZM60 138H59V139H60ZM65 138H64V139H65ZM78 138H81V137H78ZM88 138H89V137H88ZM135 138L138 139L139 137H135ZM154 138H155V137H153V140H154ZM173 138H174V137H173ZM189 138H190V137H189ZM189 138H188V139H189ZM201 138H203V137H201ZM4 139H5V137H4ZM29 139H30V137H29ZM46 139H48V142L46 141L45 144H47V143L49 144V143L53 142V140H51V139L48 138V137H47ZM52 139H55V138L52 137ZM59 139H58V141H59V142H62V141L59 140ZM67 139H69V138L67 137ZM72 139H73V138H72ZM89 139H91V138H89ZM113 139H114V138H113ZM125 139H126V137H125ZM125 139H123V140H125ZM128 139H129V138H128ZM128 139H127V140H128ZM131 139H132V138H131ZM143 139H144V137H143ZM150 139H151V138H150ZM157 139H158V138H157ZM166 139H167V138H166ZM171 139H172V138H171ZM175 139H176V138H174V140H175ZM198 139H197V144H198V141H199ZM212 139H213V138H212ZM219 139H220V138H219ZM229 139H230V138H229ZM262 139H263V138H262ZM2 140H3V139L1 138V141H2ZM8 140H9V139H8ZM10 140H11V139H10ZM21 140H22V139H21ZM21 140H19V141H21ZM26 140H27V139H26ZM26 140H24V141H26ZM49 140H50L51 142H50ZM62 140H63V138H62ZM87 140H88V139H87ZM107 140H108V139H107ZM123 140H122V142H124ZM155 140H156V138H155ZM155 140H154V141H155ZM159 140H160V139H159ZM161 140L163 141V139H161ZM164 140H165V139H164ZM167 140H168V139H167ZM167 140H166V141H167ZM177 140H178V139H177ZM180 140L183 141V140H185V138H183V139H182V138L179 139V142H180ZM191 140H192V139H191ZM193 140H194V138H193ZM200 140H201V139H200ZM202 140H204V139H202ZM206 140L208 141V138H207ZM217 140H218V139H217ZM220 140H222V139H220ZM3 141H4V140H3ZM13 141H12V142H13ZM28 141H29V140H27V144H28ZM30 141H31V140H30ZM32 141H33V140H32ZM55 141H56V140H55ZM63 141H64V140H63ZM67 141H70V139L67 140ZM71 141H74V140H71ZM78 141H79V140H78ZM80 141L83 142L84 140L81 139ZM100 141H101V142H100ZM103 141H104V140H103ZM111 141H112V140H111ZM113 141H114V140H113ZM117 141H118V140H117ZM151 141H152V140H150V143L152 144L154 141H152V142H151ZM168 141H169V140H168ZM168 141H167V142H168ZM189 141H190V139H189ZM207 141H206V142H207ZM4 142H5V141H4ZM4 142H3V143L1 142V144H4ZM6 142L8 143V141H6ZM6 142H5V143H6ZM14 142H15L16 144H19V143H17L16 141H14ZM14 142H13V144H14ZM21 142H22V141H21ZM56 142H57V141H56ZM56 142H53V144L56 143ZM74 142H75V141H74ZM84 142H85V141H84ZM90 142H91V141H90ZM90 142H89V143H90ZM122 142H121V144H123L124 147H125V146L127 145V143H125V142H129V141H125L124 143H122ZM131 142H132V144H133V142H135V141H131ZM142 142H144V140H143ZM170 142H173V140H170ZM192 142H193V141H192ZM194 142H195V141H194ZM202 142H203V141H202ZM214 142H216V141H214ZM214 142H213V144H212V143H211V144H212L213 146H214V145L217 146V143L214 144ZM224 142H225V140L223 141V143H224ZM229 142H230V140H229ZM257 142H258V141H257ZM257 142H256V143H257ZM261 142H263V141H261ZM25 143H26V142H25ZM30 143H31V145H33L32 142H30ZM30 143H29L28 145H30ZM33 143H34V142H33ZM63 143H64V142H63ZM68 143H69V142H67V144H68ZM77 143H78V142H77ZM77 143H75L76 146H77ZM80 143H81V142H80ZM86 143L88 144L87 141H86ZM92 143H93V142H92ZM102 143H103V142H102ZM106 143H107V142H106ZM111 143H112V142H111ZM117 143H118V142H116V144H117ZM136 143H137V142H136ZM138 143H139V142H138ZM161 143H163V142H161ZM161 143H160V146H162ZM183 143H185V142L183 141ZM186 143H187V142H186ZM190 143H191V142H190ZM190 143H189V144H190ZM199 143H201V142L199 141ZM208 143L210 144V142H208ZM218 143L221 144L220 142H218ZM223 143H222V144H223ZM226 143H227V141H226ZM230 143H231V142H230ZM11 144H12V143H11ZM11 144H10V145H11ZM16 144H15V146H16ZM27 144H26V146H27ZM43 144H44V143H43ZM45 144H44V148H46V147H45ZM56 144H57V143H56ZM60 144H61V143H60ZM60 144H59V145L57 144V147H60V146H61ZM72 144H73V142H72ZM83 144H85V143H83ZM83 144H81V145H83ZM108 144H109V143H108ZM125 144H126V145H125ZM132 144H131V145H132ZM153 144H154V143H153ZM155 144H156V143H155ZM155 144H154V145H155ZM164 144H165V142H164ZM164 144H163V145H164ZM166 144H168V143H166ZM166 144H165V145H166ZM172 144H174L173 146L175 147V145H176V140H175V142L172 143ZM187 144H188V143H187ZM191 144H196V143H191ZM209 144H208V145H209ZM211 144H210V145H211ZM219 144H218V145H219ZM227 144H228V143H227ZM232 144H233V143H232ZM257 144L259 145V143H257ZM260 144H261V143H260ZM6 145L9 146L8 148H9L10 150L14 147V145H13V147H12V146L10 147L9 143L6 144ZM6 145H5V146H6ZM31 145H30V146H31ZM40 145H41V144H40ZM50 145H52V144H50ZM65 145H66V144H65ZM93 145H91V147H92ZM103 145H104V144H103ZM111 145H113V146L116 148V146H115L114 144H111ZM119 145H120V144H119ZM133 145H135V144H133ZM145 145H146V144H145ZM170 145H171V143H170ZM179 145H180V147H181V146L183 147L185 144H184V145H183V144H179ZM201 145H204V144H201ZM205 145H206V144H205ZM230 145H231V144H230ZM42 146H43V145H42ZM46 146H47V145H46ZM104 146H105V145H104ZM139 146H140V145H139ZM152 146H153V145H152ZM152 146H151V147H152ZM171 146H172V145H171ZM197 146H198V145H197ZM219 146H220V145H219ZM227 146H228V145H226V147H227ZM260 146H261V145H260ZM262 146H263V144H262ZM16 147H17V146H16ZM18 147H19V146H18ZM20 147H21V145H20ZM22 147H23V146H22ZM49 147H50V146H49ZM64 147H67V146H64ZM64 147H62V148L64 149ZM71 147H73V146L71 145ZM82 147H84V146H82ZM86 147H87V145H86ZM89 147H90V146H89ZM91 147H90V150H92ZM102 147H103V146H101V148H102ZM105 147H108V146H105ZM122 147H123V146H122ZM126 147H127V146H126ZM133 147H135V146H133ZM148 147H149V145H148ZM154 147H155V146H154ZM182 147H181V148H182ZM185 147H186V145H185ZM187 147H188V145H187ZM187 147H186V148H182V149H188L189 147H188V148H187ZM190 147H191V146H190ZM195 147H196V145H195ZM198 147H199V148H198ZM198 147H196V148H198V150H196V153H198L197 151H199V149H200L201 146H198ZM202 147H203V146H202ZM217 147H218V146H217ZM221 147H222V145H221ZM221 147H220V151L224 152V151L221 150V149H222V148L224 149L225 147H222V148H221ZM258 147H259V146H258ZM1 148H2V146H1ZM6 148H7V146H6ZM8 148L5 149V151H6V150L9 151ZM14 148H15V147H14ZM14 148H13V150H14ZM24 148H25V145H24ZM42 148H43V147H42ZM51 148H52V147H51ZM54 148H56V147H54ZM92 148H93V147H92ZM101 148H100V150H102ZM115 148H114V149H115ZM118 148H119V147H118ZM129 148H131V147L126 148L125 151H126V152H129V154L131 155V153H130L131 151L127 150V149H129ZM136 148H137V146H136ZM136 148H134V149H136ZM146 148H147V147H146ZM152 148H153V147H152ZM155 148H156V147H155ZM159 148H160V147H159ZM161 148H162V147H161ZM167 148L171 149L172 147L170 148V147L167 146ZM167 148H165V149H167ZM176 148H177V146H176ZM181 148L178 147L177 150H181ZM205 148H209V149H210V147H207V146H205ZM211 148H212V146H211ZM215 148H216V147H215ZM218 148H219V147H218ZM15 149H17V148H15ZM21 149H22V148H21ZM60 149H61V148H59V149H57V150H60ZM63 149H62V150H63ZM71 149H73V148H71ZM84 149H85V148H84ZM95 149H94V150H95ZM104 149L107 150V148H104ZM109 149H110V148H109ZM114 149H112V150H110V151H114L115 153H114V152H113V153H114L115 156H116L117 154H116V151H115ZM119 149H120V148H119ZM119 149H118V150H119ZM201 149H202V148H201ZM201 149H200V150H201ZM226 149H227V148H226ZM228 149H229V148H228ZM1 150H3V148H2ZM1 150H0V151H1ZM19 150H20V149H19ZM22 150H24V149H22ZM25 150H26V149H25ZM43 150H45V153H46V149H43ZM57 150H56V151H57ZM62 150H61V151H62ZM64 150H65V149H64ZM105 150H104V152H105ZM116 150H117V148H116ZM121 150H122V149H121ZM121 150H120V151H121ZM140 150H141V149H140ZM146 150H147V149H146ZM148 150H149V149H148ZM148 150H147V151H148ZM158 150H159V149H158ZM172 150H173V149H172ZM175 150H176V149H175ZM189 150H190V149H188L187 151L189 152ZM212 150H214V148H213ZM217 150H219V149H216V151H217ZM260 150L262 151V150H264V148L262 149V148L260 147ZM8 151H7V153H6V152H5V153L8 154ZM15 151H16V150H15ZM82 151H83V150H82ZM87 151H88V150H87ZM87 151H86V152H87ZM95 151H96V150H95ZM110 151H109V152H110ZM132 151H134V150H132ZM149 151L151 152V151H155V150H153V149L151 150V148H150ZM149 151H148V153H149ZM163 151H164V150H163ZM163 151H161L160 153L164 154ZM166 151H169V150H166ZM181 151H182V150H181ZM185 151H186V150H185ZM187 151H186V152H187ZM207 151H209V150H206L205 152H207ZM220 151H219V152L217 151V152H215V153H212V151H210V152L214 155V154H216V153H220ZM256 151H258V150H256ZM256 151H255V153H256ZM1 152H2V151H1ZM1 152H0V153H1ZM3 152H4V151H3ZM9 152H10V151H9ZM17 152H18V151H16V153H17ZM64 152H65V151H64ZM89 152H90V151H88L87 153H89ZM91 152H92V151H91ZM98 152H99V151H97V152H92V153H96V155H97ZM118 152H119V151H118ZM121 152H122V151H121ZM135 152H136V151H135ZM142 152H144V150H143ZM156 152H157V151H156ZM188 152H187V153H188ZM192 152H194V151H192ZM200 152H202V151H200ZM200 152H199V154H200ZM262 152H263V151H262ZM14 153H15V152H14ZM31 153H32V151H31ZM31 153H30V155H31ZM54 153H55V151H54ZM58 153H59V152H58ZM66 153H67V149H66V152H65V153H63V151H62V154H66ZM69 153H70V152H69ZM75 153H76V151L74 152V154H75ZM79 153H80V152H79ZM79 153H78V156H79ZM82 153H83V152H82ZM101 153H102V152H101ZM106 153H107V152H106ZM110 153H112V152H110ZM119 153H120V152H119ZM122 153L124 154V152H122ZM137 153H139V152H137ZM152 153L156 154L155 152H152ZM157 153H159V152H157ZM171 153H174V152H171ZM196 153H195V154H196ZM211 153H209V154H211ZM260 153H261V152H260ZM1 154H2V153H1ZM18 154H20V153L18 152ZM32 154L35 155V152L32 153ZM39 154H40V153H39ZM51 154H52V153H51ZM60 154H61V153H60ZM62 154H61V155H62ZM103 154H105V153H102L101 155H103ZM127 154H128V153H127ZM150 154H151V153H149V155H150ZM169 154H170V151H169ZM183 154H184V153L182 152V155H183ZM189 154H191V153L189 152ZM206 154H208V152H207ZM206 154H205V155H206ZM257 154H258V153H257ZM13 155H14V154H13ZM20 155H21V154H20ZM22 155H23V154H22ZM30 155H29V156H30ZM33 155L31 156V158L34 157ZM54 155H55V154H54ZM66 155H67V154H66ZM70 155H71V153H70ZM72 155H73V154H72ZM93 155H94V154H93ZM98 155H99V154H98ZM98 155H97V156H98ZM111 155H112V154H111ZM125 155H126V153H125ZM180 155H181V154H180ZM191 155H192V154H191ZM191 155H190V156H191ZM205 155H204V156H205ZM253 155L255 156V154H253V153L250 154L251 158L254 157ZM15 156H17V154H16ZM46 156H49V155H46ZM50 156H51V155H50ZM55 156H57V155H55ZM58 156H59V155H58ZM75 156H76V155H75ZM78 156H77V158H79ZM80 156H81V153H80ZM94 156H95V155H94ZM97 156H95V157H97ZM119 156H121V155L119 154ZM133 156H134V155H133ZM155 156H156V155H155ZM165 156H167V155H166V154H165L164 156L162 155V157H164V158H165ZM172 156H173V155H172ZM172 156H171V157H172ZM183 156H184V155H183ZM185 156H187L186 153H185ZM188 156H189V155H188ZM188 156H187V158L190 157V156H189V157H188ZM196 156H200V155H196ZM201 156H202V155H201ZM201 156H200V157H201ZM208 156H210V155H208ZM208 156H206V157L209 159ZM214 156H215V155H214ZM218 156H219V154H218ZM261 156H263V155H261ZM261 156H258V157H261ZM7 157H8V156H7ZM20 157H22V156H20ZM20 157H19V158H20ZM63 157H64L63 155H62V157H59V160H60V158H61V161H62V160H63ZM70 157H72V156H70ZM106 157H107V156H106ZM106 157L103 155V160H102L101 162H103V161L106 162L107 160H104ZM109 157H110V156H109ZM111 157H112V156H111ZM122 157H124V156L122 155L121 158H122ZM127 157L129 158V156H127ZM127 157H126V158H127ZM131 157H132V156H130V158H131ZM135 157H137V156L135 155ZM135 157H134V158H135ZM146 157H147V152H146ZM148 157H149V156H148ZM168 157H170V156H168ZM191 157H192V156H191ZM194 157H195V156H194ZM216 157H217V156H216ZM216 157H215V158H216ZM238 157H239V156H238ZM263 157H264V156H263ZM263 157H262V159H261V158L257 159V157H256V159L254 158V159L256 160V161H254V163L257 162V163L261 164L262 167H264L263 164H262V163H263L262 160H264ZM10 158H11V155H10V157H9L8 159H10ZM14 158H15V157H14ZM31 158H29V159L31 160ZM34 158H35V157H34ZM34 158H32V160H33ZM47 158H48V157H47ZM65 158H66V157H65ZM73 158H74V157H73ZM81 158H82V157H81ZM99 158L101 159L102 157L99 156ZM128 158H127V159H128ZM149 158H150V157H149ZM151 158H154V157H151ZM198 158H199V157H198ZM210 158H212V157L210 156ZM241 158H243V157H241ZM246 158H249V156L246 157ZM251 158H249V159H251ZM12 159H13V158H12ZM12 159H10V161H11ZM17 159H18V158H17ZM51 159H52V158H51ZM51 159L49 158L48 160L50 161V163H51V165H52V162H54V161L51 162ZM66 159H68V155H67V158H66ZM69 159H70V160H68V161H71V160H72L71 158H69ZM75 159H76V157H75ZM75 159H73V161H74ZM90 159H92V158H90ZM93 159H94V158H93ZM108 159L110 160V158H108ZM114 159L116 160V158H114ZM123 159H124V158H123ZM127 159L124 160L125 163L127 162ZM139 159H141V158H139ZM139 159H138V160H139ZM147 159H148V158H147ZM157 159H158V157H157ZM159 159H161V158L159 157ZM168 159H169V158H168ZM171 159H172V158H171ZM191 159H192V158H191ZM194 159H196V158H194ZM201 159H202V157H201ZM203 159H205V157H203ZM203 159H202V162H201V163H203ZM237 159H239V160H237ZM260 159H261V160H260ZM15 160H16V159H15ZM32 160H31V161H32ZM48 160H47V161H48ZM52 160H53V159H52ZM79 160L81 161L82 159H79ZM79 160H78V161H79ZM94 160H95V159H94ZM128 160H129V159H128ZM134 160H135V159H134ZM163 160H164V159H163ZM169 160H170V159H169ZM182 160H184V158H183ZM187 160H188V159H187ZM218 160H219V159H218ZM12 161H13V160H12ZM18 161H19V159H18ZM18 161H16V162L14 161V163H17V164H18V163H19ZM34 161L36 162L35 159H34ZM34 161H32V163H33ZM61 161H59V163H61ZM64 161H65V160H64ZM64 161H63V164H64ZM75 161H76V160H75ZM78 161H77V163H78ZM88 161H89V160L87 159L86 164H87ZM92 161H93V160H92ZM92 161H91V162H92ZM111 161H112V160H111ZM124 161H123V162H124ZM140 161H141V160H140ZM140 161H138V163H140ZM171 161H172V160H171ZM200 161H201V160H200ZM206 161H207V160H206ZM211 161H212V160H211ZM55 162H56V161H55ZM57 162H58V161H57ZM57 162H56V163H57ZM65 162H66V161H65ZM84 162H85V159H84ZM99 162H100V161H98V163H99ZM112 162L114 163V161H112ZM121 162H122V161H121ZM129 162H131V161L129 160ZM136 162H137V161H136ZM142 162H143V161H142ZM142 162H141V164L143 165L144 162H143V163H142ZM156 162H158V161L156 160ZM159 162H160V161H159ZM159 162H158V165H160V167H162V166L165 165V164L163 163V165L161 166V164H160ZM167 162L170 163V164H168ZM173 162H174V160H173ZM177 162L179 163V161H177ZM187 162H189V160H188ZM190 162L192 163V162H197V161H195V160L191 161V160H190ZM208 162H209V161H208ZM215 162H214V165H215ZM251 162H252V161H251ZM5 163H6V162H5ZM9 163H10V162H9ZM12 163H13V162H12ZM28 163L30 164L31 162L28 161ZM36 163H37V162H36ZM36 163H34V165H33V166L31 165V166H32L33 168H36V167H34V166L37 165ZM38 163H39V162H38ZM48 163H49V162H47V164H48ZM50 163H49V165H50ZM68 163H70V162H68ZM72 163H73V162H71L70 165H71ZM75 163H76V162H75ZM77 163H76V165H77ZM88 163H89V162H88ZM93 163H97V160H96L95 162H93ZM98 163H97V164H98ZM119 163H120V162H119ZM125 163H124V164H125ZM133 163H135V162H133ZM146 163H147V162H146ZM165 163L168 164L169 166L172 164V163L169 162L168 160L165 161ZM174 163H175V162H174ZM174 163H173V165H175ZM182 163H184V162H182ZM191 163H190L189 165H191ZM205 163H206V162H205ZM209 163H211V162H209ZM248 163H250V162H247L246 164H248ZM257 163H256V164H257ZM44 164H45V163H44ZM53 164H55V163H53ZM66 164H67V163H66ZM66 164L62 165V163H61V165H62L63 167H64ZM80 164H81V168H82V166L85 165V164L82 165V163H79V164H78V167H79ZM99 164H100V163H99ZM101 164H102V163H101ZM105 164H107V163H105ZM105 164H104V165H105ZM109 164H110V163H109ZM117 164H118V162H117ZM127 164H128V163H127ZM151 164H152V163H150V167H151ZM153 164L156 165L157 163H156V164L153 163ZM153 164H152V165H153ZM180 164H181V163H179V165H180ZM185 164H187V163H185ZM192 164H193V163H192ZM194 164H195V163H194ZM196 164H197V163H196ZM198 164H199V163H198ZM203 164H204V163H203ZM207 164H208V163H207ZM218 164L216 165L217 167H218ZM252 164H253V162H252ZM15 165H16V164H15ZM27 165H28V164H27ZM51 165L49 166V168H51ZM56 165L58 166V164H55V166H56ZM59 165H60V164H59ZM70 165H69V166L67 165V168H68V169H69ZM93 165H95V164H93ZM93 165H92V166H93ZM129 165L131 166V165H133V164H129ZM135 165H136V164H135ZM135 165H133L132 168H133ZM137 165H138V164H137ZM137 165H136V166H137ZM158 165H156V166H157V168H156L157 170H158ZM204 165H206V164H204ZM248 165H250V164H248ZM253 165H254V164H253ZM29 166H30V165H29ZM45 166H46V165H45ZM55 166H54V167H55ZM62 166H61V167H62ZM73 166H75V165H73ZM96 166H99V167H100L101 165H96ZM96 166H93V167H96ZM105 166H107V165H105ZM112 166H114V165H111V168H112ZM115 166H116V165H115ZM117 166H118V165H117ZM117 166H116V167H117ZM121 166H123V164H121ZM127 166H128V165H127ZM144 166H145V165H144ZM169 166H168V167H169ZM171 166H172V165H171ZM181 166H182V165H181ZM181 166H180V169H178V171H179V170H182V169H183L182 167H183V166H186V165H183L182 167H181ZM191 166H192V165H191ZM194 166H195V165H194ZM201 166H202V165H201ZM206 166H207V165H206ZM208 166H210V165L208 164ZM32 167H31L30 170H28V171H31ZM54 167H53V168H54ZM58 167H59V166H58ZM58 167H57V168H58ZM65 167H66V166H65ZM75 167H76V166H75ZM90 167H91V166H90ZM99 167H98V168H99ZM116 167H114V169H116ZM128 167H129V166H128ZM139 167H142V166H139ZM148 167H149V166H148ZM150 167H149V168H150ZM165 167H167V166H165ZM168 167H167V168H168ZM197 167H198V166H197ZM197 167H195L196 170H197ZM204 167H205V166H203V168H204ZM247 167H248V166H247ZM254 167L256 168V165H254L253 168H254ZM259 167H260V166H259ZM262 167H261V168H262ZM7 168H8V167H7ZM14 168H15V167H14ZM16 168H17V167H16ZM27 168H28V167H27ZM46 168H47V167H46ZM46 168H45V170H47ZM55 168H56V167H55ZM55 168H54V169H55ZM59 168H60V167H59ZM59 168H58V169H59ZM81 168H80V169H81ZM84 168H85V167H84ZM84 168H83V169H84ZM96 168H97V167H96ZM108 168H109V166H108ZM111 168H110V169H111ZM118 168H120V166H118ZM130 168H131V167H130ZM135 168H136V167H135ZM135 168H134V170H136ZM153 168H154V167H153ZM172 168H173V167H172ZM175 168H176V166H175ZM184 168H186V167H184ZM193 168H194V167H193ZM201 168H202V167H201ZM213 168H214V172H212V173H209V170H211V168H210V167H209V169L207 168V169H208V172L206 171V172H207L206 174H209V176H210V174H211V175H214L213 173H215L218 169H216V171H215V167H213ZM12 169H13V168H12ZM28 169H29V168H28ZM68 169H67V170H68ZM75 169H76V168H75ZM75 169H74V170H75ZM80 169H79V170H80ZM83 169H82V170H83ZM87 169H88V165H87ZM90 169H91V168H90ZM100 169H101V168H100ZM122 169H123V168H122ZM122 169H121V171H122ZM125 169H126V167H125ZM127 169H128V168H127ZM138 169H139V168H138ZM145 169H146V168L142 169V170H143V171H142L143 173H144V170H145ZM156 169H154V170L157 171ZM159 169H160V168H159ZM161 169L164 170L163 167H162ZM161 169H160V170H161ZM169 169H170V168H169ZM13 170H14V169H13ZM45 170H44V171H45ZM72 170H73V169H72ZM91 170H92V169H91ZM98 170H99V169H98ZM116 170H117V169H116ZM134 170H133V171H134ZM139 170H140V171H138V170H137V171H138V174L140 175L139 172H141V169H139ZM152 170H153V169H152ZM160 170H159V171H160ZM170 170H171V169H170ZM185 170H186V169H185ZM191 170H192V169H190V171H191ZM199 170H200V168H199ZM205 170H206V168L203 169V171H205ZM212 170H213V169H212ZM220 170H218V171H220ZM263 170H264V168H263ZM263 170H259V168H258V171H259V172H257V173H260V171H263ZM14 171H15V170H14ZM49 171L51 172L52 169L49 170ZM49 171H47V172H49ZM65 171H66V170H65ZM95 171H96V170H95ZM102 171H103V170H102ZM117 171H119V170H117ZM117 171H116V172H117ZM121 171H120V172H121ZM137 171H136V173H137ZM148 171H149V170H148ZM159 171H158V172H159ZM166 171H168V170H166ZM172 171L175 172L174 169H173ZM178 171H177V174L179 175L180 172L178 173ZM183 171H184V170H183ZM190 171H189V173H190ZM192 171H195V170H192ZM203 171H202V174L204 173ZM41 172H43V171L41 170V171H39V173H38V171H37V175L40 174ZM53 172H55V171H53ZM58 172H59V171H58ZM62 172H63V170H62ZM67 172H68V171H67ZM69 172H72L71 169H70ZM97 172L99 173V172H101V171H97ZM97 172H95L96 175L98 174ZM109 172H110V170H109ZM111 172H114V171L111 170ZM116 172H115V173H116ZM134 172H135V171H134ZM162 172H164V171H162ZM169 172H170V171H169ZM185 172H186V171H185ZM43 173H46V171L43 172ZM55 173L57 174V171H56ZM55 173H54V174H55ZM59 173H60V172H59ZM59 173H58V174H59ZM65 173H66V172H64V174H65ZM79 173H80V172H79ZM81 173H82V172H81ZM83 173L85 174V171H84ZM117 173L119 174V172H117ZM124 173H125V171H124ZM124 173H123V175H121L122 178H123V176H124ZM131 173H132V171H131ZM136 173H135V174H136ZM156 173H157V172H156ZM171 173H172V172H171ZM191 173H192V172H191ZM195 173H197V172H195ZM198 173H199V172H198ZM198 173H197V174H198ZM263 173H264V172H263ZM34 174H35V173H34ZM34 174H33V176H34ZM51 174H53V173L51 172ZM56 174H55V176H57ZM67 174H70V173H67ZM71 174H72V173H71ZM89 174H91V173H89ZM111 174H112V173H111ZM113 174H114V173H113ZM118 174H117V175H118ZM120 174H122V173H120ZM120 174L118 175V176H119V181H120ZM127 174H128V173H127ZM144 174H145V173H144ZM161 174H164L163 176H164V178H165V173H161ZM161 174H158V175L162 176ZM177 174H175V175H177ZM206 174H205V175H206ZM216 174H217V173H216ZM220 174H221V173H220ZM41 175H42V173H41ZM47 175H49V173H48V174L46 173V175H45L46 178H48ZM61 175H63V174H59L57 177H60ZM82 175H83V174H81L80 176H82ZM141 175H142V174H141ZM147 175H148V174H147ZM166 175H167V172H166ZM180 175H181V173H180ZM185 175H186V174H185ZM185 175H184V176H185ZM191 175L193 176V174H191ZM194 175H196V174H194ZM217 175L219 176V174H217ZM225 175H226V174H225ZM227 175H228V177L224 178L225 176L221 174V177L224 176V177L222 178L223 180H225V182H223V183H224V186H227L228 183H230V182H228V183L226 182V181H229V176H230L229 173H227ZM237 175H238V174H237ZM237 175H236V176H237ZM245 175H246V174H245ZM245 175H244V176H245ZM260 175H261V174H259V176H260ZM262 175H263V174H262ZM15 176H16V175H15ZM15 176H13V177H15ZM49 176H50V175H49ZM53 176H54V175H53ZM55 176H54V178H55ZM64 176H65V175H64ZM70 176H71V175H70ZM76 176H77V175H76ZM78 176H79V175H78ZM86 176H87V174H86ZM89 176H91V175H89ZM89 176H88V177H89ZM125 176H126V175H125ZM125 176H124V177H125ZM135 176H136V175H135ZM137 176H138V175H137ZM137 176H136V177H137ZM160 176H159V178L157 177V178H158V182H159V180H160ZM206 176L208 177V175H206ZM236 176H232V177L234 178V181L237 180V177H236ZM244 176H242V177H244ZM263 176H264V175H263ZM20 177H21V176H20ZM72 177H73V175H72ZM106 177H107V176H106ZM113 177H114V176H113ZM126 177H128V175H127ZM136 177H135V178H136ZM143 177H144V176H142V180H144ZM147 177H151L150 174H149ZM167 177H168V180H169V176H167ZM167 177H166V178H167ZM174 177H175V176H174ZM174 177H173V180H174ZM177 177H178V176H177ZM179 177H180V176H179ZM181 177H182V176H181ZM188 177L190 178L191 176L188 175ZM193 177H194V176H193ZM193 177H192V178H193ZM195 177L197 178L198 176H195ZM199 177H200V176H199ZM203 177H204V175H203ZM203 177H202V180H203ZM214 177H215V175L213 176V180H212L211 177H208L207 180L209 181V178H211V180H212L213 183H214V182L216 181ZM216 177H217V176H216ZM235 177H236V178H235ZM245 177H247V176H245ZM245 177H244V178H245ZM21 178H22V177H21ZM28 178H31V177L28 176ZM43 178H44V176H43ZM63 178H64V177H63ZM70 178H71V177H70ZM70 178H69V176H68V178H64V180H62V181H63V182H62V181H61V177H60L59 182L61 181L62 183H64V182H66L67 180H70ZM76 178H77V177H76ZM80 178H81V177H80ZM82 178H83V177H82ZM94 178H97V176L94 177ZM117 178H118V177H117ZM129 178H130V180H131L132 175H131V177H129ZM129 178H128V180H129ZM137 178H138V177H137ZM140 178H141V177H140ZM140 178H138V180H140ZM153 178H154V176H153ZM153 178H152V180H153ZM157 178H156V180H157ZM170 178H171V177H170ZM200 178H201V177H200ZM244 178H243V180H244ZM11 180L14 181L15 178H14V180H13V178H11ZM20 180H21V179H18L17 182L21 183ZM34 180H35V178H34ZM37 180H38V178L36 177V181H37ZM65 180H66V181H65ZM92 180H93V178H92ZM114 180H116V178H114ZM114 180H113V182H114ZM123 180H124V178H123ZM123 180H122V181H123ZM133 180H134V177H133ZM138 180H137V181H138ZM150 180H151V178H150ZM152 180H151V181H148V178H147L148 183H149V182H150V183L154 182L155 178H154L153 181H152ZM175 180H176V177H175ZM183 180H184V178H183ZM183 180H182V183H183ZM194 180H195V178H194ZM205 180H206V177H205ZM211 180H210V181H211ZM214 180H215V181H214ZM219 180H221L220 177H219ZM223 180H221V181H223ZM230 180H231V178H230ZM240 180H241V177L239 178V181H240ZM243 180H242V181H243ZM245 180H246V178H245ZM260 180H261V181H260ZM262 180H263V178H259V182H260V183H262ZM12 181H11V182H12ZM21 181H22V180H21ZM40 181H41V180H39V182H40ZM47 181H48V180H47ZM53 181H54V184H53V182H52V180H51L52 184L56 187L55 182H57V181H56V180H53ZM71 181H72V180H71ZM78 181H80V180H78ZM93 181H94V180H93ZM134 181H135V180H134ZM147 181H146V178H145L144 183L146 184ZM170 181H172V178H171ZM180 181H181V180H180ZM180 181H179V182H180ZM189 181H190V183H191V180H189ZM198 181H199V180H198ZM242 181H241V182H242ZM247 181H248V180H247ZM263 181H264V180H263ZM22 182H23V181H22ZM25 182H26V181H24V183H25ZM28 182H29V181H28ZM49 182H50V181H49ZM59 182L56 183V184H59ZM61 182H60V183H61ZM69 182H70V181H69ZM72 182H73V184L75 185V183H74V178H73V181H72ZM75 182H77V181H75ZM105 182H106V181H105ZM107 182H108V181H107ZM107 182H106V183H107ZM125 182L128 183L127 178H126ZM141 182H142V181L140 180V182H138V183L142 185L143 182H142V183H141ZM165 182H166V181H164V183H165ZM173 182H174V181H173ZM187 182H188V180L186 181V183H187ZM192 182H193V181H192ZM231 182L233 183V181H231ZM236 182H238V181H236ZM243 182H244L245 184L247 183V182H245V181H243ZM9 183H10V182H9ZM13 183H14V182H12V184H13ZM15 183H16V182H15ZM15 183H14V186H16ZM36 183H37V182H36ZM62 183H61V184H62ZM67 183H68V181H67ZM85 183H87V182H85ZM106 183H104V185H105ZM116 183H117V182H116ZM116 183H115V184H116ZM119 183H120V182H119ZM119 183H118V184H119ZM122 183H124V182H122ZM122 183H121V184H122ZM127 183H125V184L127 185ZM130 183H131V184H134V185L136 184L135 182L133 183V181L130 182ZM130 183H129V185H130ZM150 183H149L148 185H151ZM160 183H161V182H160ZM160 183H159V184H160ZM166 183L168 184L169 182L167 181ZM184 183H185V182H184ZM184 183H183V184H184ZM195 183H196V185H197L198 182H195ZM205 183H206V184H205V186H206V185H207V182H205ZM209 183H210V182H209ZM215 183L219 184V183H221V182H215ZM215 183H214L213 185L216 186ZM225 183H227V185H225ZM232 183H231V185H232ZM238 183H240V182H238ZM3 184H4V183H3ZM10 184H11V183H10ZM17 184H18V183H17ZM49 184H51V183H49ZM52 184H51V186H53ZM78 184H79V182H78ZM110 184H111V183H110ZM125 184H123V185H125ZM156 184L159 186L158 183H156ZM167 184H166V185H167ZM176 184H178V181H177ZM201 184H202V183H201ZM248 184H249V183H248ZM62 185H63V184H62ZM65 185H66V183H65ZM65 185H63V186H65ZM69 185H70V184H69ZM69 185H68V186H69ZM74 185H72V186L74 187ZM79 185H80V184H79ZM79 185H78V186H79ZM116 185H117V184H116ZM129 185H128V186H129ZM173 185H174V184H173ZM173 185H172V182H171V185H170L171 188H172ZM179 185H181V182H180ZM189 185L191 186L192 183L189 184ZM209 185H210V184H208V186H209ZM234 185H235V184H234ZM236 185H237V184H236ZM236 185H235L234 187H236ZM243 185H244V184H243ZM5 186H7V185H5ZM25 186H26V185H25ZM38 186H39V185H38ZM54 186H53V187H54ZM60 186H61V185H60ZM60 186L58 187L59 189H60ZM70 186H71V185H70ZM70 186H69V187H70ZM76 186H77V185H76ZM78 186H77V187H78ZM108 186H109V185H107V187H108ZM111 186H112V185H111ZM132 186H133V185H132ZM137 186H138V185H137ZM137 186H136V187H137ZM139 186H140V185H139ZM142 186H143V185H142ZM142 186H141V187H142ZM151 186L155 187L156 185H155V186H154V185H151ZM151 186H150V187H151ZM162 186H163V185H160L159 187H162ZM164 186H165V184H164ZM183 186H184V187H187V186H185V185H183ZM198 186H199V184H198ZM198 186H197V187H198ZM205 186L202 185L203 188H204ZM208 186L205 187V188H208ZM211 186H212V184H211ZM211 186H209L208 189H210ZM217 186H219V185H217ZM224 186H223V188H224ZM239 186H240V184H239ZM260 186L262 187V185H260ZM8 187H9V186H7V188H8ZM16 187H17V186H16ZM41 187H42V186H41ZM43 187H44V186H43ZM46 187H47V186H46ZM53 187H51V188H53ZM66 187H67V185H66L65 187H63V188L66 189ZM77 187H74V188L77 189ZM80 187H81V186H80ZM88 187L90 188V186H88ZM93 187H94V186H93ZM102 187H103V185H102ZM115 187H117V186H115ZM120 187H121V186H120ZM141 187H140V189H139L140 191L138 190L139 192H141V191H143V190L145 189V187L143 186L144 188H142V190H141ZM153 187H152L151 189H153ZM184 187H183V189H184ZM192 187H193V186H191V187H189V188H192ZM200 187H201V186H200ZM228 187H229V186H228ZM234 187H233V188H234ZM244 187H247V186H244ZM19 188H20V187H18V189H19ZM48 188H49V187H47V189H48ZM58 188H57V189H58ZM61 188H62V187H61ZM82 188H84L83 190H86V191H87V189H85V187H82ZM82 188H81V189H82ZM109 188H110V186H109ZM111 188H112V187H111ZM118 188H119V187H118ZM129 188H130V186H129ZM129 188L127 187V189H129ZM137 188H138V187H137ZM155 188H156V187H155ZM166 188H168V187H166ZM175 188H176V187H175ZM175 188H174V189H175ZM181 188H182V186H181ZM189 188H186V189H189ZM195 188H196V187H195ZM203 188H201V189H203ZM205 188H204V189H205ZM212 188H213V187H212ZM212 188H211L210 190H213V189H214V192H212L211 197H212V195H216V196H217V194L215 193V192H217V190H215L216 187L213 188V189H212ZM217 188H218V187H217ZM238 188H239V187H238ZM242 188H243V187H242ZM11 189H12V188H11ZM13 189H14V190H17V189H15V187H13ZM13 189H12L13 193H14V192L16 193V191H14ZM47 189H45V190H47ZM49 189H50V188H49ZM79 189H80V188H79ZM93 189H94V188H93ZM104 189H105V188H104ZM107 189H108V188H107ZM113 189H114V188H113ZM122 189H123V188H122ZM148 189H149V188H148ZM148 189H147V190H148ZM168 189H169V188H168ZM168 189H167V192H170V191L172 190V189H170V191H169ZM176 189H177V188H176ZM193 189H194V188H193ZM193 189H192V191H193ZM201 189H200V190H201ZM204 189L201 190V191H204ZM224 189H225V190L223 191V193H221V192H219V193L222 194L224 200L228 203V202L232 201V200H231V197H232V196H230V194L227 192V189H228V188L225 187ZM229 189L232 190V188H229ZM235 189H236V188H234L233 191H234ZM248 189H249V188H248ZM263 189H264V188H263ZM263 189H261V190L263 191ZM20 190H21V188H20ZM23 190H24V189H23ZM23 190H22V191H23ZM34 190H35V189H34ZM53 190H54V189H53ZM88 190H89V189H88ZM99 190H100V189H99ZM99 190H97V192H98ZM117 190H118V189H117ZM117 190H116V191H117ZM120 190H121V189H120ZM125 190H126V189H125ZM157 190H158V188L156 189V191H157ZM230 190H229V191H230ZM237 190H238V189H237ZM241 190H245V189L243 188V189H241ZM241 190H240V191H241ZM49 191L51 192V190H49ZM63 191H65V190L63 189ZM69 191H70V190H69ZM73 191H74V190H73ZM79 191H80V190H79ZM79 191L76 190V192H79ZM86 191H84V192H86ZM94 191H95V190H94ZM102 191H103V193H104V191H106V190H102ZM102 191H101V192H102ZM121 191H122V190H121ZM149 191H153V190H149ZM176 191H177V190H176ZM184 191L186 192V190H184ZM187 191H188V190H187ZM189 191H191V190H189ZM201 191H200V192H201ZM208 191H209V190H208ZM235 191H236V190H235ZM246 191H247V193H248L247 188H246ZM17 192H18V191H17ZM36 192H37V191H36ZM42 192H43V191H42ZM50 192H49V193H50ZM54 192H55V193H52V192H51V193L57 195V196H56L57 198H58V194L61 195V194L59 193V191H58V194H56V193H57L56 190H55ZM61 192H62V191H61ZM81 192H83V191H81ZM81 192H80V193H81ZM109 192L112 194L114 191H109ZM117 192H118V191H117ZM117 192H116V193H117ZM129 192H130V191H129ZM139 192H138V193H139ZM143 192H144V191H143ZM143 192H142V194H145V195H146V193H143ZM162 192H163V191H162ZM172 192H173V191H172ZM174 192H175V191H174ZM181 192H182V191H181ZM196 192H197V191H196ZM209 192H210V191H209ZM230 192H232V191H230ZM242 192H243V191H242ZM242 192H241V193H242ZM22 193L24 194V192H21V195H22ZM37 193H39V192H37ZM43 193H44V192H43ZM47 193H48V191H47ZM62 193H63V192H62ZM65 193H66V192H65ZM71 193H72V192H71ZM71 193H70V194H71ZM89 193L91 194V191H90V190H89ZM93 193H94V192H93ZM99 193H100V191H99ZM119 193H121V192L119 191ZM138 193H137V195H138ZM150 193H151V192H150ZM152 193H153V192H152ZM155 193H157V192H155ZM155 193H154V194H155ZM159 193H160V190H159ZM164 193H165V192H164ZM179 193H180V192H179ZM183 193H184V192H183ZM186 193H187V192H186ZM191 193H192V192H191ZM193 193H194V191H193ZM193 193H192V194H193ZM236 193H237V192H236ZM239 193H240V192H239ZM241 193H240V194H241ZM44 194H45V193H44ZM66 194H67V193H66ZM68 194H69V193H68ZM70 194H69V195H70ZM76 194H78V193H76ZM84 194H85V193H84ZM84 194H83V195H84ZM111 194H110V195H111ZM123 194H124V193H123ZM135 194H136V193H134V195H135ZM142 194L140 193L139 195H142ZM161 194H162V193H161ZM172 194H173V193H172ZM175 194H177V196H178V193H175ZM180 194H182V193H180ZM180 194H179V195H180ZM187 194L190 195L189 193H187ZM197 194H200V193L197 192ZM203 194H207V192H206V193H203ZM232 194H234V193H232ZM232 194H231V195H232ZM240 194H238V195L241 197ZM245 194H246V193H245ZM15 195H16V194H15ZM17 195H18V194H17ZM21 195H20L19 197L17 196L16 198H17V199H20V198H21ZM27 195H28V194H27ZM41 195H42V194H41ZM55 195H54V199H55ZM71 195H72V194H71ZM86 195H87V194H86ZM93 195H95V194H93ZM100 195H102V194H100ZM100 195H99V196H100ZM105 195H107V192H106L103 196H105ZM116 195H117V194H116ZM116 195H115V196H116ZM118 195H119V194H118ZM118 195H117V196H118ZM127 195H128V194H127ZM185 195H186V194H185ZM207 195H208V194H207ZM207 195H206V196H207ZM235 195H237V194H235ZM242 195H244V192H243ZM247 195L249 196V193L245 195V198L247 197ZM260 195H261V193H260ZM263 195H264V194H263ZM37 196H38V195H37ZM37 196H36V198H37ZM44 196L46 197L47 195L45 194ZM63 196H64V194H63ZM65 196H66V195H65ZM72 196H74V195H72ZM78 196H79V195H78ZM78 196H76V197H78ZM89 196L91 197V195H89ZM96 196H98V193H97ZM103 196H101V197H103ZM148 196H149V194H148ZM148 196H147V197H148ZM161 196H162V195H161ZM169 196H171V194H169L167 197L169 198ZM174 196H175V195H174ZM177 196H176L175 199H177ZM186 196H187V195H186ZM203 196H204V195H203ZM209 196H210V195H209ZM216 196H213V197H216ZM22 197H23V196H22ZM24 197H25V195H24ZM40 197L43 198L42 196H40ZM40 197H39V198H40ZM47 197H48V196H47ZM49 197H50V196H49ZM70 197H71V196H70ZM76 197H75V198L73 197V198H74V199H77ZM82 197H83V196L81 195V198H82ZM86 197H88V196H85L84 198H86ZM105 197H106V196H105ZM119 197H121V199H122V195H121V196L119 195ZM123 197H125V196H123ZM126 197H128V196H126ZM130 197H131V195H130ZM141 197L143 198V197H145V196L142 195ZM150 197H151V196H150ZM165 197H166V195H165ZM172 197H173V196H172ZM183 197H184V196H183ZM217 197H218V201H216V202H217V203H218V202H221V201H219L220 196H217ZM233 197H234V196H233ZM243 197H244V196H243ZM249 197H250V196H249ZM249 197H248V198H249ZM28 198H29V197H28ZM41 198H40V199H41ZM50 198H51V197H50ZM63 198H64V197H63ZM65 198H67V197H65ZM73 198L71 197V200H72V201L74 200ZM78 198L80 199V196H79ZM94 198H96V197H95V196H94V197L92 196L91 199H94ZM98 198H99V197H98ZM103 198H104V197H103ZM107 198H108V196L106 197V199H107ZM110 198H112V195L110 196ZM137 198H140V197H137ZM142 198H140V199H142ZM155 198H156V197H155ZM158 198H161V197L158 196ZM170 198H171V197H170ZM170 198H169V199H170ZM179 198H180V196H179ZM179 198H178L177 200H179ZM238 198H239V197H238ZM238 198H237V199H238ZM245 198H242V197H241L242 200L245 199ZM43 199H45V198H43ZM58 199H59V198H58ZM61 199H62V198L60 197V200H61ZM79 199H77L76 202H79V201H78ZM86 199H87V198H86ZM86 199H85V200H86ZM96 199H97V198H96ZM108 199H109V198H108ZM113 199H114V198H113ZM118 199H120V198H118ZM121 199H120V200H121ZM127 199H128V201H129V198H127ZM132 199H135V198H130V203L133 201ZM140 199H139V200H140ZM145 199H146V198H145ZM149 199H150V198H149ZM152 199H154V197H153ZM165 199H166V198H165ZM173 199H174V198H173ZM183 199H184V198H183ZM237 199H234V200L236 201ZM250 199H251V197H250ZM263 199H264V198H263ZM21 200H22V199H21ZM24 200H25V199H24ZM33 200H35V199H33ZM38 200H39V199H38ZM45 200H49V198H48V199H45ZM50 200H52V198H51ZM50 200H49V201H50ZM55 200H57V199H55ZM60 200H59V201H60ZM66 200H67V199H66ZM66 200H65V201H66ZM68 200H69V199H68ZM68 200H67V201H68ZM89 200H90V198H88L87 201H89ZM102 200H104V199H102ZM109 200H110V199H109ZM122 200H123V199H122ZM157 200H161V199H157ZM162 200H163V198H162ZM207 200H211V201L213 202V199H211V198H209V199H207ZM224 200H223V201H224ZM234 200H233V201H234ZM245 200H246V199H245ZM16 201H17V200H16ZM22 201H23V200H22ZM59 201H58V202H59ZM69 201H70V200H69ZM69 201H68V202H69ZM97 201H98V200H97ZM99 201H100V198H99ZM112 201H113V202H110V203H111V204L113 203V205H114V202L117 201V200H115V201L112 200ZM137 201H138V199H137ZM137 201H136V202H137ZM143 201H144V200H143ZM164 201H165V200H164ZM164 201H163V202H164ZM173 201L175 202L176 200H173ZM181 201H182V200H181ZM181 201H180V204H181ZM211 201H210V202H211ZM214 201H215V200H214ZM225 201H224V203H225ZM251 201H252V199H251ZM257 201H258V200H257ZM18 202H20V200H18ZM34 202H35V201H34ZM36 202H37V201H36ZM36 202H35V203H36ZM42 202H45V201H42ZM42 202H41V203H42ZM55 202H56V201H54V203H55ZM73 202H75V201H73ZM73 202L70 201L71 204H72ZM84 202H85V201H84ZM84 202H83V203H84ZM90 202H91V201H89V203H90ZM93 202H95V201H93ZM101 202H103V201H101ZM107 202H108V201H106V203H107ZM118 202H119V200H118ZM124 202H126V201L124 200ZM133 202H135V200H134ZM140 202H141V200H140ZM146 202H147V200H146ZM146 202H145V203H146ZM165 202H166V201H165ZM169 202L172 203V201H169ZM178 202H179V201H178ZM178 202H177V203H178ZM186 202H187V204L189 203L188 201H186ZM20 203H21V202H20ZM22 203H23V202H22ZM38 203H40V202H38ZM47 203H48V202H47ZM52 203H53V202H52ZM60 203H61V202H60ZM85 203H86V202H85ZM85 203H84V204H85ZM87 203H88V202H87ZM96 203H98V202H96ZM103 203H104V202H103ZM103 203H102V204H103ZM110 203H109V205H110ZM115 203H117V202H115ZM121 203H122V202H121ZM126 203H129V202H126ZM145 203L143 202V204H145ZM151 203H152V202H151ZM177 203H176V206H177ZM183 203H185V202H183ZM207 203L209 204V201H208ZM213 203H214V202H213ZM221 203H223V202H221ZM230 203H231L230 205L232 206V202H230ZM238 203H240V202H238ZM241 203H243V202H241ZM241 203H240V204H241ZM248 203H249V201H248ZM263 203H264V202H263ZM24 204H25V203H24ZM32 204H33V203H32ZM64 204H65V202H64ZM68 204H69V203H67V208H69V206H71V204H70V205H68ZM79 204H80V203H79ZM90 204H91V203H90ZM102 204H100L99 207H101ZM136 204H137V203H136ZM139 204H140V203H138V205H139ZM168 204H170V203H168ZM168 204H167V205H168ZM189 204H190V203H189ZM225 204H226V203H225ZM225 204H222V205L227 206V205H225ZM240 204H239L238 206H241V207H242V205H240ZM249 204H250V203H249ZM251 204H253V203H251ZM19 205L22 206V207L24 206V205H21V204H19ZM36 205H37V204H36ZM38 205H40V204H38ZM41 205H42V204H41ZM51 205H52V204H51ZM51 205L48 206V205L45 204V206H48V208H50ZM57 205H58V204H57ZM72 205H73V204H72ZM77 205H78V204H77ZM77 205H76V206H77ZM85 205H86V204H85ZM97 205H99V204H97ZM107 205H108V204H107ZM116 205L120 206L119 203L116 204ZM125 205H126V204H125ZM130 205L133 206L132 204H129V206H130ZM140 205H142V204H140ZM162 205H163V204H162ZM162 205H161V206H162ZM185 205H186V204H185ZM212 205H213V204H212ZM214 205H216V203H214ZM217 205H218V204H217ZM219 205H220V204H219ZM222 205H221V206H222ZM253 205H255V204H253ZM259 205H260V204H259ZM29 206H30V205H29ZM29 206H27L28 209L31 208V207H29ZM64 206H65V205H63L62 207H64ZM87 206H90V205L87 204ZM94 206H95V204H94ZM103 206H104V205H103ZM127 206H128V205H127ZM127 206H125V208H128ZM135 206H137V205H135ZM135 206H134V207H135ZM143 206H144V205H143ZM150 206H151V205H150ZM157 206H159V205H157ZM165 206H166V205H165ZM171 206H172V204H171ZM171 206H169V207H171ZM189 206H190V205H189ZM234 206L237 207V204H235ZM234 206H232V207H234ZM250 206H251V205H250ZM27 207H26V208L23 207V208H24V209H27ZM36 207H37V206H36ZM40 207L42 208V206H40ZM55 207H56V206H55ZM57 207H59V206H57ZM60 207H61V205H60ZM65 207H66V206H65ZM65 207H64V208H65ZM71 207H73V206H71ZM77 207H81V205H80V206L78 205ZM82 207H83V206H82ZM82 207H81V208H82ZM112 207H113V206H112ZM121 207H122V205L120 206V208H121ZM123 207H124V205H123ZM123 207H122V208H123ZM166 207H167V206H166ZM179 207H180V206H179ZM182 207H183V206H182ZM187 207H188V206H187ZM210 207H211V206H210ZM219 207H220V206H219ZM246 207H247V206H246ZM253 207H254V206H253ZM253 207H252V208H253ZM263 207H264V206H263ZM41 208H39L40 211H41ZM46 208H47V207H46ZM51 208H53V205H52ZM51 208H50V211L52 210ZM74 208H75V204H74L73 209H74ZM84 208H86V206H84ZM102 208H104V207H102ZM107 208H108V206H106V209H107ZM116 208H117V207H116ZM120 208H119V209H120ZM136 208H137V207H135V210H136ZM138 208H139V207H138ZM145 208H146V205H145ZM149 208H150V207H149ZM171 208H172V207H171ZM171 208L168 209V210H171ZM175 208H176V207H175ZM175 208H174V206H173V209H175ZM180 208H181V207H180ZM193 208H194V207H193ZM214 208H215V207H214ZM214 208L212 207V209H214ZM216 208H217V206H216ZM221 208H222V207H221ZM243 208H244V205H243ZM20 209H21V208H20ZM28 209H27V210H28ZM55 209H56V208H55ZM59 209H61V208H59ZM71 209H72V208H70V211H71ZM73 209H72V210H73ZM79 209H80V208H79ZM91 209H92V207H91ZM141 209H142V208H140V211H141ZM151 209H152V207H151ZM151 209H150V210H151ZM166 209H167V208H166ZM186 209H187V208H186ZM188 209H189V208H188ZM219 209H220V208H219ZM225 209H228V208H225ZM231 209H232V208L230 207V211H232V212H233V209L235 210V208H233L232 210H231ZM238 209H239V208H238ZM258 209H259V211H263L261 208H258ZM258 209H257V210H258ZM263 209H264V208H263ZM21 210H23V209H21ZM21 210H20V211H21ZM34 210H35V209H34ZM42 210H43V208H42ZM45 210H46L47 212H49L48 209H45ZM62 210H63V209H62ZM67 210H68V209H67ZM75 210H76V209H75ZM82 210H83V208H82ZM87 210L90 211L88 208H87ZM94 210H95V209H94ZM94 210H93V211H94ZM98 210H99V209L97 208V211H98ZM114 210H116V209L114 208ZM137 210H138V209H137ZM148 210H149V209H148ZM153 210H154V209H153ZM155 210H156V209H155ZM176 210H177V209H176ZM215 210H216V209H215ZM221 210H222V209H221ZM221 210H220V211L216 210V213H218V212L221 213ZM236 210H237V209H236ZM236 210H235V211H236ZM242 210H243V209H242ZM247 210L250 211V209H249L248 207H247ZM253 210H254V209H253ZM18 211H19V210H18ZM28 211H29V210H28ZM30 211H32V209H31ZM37 211H38V210H37ZM52 211H53V210H52ZM52 211H51V212H52ZM59 211H60V210H58V212H59ZM65 211H66V210H65ZM68 211H69V210H68ZM80 211H81V209H80ZM83 211H84V213L90 215V213H89L88 211L86 212V209L83 210ZM83 211H82L80 214H82ZM100 211H101V210H100ZM102 211H103V210H102ZM117 211H118V208H117ZM129 211H131V210L129 209ZM132 211H133V210H132ZM163 211H166V210H163ZM188 211H189V210H188ZM223 211H224V210H222V212H223ZM249 211H248V213L250 214ZM21 212H22V211H21ZM53 212H55V211H53ZM66 212H67V211H66ZM72 212H73V211H72ZM76 212H77V211H76ZM76 212H74V213H76ZM78 212H79V210H78ZM91 212H92V211H91ZM113 212H114V211L112 210V213H113ZM119 212H121V210H120ZM122 212H123V211H122ZM122 212H121V214H122ZM124 212H125V211H124ZM126 212H127V211H126ZM134 212H135V211H134ZM137 212H138V211H137ZM142 212H144V211L142 210ZM142 212H141V213H142ZM166 212H169V213H170V211H166ZM171 212H172V211H171ZM213 212H214V211H213ZM227 212H228V210H227ZM232 212L229 213V216H228V213H227L226 215L229 217V220H228V221H229V222L231 221L232 224L234 225V228L237 229L238 231H242V229L244 230L245 227H246L247 230H249L250 228H251V229L256 228V227H257V224H259V222L256 221V220H259V221L261 220L260 222H262V220L264 221V218H263L262 216H261V218L256 217V218H259V219L250 220V219H248V218H243V217H241V215H240L239 213H236V212H233V213H232ZM237 212H238V211H237ZM22 213L25 214L24 211H23ZM22 213H21V214H22ZM38 213H39V212H38ZM38 213H37V215H38ZM93 213H94V212H93ZM97 213H98V212H97ZM127 213H128V212H127ZM141 213L138 212L137 214H140V215H141ZM148 213H149V212L147 211V214H148ZM156 213H157V211H156ZM159 213H160V212H159ZM162 213H164V212H162ZM162 213H160L161 216H163ZM174 213H177V212H174ZM178 213H179V212H178ZM178 213H177V215H178ZM211 213H212V212H211ZM211 213H210V214H211ZM216 213H213V214H211V215H212V216H213V215L217 216ZM220 213H218V219H219V217L221 216ZM224 213H226V212L224 211ZM256 213H258V211H256ZM256 213H254V214H256ZM21 214H20V216H21ZM27 214H28V213H27ZM30 214H31V212L28 214V215H29V218H30ZM35 214H36V210H35ZM42 214H43V211H42ZM44 214H46V213H44ZM48 214L51 215L52 213H48ZM48 214H46V215H48ZM62 214H63V213H62ZM65 214H66V213H65ZM65 214H64V215H65ZM68 214H69V213H68ZM68 214H66V215H68ZM71 214H72V213H71ZM76 214H77V213H76ZM100 214H101V213L99 212V215H100ZM102 214H103L104 217H107L106 214H108V213H102ZM115 214H116V212H115ZM115 214H114V216H115ZM117 214H119V213H117ZM121 214H120V215H121ZM129 214H130V213H129ZM129 214H128V216H129ZM132 214H133V213H132ZM132 214H130V215H132ZM137 214H136V215H137ZM144 214H146V213H143L142 216H144ZM160 214H159V215H160ZM166 214H167V213H166ZM170 214H171V213H170ZM170 214H169V216H168L169 218H171V217H170V216H171ZM172 214H173V212H172ZM242 214H243V212H242ZM251 214H252V213H251ZM258 214H259V213H258ZM262 214H264V213H262ZM262 214H261V212H260V215H262ZM33 215H34V212H33ZM33 215H32V216H33ZM46 215H44V216H46ZM50 215H49V217H50ZM64 215H63V216H64ZM77 215H79V214H77ZM99 215H96V216H99ZM105 215H106V216H105ZM125 215H126V213H125ZM148 215L150 216L151 213H149ZM157 215H158V214H157ZM260 215H259V216H260ZM22 216H23V215H22ZM41 216H42L41 219H42V220H45V217H44V219H43V215H41ZM71 216H72V215H71ZM79 216H80V215H79ZM79 216H78V217H79ZM81 216H83V214H82ZM103 216H102V217L100 216V217L103 218ZM122 216H123V217H122ZM122 216H121L122 218L127 217V216H124V214H123ZM138 216H139V215H138ZM138 216H137V217H138ZM145 216H146V215H145ZM152 216H153V215H152ZM154 216H155V215H154ZM172 216H174V217H172V220L176 219V217H178V219H180V218H179V215L176 216V214H174V215H172ZM175 216H176V217H175ZM245 216H246V215H245ZM263 216H264V215H263ZM25 217H26V216H25ZM37 217L40 219V216H39V215H38ZM46 217H47V216H46ZM49 217H48V219H49ZM51 217H53V214L51 215ZM66 217H67L68 219H70V218H72L73 216H72V217H70V216H66ZM66 217H64V219H65ZM74 217H75V216H74ZM87 217H88V216H86L85 218H87ZM90 217H91V219H93L92 217H94V216H90ZM108 217H109V216H108ZM115 217H116V216H115ZM115 217H114L115 220H116L117 218H120L119 215L117 216V218H115ZM129 217H130V216H129ZM131 217H132V216H131ZM135 217H136V216H135ZM250 217H251V216H250ZM253 217H255V216H252V218H253ZM33 218H34V216H33ZM35 218H36V215H35ZM35 218H34V219H35ZM94 218H95V217H94ZM112 218H113V216H112ZM122 218H121V219H122ZM138 218H139V217H138ZM140 218H141V217H140ZM140 218H139V219H140ZM145 218H147L148 220H147V219H144V220H147V221L151 220V219H150L151 216H150V218H149V217H145ZM164 218H166V215H165ZM164 218H163L162 220H164ZM173 218H174V219H173ZM220 218H221V217H220ZM31 219H32V218H31ZM31 219H30V220H31ZM34 219H33V220H34ZM39 219H38V220L36 219V220L40 222L41 220H39ZM46 219H47V218H46ZM48 219H47V222H49ZM52 219H53V218H52ZM68 219H67V220H68ZM80 219H81V218H80ZM88 219H89V218H88ZM98 219H99V218H98ZM103 219H104V218H103ZM106 219H107V218H106ZM110 219H111V218H110ZM110 219H109V220H110ZM130 219H131V218H130ZM133 219H134V221H135L136 218H133ZM212 219H213V218H212ZM214 219H215V217H214ZM58 220H60V219H58ZM75 220H76V218H75ZM75 220H74V221H73V220H68V221H71L70 223H72V221H73V222H76ZM77 220H78V218H77ZM89 220H90V219H89ZM101 220H102V219H101ZM101 220H100V221H101ZM109 220H106V221H109ZM117 220H119V219H117ZM127 220H129V219H127ZM141 220H142V219H141ZM160 220H161V218H160ZM162 220H161V221H162ZM169 220H170V219H169ZM215 220H216V219H215ZM219 220L221 221L222 219H219ZM219 220H217V221H219ZM50 221L52 222L51 219H50ZM53 221H54V220H53ZM56 221H57V220L55 219L54 222H56ZM61 221H63V220H60V223H61ZM64 221H66V220H64ZM64 221H63V222H64ZM68 221H67V222H68ZM90 221H91V220H90ZM96 221H98V220H96ZM123 221H124V220H123ZM130 221H131V220H130ZM137 221H139V220H137ZM157 221H158V220H157ZM157 221H155V223H156ZM161 221H160V222H161ZM164 221H165V220H164ZM220 221H219V223H218L219 225L222 223V222L220 223ZM228 221H225L224 224L227 222L228 225L230 224V225H229V227H230V226H231V222L228 223ZM34 222H36V221H34ZM57 222L59 223V221H57ZM78 222L83 223V224L85 225V222H86V221H85V222H83V221H82V222H81V221H77L76 224H80V223H78ZM91 222H92V221H91ZM94 222H95V219H94ZM94 222H93V223H94ZM101 222H103V221H101ZM109 222H110V221H109ZM109 222H107L108 225H109ZM112 222H113V221H112ZM112 222H111V223H112ZM118 222L120 223V221H118ZM140 222H142V221H140ZM140 222H137V223H140ZM152 222H153L152 224H155L154 221H153V218H152ZM168 222H170V221H168ZM176 222H177V220H176ZM214 222H215V221H214ZM257 222H258V223H257ZM36 223H38V222H36ZM40 223L43 224V222H40ZM45 223H46V220H45ZM70 223H69V224H70ZM88 223H90V222H88ZM93 223H90V224L92 225ZM127 223H128V222H127ZM127 223H126V224H127ZM144 223H145V222H144ZM146 223H147V222H146ZM161 223H162V222H161ZM163 223H164V222H163ZM165 223H166V221H165ZM177 223H178V222H177ZM215 223H216V222H215ZM22 224H24V223H22ZM26 224H27V223H26ZM26 224H24V225H26ZM32 224H33V221H32ZM38 224H39V223H38ZM41 224L39 225L40 228H41V226H43V225H41ZM49 224H50V225H48V224L46 223V225H48V226L51 227V226H52L53 224H55V223H52V225H51V223L49 222ZM61 224H62V223H61ZM63 224H65V223H63ZM66 224H67V223H66ZM69 224L66 225V226H68V228H70V227H73V228H74V226H72V224H70L71 226L69 227ZM74 224H75V223H74ZM76 224H75V225H76ZM83 224H82V225H83ZM86 224H87V222H86ZM90 224H89V225H90ZM101 224H102V223H101ZM104 224H105V223H104ZM117 224H118V223H117ZM121 224H122V223H121ZM123 224H124V222H123ZM129 224H130V223H129ZM150 224H151V223H150ZM150 224H149V225H150ZM156 224L158 225V222H157ZM159 224H160V223H159ZM167 224H168V223H167ZM173 224H174V223H173ZM173 224L171 225V228H172V229H173V227H174ZM222 224H223V223H222ZM222 224H221V226L223 227ZM29 225L31 226L30 223L28 224V227H29ZM35 225H36V227H38L37 224H35ZM57 225H58V224H57ZM82 225H79V226L81 227ZM87 225H88V224H87ZM89 225H88V226H89ZM91 225H90V226H91ZM96 225H98L97 222H96ZM108 225H105V226H107V228H108ZM110 225H111V224H110ZM119 225H120V224H119ZM132 225H133V220H132ZM137 225H138V224H137ZM139 225L141 226V224H139ZM139 225L136 226V224H135V225H133V226H136V227L138 228ZM142 225H143V222H142ZM157 225H156V226H157ZM160 225H161V224H160ZM198 225H199V223H198ZM216 225H217V224H216ZM219 225H218V226H219ZM228 225L226 226V224H225V227H228ZM48 226H43V227H45V229H47V231L50 232V229L46 228V227H48ZM53 226L55 227L56 224L53 225ZM53 226H52V227H53ZM60 226H62V225H60ZM66 226L63 225V229H64V227H66ZM122 226H124V225H122ZM122 226H121V227H122ZM151 226H152V225H151ZM163 226H164V225H163ZM167 226H168V225H167ZM172 226H173V227H172ZM176 226H177V225H176ZM181 226H182V225H181ZM183 226H184V225H183ZM43 227H42V229H43ZM54 227H53V228H54ZM56 227H57V226H56ZM56 227H55V228H56ZM76 227H78V226H76ZM76 227H75V228H76ZM98 227H99V226H98ZM111 227H113V226H111ZM118 227H119V226L117 225V230H116V231H119L120 228H121V227H120L119 230H118ZM125 227H126V226H125ZM128 227H129V225H127V229H128ZM142 227H143V226H142ZM184 227H185V226H184ZM197 227H198V226H197ZM199 227H200V226H199ZM203 227H204V226H203ZM247 227H248L249 229H248ZM23 228L26 229L25 226H23ZM33 228H34V226H33ZM33 228H31V229H33ZM38 228H39V227H38ZM68 228H66V233H67V234H68V232H69V229H68ZM73 228H71V230H72ZM81 228H82V227H81ZM90 228H91V227H90ZM95 228H96V227H95ZM99 228H100V227H99ZM101 228L103 229V227H101ZM129 228H130V227H129ZM137 228H136V229H137ZM143 228H144V227H143ZM157 228H158V230H159V227H158V226H157ZM160 228H161V227H160ZM171 228H170V229H171ZM231 228H232V231H233V232H232V235H234V234H233V233H234L233 227H230V229H231ZM262 228H263V227H262ZM17 229H18V228H17ZM28 229H29V228H28ZM31 229H30L29 231H31ZM34 229H35V228H34ZM51 229H52V228H51ZM57 229H58V228H57ZM67 229H68V231H67ZM78 229H80V228L78 227ZM82 229H84V228H82ZM85 229H86V228H85ZM88 229H89V228H88ZM88 229H87V230H88ZM96 229H97V228H96ZM127 229H126V230H127ZM130 229L132 230V227H131ZM133 229H134V227H133ZM144 229H145V228H144ZM144 229H143V230H144ZM170 229H168V230L170 231ZM174 229H175V228H174ZM174 229H173V230H174ZM179 229H180V228H179ZM185 229H186V228H184V230H185ZM198 229H199V228H198ZM201 229H203V228H201ZM201 229H200V230H201ZM219 229H220V228H219ZM222 229H223V228H222ZM257 229H258V228H257ZM38 230H39V229H38ZM38 230H36V232H38V234H39V231H40V233H41L42 230H39V231H38ZM52 230H53V229H52ZM60 230H61V229H60ZM71 230H70V232H73V233L76 232V233H77V231H76L77 229H76L75 231H71ZM80 230H81V229H80ZM80 230H79V233H80ZM99 230H100V229H99ZM105 230H107L106 227H105ZM105 230H104V232H106ZM112 230H113V229H112ZM162 230H163V229H162ZM173 230H171V232H172ZM177 230H178V227H177L176 231H177ZM223 230H224V229H223ZM56 231H57V230H56ZM63 231H64V230H63ZM83 231H84V230H83ZM94 231L97 232V230H94ZM120 231H122V230H120ZM128 231H129V230H128ZM133 231L135 232V230H133ZM136 231H137V234H136L137 236H136V237H140L141 235L138 236V234H140L141 232L138 233V232H139L138 229H137ZM140 231H142V230H140ZM159 231H161V229H160ZM174 231H175V230H174ZM176 231H175V232H176ZM224 231H225V230H224ZM244 231H246V230H244ZM251 231H252V230H249V232H251ZM31 232H32V231H31ZM59 232H61V231H59ZM84 232H87V231H84ZM90 232L92 233V231H90ZM96 232H95V233H96ZM101 232H102V231H101ZM124 232H125V229H124ZM145 232H147V234H148L149 229H148V231L146 230ZM163 232L165 233L164 230H163ZM171 232H170L169 234H171ZM177 232H179V231H177ZM182 232H183V231H182ZM182 232H181V233H182ZM186 232H187V230H186ZM199 232H200V231L198 230V233H199ZM203 232H204V231H203ZM216 232H217V231H216ZM220 232H222V231H219V233H220ZM227 232H228V231H227ZM229 232H230V231H229ZM235 232H236V230H235ZM253 232H254V231H253ZM33 233H34V232H33ZM43 233H45L44 230H43ZM52 233H53V231H52ZM52 233H49V234L51 235ZM61 233H62V235H64V234L66 235V233H64V234H63V232H61ZM76 233H75V234H76ZM79 233H77V235L80 236ZM82 233H83V232H82ZM91 233H87V234H88L89 236H91V235H95L94 233H92V234H91ZM102 233H103V232H102ZM102 233H101V235H104V234H102ZM106 233H109V234H110V230H109V231L107 230ZM122 233H123V231H122ZM126 233H127V232H126ZM131 233H132V232H131ZM152 233H154V230H153ZM164 233H161V234H164ZM166 233H167V232H166ZM172 233H173V232H172ZM181 233H180V234H181ZM192 233H193V231H192ZM192 233L190 232V234H192ZM194 233H195V232H194ZM196 233H197V232H196ZM198 233H197V234H198ZM205 233H206V232H205ZM213 233H215V232H211V234H213ZM236 233H237V232H236ZM239 233H241V232H239ZM247 233H248V232H247ZM256 233H257V232H256ZM36 234H37V233H36ZM38 234H37V235H38ZM45 234H46V233H45ZM85 234H86V233H85ZM96 234H98V233H96ZM109 234H108V235H109ZM127 234H128V233H127ZM161 234H159V235H161ZM169 234H168V235H169ZM175 234H176V233H175ZM180 234H179V236H180ZM199 234H200V233H199ZM201 234H202V231H201ZM217 234H218V233H217ZM222 234H224V233H222ZM250 234H251V233H249V236H250ZM257 234H258V233H257ZM30 235H31V234H30ZM42 235H43V234L41 233V236H42ZM47 235H48V234H47ZM50 235H49V236H50ZM53 235H57V236H58V234H57V232H56V233L52 234V236H50L52 239L56 237V236L53 237ZM59 235H60V237H61V234H59ZM73 235H74V234H73ZM73 235L71 234V236H70V233H69V237H68V235H66V236H67L68 238L73 237L72 239H73L74 242L72 241V239H70V240L72 241V243H75V244H76V242H77V244H78V243L80 244V242H78V240H77V241H76V239L74 240L75 235H74V236H73ZM77 235H76V236H77ZM82 235H84V233H83ZM99 235H100V234H98V236H99ZM101 235H100V236H101ZM106 235H107V234H106ZM106 235H105V237H106ZM108 235H107V236H108ZM111 235H113V233H112ZM118 235H120V233H117V236H118ZM121 235H122V234H121ZM123 235H124V237H125V234H124V233H123ZM123 235L121 236V238L123 237ZM143 235H144V234H143ZM152 235H153V234H152ZM155 235H157V237H158V233L154 234L153 236H155ZM164 235H165V234H164ZM168 235L166 234L165 236H168ZM203 235H204V233H203ZM209 235H210V234H209ZM213 235H214V234H213ZM213 235H212V236H213ZM218 235H219V234H218ZM230 235H231V233H230ZM45 236H46V235H45ZM49 236H47V237H49ZM85 236H86V235H85ZM100 236H99V237H100ZM117 236H116V239H118ZM126 236H127V235H126ZM128 236H129V235H128ZM128 236H127V237H128ZM161 236H162V238H163V235H161ZM161 236H160V237H161ZM165 236H164V237H165ZM169 236H170V235H169ZM169 236H168V237H169ZM175 236H177V235H175ZM175 236H174V237H175ZM183 236H185V235L183 234ZM198 236H199V235H198ZM205 236H206V234H205ZM214 236H215V235H214ZM214 236H213V237H214ZM220 236H221V235H220ZM224 236H226V234H225ZM224 236H222V237H224ZM235 236H237V238H241V237L243 238V236L240 235V234H237V235H235ZM34 237H35V236H34ZM50 237H49V238H50ZM60 237H56V239H54V240H57V239H59ZM77 237H78V236H77ZM87 237H88V236H87ZM87 237H85V239H86ZM92 237H93V236H92ZM92 237H91V238H92ZM102 237H103V236H102ZM108 237H111V236H108ZM113 237H115V236L113 235ZM146 237H147V236H146ZM149 237H150V236H149ZM189 237H190V236H189ZM189 237H188L189 240L186 239V240H188V242L192 241L191 239L193 238V237H192V238H189ZM207 237L210 238V236H207ZM207 237H206V238H207ZM226 237H227V236H226ZM226 237H225V238H226ZM229 237H231V236H229ZM247 237H248V236H247ZM42 238H43V236H42ZM64 238H65V237H64ZM75 238H76V237H75ZM78 238H80V240H81V237H78ZM78 238H77V239H78ZM100 238H101V237H100ZM119 238H120V237H119ZM130 238L132 239V241L135 239V238L133 239L131 236H130ZM130 238H128V239H130ZM141 238H142V237H141ZM141 238H140V239H141ZM144 238H145V237H144ZM158 238H159V237H158ZM158 238H156V239H158ZM169 238H171V236H170ZM176 238H178V237H176ZM176 238H174V239H176ZM179 238H180V237H179ZM196 238H197V237H196ZM200 238H202V237H200ZM206 238H205V239H206ZM209 238H208V239H209ZM214 238L217 239V238H219V236H218V237L216 236V237H214ZM220 238H221V237H220ZM220 238H219V239H220ZM254 238H256V237H254ZM31 239H32V235H31ZM44 239H45V237H44ZM89 239H90V238H89ZM89 239H87V240H89ZM104 239H105V238H104ZM104 239H103V241H104ZM106 239H107V238H106ZM108 239H109V238H108ZM114 239H115V238H114ZM131 239H130V240H131ZM138 239H139V238H137L136 241H137ZM142 239H143V238H142ZM149 239H151V237H150ZM154 239H155V238H154ZM156 239H155V242H156ZM165 239L168 240V238H166V237H165ZM165 239H164V240H165ZM172 239H173V238H171L170 241H171ZM180 239H182V238H180ZM184 239H185V238H184ZM184 239H182V240H183L182 243H184ZM194 239H195V237H194ZM194 239H193V242H194ZM216 239H215V240H216ZM247 239H248V238H247ZM251 239H252V238H251ZM54 240H53V241H54ZM60 240H61V238H60ZM65 240H66V239H65ZM92 240H93V239H92ZM92 240H89V241H92ZM119 240H120L119 242H121V239H119ZM122 240H123V239H122ZM146 240H147V239H146ZM161 240H162V239H161ZM186 240H185V243L187 242ZM198 240H199V239H198ZM198 240H197V241H198ZM211 240H212V239H211ZM221 240H222V238H221ZM223 240H224V239H223ZM229 240L233 241L232 239H229ZM249 240H250V239H249ZM50 241H51V240H50ZM50 241H48V242H49V243H48L49 245H50V243H52V242H50ZM71 241H69V242H71ZM81 241L84 242V240H81ZM93 241H94V240H93ZM93 241H92V243H93ZM96 241H97V239H96ZM101 241H102V240H101ZM108 241H110V239H109ZM114 241H115V240H114ZM114 241H113V242H114ZM124 241H125V238H124ZM126 241H127V239H126ZM138 241H139V240H138ZM157 241H158V240H157ZM168 241H169V240H168ZM172 241L174 242V240H172ZM175 241H178V243H180L179 240H175ZM199 241H200V240H199ZM201 241L203 242V238H202ZM201 241H200V242H201ZM205 241H206V240H205ZM250 241H251V240H250ZM255 241H256V240H255ZM36 242H37V241H36ZM36 242H34V243H36ZM42 242H45V241L42 240ZM46 242H47V241H46ZM60 242H61V241H60ZM64 242L66 243V241H64ZM64 242H63V244H62V243H61V244L59 243L60 245H63L62 247H60V248H62V250H63L64 245H65V247H64V249H65L66 247H68V246H66L67 244H68V245L71 244V243H69V242H68L67 244H65ZM85 242H86V240H85ZM111 242H112V241H111ZM111 242H109V243H107V244H110ZM115 242H116V241H115ZM134 242H135V241H134ZM151 242L153 243V239H151ZM155 242H154V243H155ZM158 242H160V241H158ZM188 242H187V243H188ZM195 242H196V241H195ZM202 242H201L200 244H203ZM206 242H208V241H206ZM212 242H213V241H212ZM212 242L210 241V243H212ZM215 242H216V244H217V241H215ZM220 242H221V241H220ZM220 242H219V243H220ZM238 242H239V241H238ZM240 242H241V241H240ZM53 243H54V242H53ZM55 243H57V242H55ZM81 243H82V242H81ZM89 243H91V242H89ZM92 243H91V246H92ZM121 243H122V242H121ZM123 243H124V245L126 244V242H123ZM128 243H129V240L127 241V247H129V246H128ZM139 243H141V241H140ZM161 243H163V242H161ZM171 243H172V242H171ZM176 243H177V242H176ZM187 243H186V244H187ZM190 243L192 244V242H190ZM190 243H188V244H190ZM208 243H209V242H208ZM210 243H209V244H210ZM251 243H252V241H251ZM83 244H84V243H82V245H83ZM85 244H86V243H85ZM85 244H84V245H85ZM107 244H106V245H107ZM111 244L114 245V243H111ZM119 244H120V243H119ZM130 244H132V243H130ZM133 244H134V243H133ZM133 244H132V245H133ZM136 244H138V242H137ZM144 244H145V243H144ZM188 244H187V245H188ZM205 244H206V243H205ZM225 244H226V243H225ZM228 244H229V243H228ZM234 244H236V243H234ZM237 244H238V243H237ZM237 244H236V245H237ZM239 244H240V243H239ZM239 244H238V246L240 247ZM44 245L48 246V245L45 244V243H44ZM44 245H43V243L41 244V246H44ZM55 245H56V244H55ZM55 245H52V244H51L50 246H51V247H52V246L55 247ZM57 245H58V244H57ZM57 245H56V247L59 248L60 245H59V246H57ZM82 245H80V246L83 248ZM87 245H88V244H86L85 247H87ZM98 245H99V243H98ZM102 245H103V244H102ZM116 245H117V243H116ZM132 245H131V246H132ZM138 245H139V244H138ZM140 245H141V244H140ZM145 245H146V244H145ZM159 245L162 246L163 244H159ZM159 245H158V246H159ZM166 245H167V243H166ZM171 245H172V244H171ZM174 245H175V243H174ZM193 245H194V244H193ZM206 245H208V244H206ZM223 245H224V244H223ZM229 245H230V244H229ZM232 245H233V244H232ZM232 245H231V246H232ZM244 245H245V244H244ZM46 246H45V248H46ZM50 246H48V247H50ZM73 246H74V245H73ZM76 246H77V245H76ZM89 246H90V245H89ZM95 246H96V245H95ZM118 246H121V245H118ZM122 246H123V245H122ZM133 246H134V245H133ZM161 246H160V247H161ZM169 246H170V245H169ZM175 246H177V244H176ZM178 246H180V245L178 244ZM191 246H192V245H191ZM197 246H198V245L195 244L196 251H197ZM199 246H201V245H199ZM218 246H219V244H218ZM218 246H217V248H218ZM220 246H221V245H220ZM226 246H227V245H226ZM226 246H225V247H226ZM250 246H251V244H250ZM36 247H38V249H39V248H40V245H39V246H36ZM48 247H47V248H48ZM51 247H50V248H51ZM71 247H72V245H71ZM77 247L79 248V245H78ZM92 247H94V244H93ZM92 247H91V249H90V248H88V249H89L90 251H93V252H94L95 250H92V249H94V248H92ZM99 247H100V246H99ZM99 247H98V248H99ZM106 247H107V246H106ZM108 247H111V246H108ZM113 247H114V246H113ZM113 247H112V249H113ZM125 247H126V246H125ZM141 247H142V246H141ZM141 247H140V249H142ZM143 247H144V246H143ZM145 247H146V246H145ZM149 247H150V246H149ZM149 247H148V248H149ZM151 247H153V246H151ZM156 247H157V246H156ZM160 247H158V248H160ZM163 247H164V246H163ZM163 247H162V248H163ZM185 247H186V246H185ZM207 247H208V246H207ZM211 247H212V245H211ZM215 247H216V245H215ZM215 247H213V248H215ZM229 247H230V246H229ZM229 247H228V248H229ZM236 247H237V246H236ZM256 247H257V245H256ZM4 248H5V249H8L7 252L9 251V253H11L10 250H13L14 247H13L12 249H10L11 247L9 248L8 246H7V247H4ZM4 248H3V249H4ZM42 248H43V247H41V249H42ZM45 248H44V249H45ZM60 248H59V249H60ZM73 248H76V247L74 246ZM78 248L76 249L77 251H78ZM82 248H81V249H82ZM96 248H97V246H96ZM96 248H95V249H96ZM100 248H101V247H100ZM117 248H118V247H117ZM117 248H116V250H115L116 253L114 252L115 255L117 254V251L119 250V248H118V249H117ZM129 248H130V250H132L131 247H129ZM134 248H135V247H133V249H134ZM137 248H139V247H137ZM148 248H147V250H148ZM162 248H161L160 250H158V251H160V252H162V253L166 252V249L164 250V252L161 251ZM164 248H165V247H164ZM193 248H194V247H193ZM195 248H194L192 251H194ZM202 248H204V247H202ZM205 248H206V247H205ZM217 248H216V249H217ZM219 248H220V247H219ZM222 248H224V247H222ZM230 248H231V247H230ZM230 248H229V249H230ZM5 249H4V250H5ZM9 249H10V250H9ZM20 249H21V248H19V250H20ZM32 249H33V250H36V249H34V248H32ZM38 249H37V250H38ZM51 249H52V248H51ZM53 249H54V248H53ZM56 249H57V248H56ZM66 249H67V248H66ZM83 249H84V248H83ZM86 249H87V248H86ZM120 249H121V248H120ZM124 249H128V248H124ZM149 249H151V248H149ZM167 249L169 250L170 248L167 247ZM179 249H180V248H179ZM181 249H184V248H181ZM187 249H189V247H188ZM210 249H212V248H210ZM231 249H233V248H231ZM231 249H230V250H231ZM248 249H249V248H248ZM17 250H18V248H17ZM42 250H43V249H42ZM46 250H47V249H46ZM46 250H45V251H46ZM49 250H50V249H49ZM62 250H60V251H62ZM67 250H69V249H67ZM103 250H104V249H103ZM142 250H143V249H142ZM155 250H156V249H155ZM168 250H167V251H168ZM170 250H171V249H170ZM170 250H169V252H170ZM185 250H186V249H185ZM213 250H214V249H213ZM213 250H207V251L210 253V251L212 252ZM223 250H225V249H223ZM227 250H228V249H227ZM237 250H238V249H237ZM5 251H6V250H5ZM5 251L2 250V252H5ZM15 251H16V250H15ZM38 251H39V250H38ZM40 251H41V250H40ZM47 251H48V250H47ZM50 251H51V250H50ZM54 251H55V250H54ZM54 251L52 250V252H54ZM57 251H58V250H56V254L58 253V254H57L58 257L61 256V255H59V252H57ZM80 251H81V250H80ZM90 251H88V253H89ZM97 251H99V249H97ZM119 251H120V250H119ZM134 251H136V250L134 249ZM158 251H156V252H158ZM180 251H181V250H180ZM182 251H183V250H182ZM187 251H188V250H187ZM201 251H202V250H201ZM221 251H222V250H221ZM233 251H234V250H233ZM263 251H264V250H263ZM0 252H1V251H0ZM2 252H1V253H2ZM21 252H23L22 249H21ZM35 252H36V251H35ZM48 252H49V251H48ZM52 252H51V253H52ZM63 252H64V251H63ZM63 252H62L61 254H63ZM71 252H72V251H71ZM82 252H83V251H82ZM102 252H103V251H102ZM104 252H105V251H104ZM121 252H122V251H120V253H121ZM123 252H124V251H123ZM139 252H140V251H139ZM141 252H142V251H141ZM141 252H140V253H141ZM143 252H144V250H143ZM148 252H151V251H148ZM152 252H154V251L152 250ZM152 252H151V253H152ZM160 252H159V254H158V253H155V252H154L155 255L152 254L153 256H156V258H154V260L156 259L155 261H157L158 264H172V263L175 261L176 256L179 254V253H178L179 251H178L177 248H176L175 250H173V252L171 251L172 253L170 252V254H168V255H170L169 257H172L173 262H172V263H171V262L169 263V261H167L168 259L166 258V256H165V258H164L163 255L160 254ZM208 252L205 251V253H208ZM219 252H220V251H219ZM219 252H218V253H219ZM229 252H230V251H229ZM235 252H237V251H235ZM238 252H241V251H238ZM12 253H13V252H12ZM39 253H42L41 256H42V259H43V255H44L45 253H44V254H43V252H39ZM39 253L37 254V252H36L35 256L40 255ZM65 253H66V252H64V254H65ZM68 253H69V252H68ZM68 253L65 254V255L68 256V255H69ZM73 253H74V252H73ZM78 253H79V252H78ZM85 253H86V252H84L83 255H84ZM88 253H86V254H88ZM91 253H92V252H91ZM91 253H90L89 255L92 256V258H93V255L95 256V254H94V253L91 254ZM114 253H113V254H114ZM128 253H129V252H128ZM131 253H132V252H130L128 255L131 256V257L133 258V255H130ZM137 253H138V252H137ZM184 253H185V252H184ZM191 253H192V256H194L196 253L198 254V252H195V251H194V252H191ZM191 253H190V254H191ZM193 253H195V254L193 255ZM212 253H213V252H212ZM212 253H211V254H212ZM225 253H227V252H225ZM232 253H233V252H232ZM232 253H231L230 255H228V256H229V257H230V256L232 257ZM242 253H243V252H242ZM249 253H251V252H249ZM249 253H248V255H249ZM258 253H259V252H258ZM258 253H257V254H258ZM260 253H261V252H260ZM13 254H14V253H13ZM18 254H19V252H18ZM30 254H31V252H30ZM48 254H49V253H47L46 256H47ZM52 254H53V255H56V254H54V253H52ZM70 254H71V253H70ZM80 254H82V253L80 252ZM104 254H105V253H104ZM123 254L126 255V254H127V251H126V254H125V253H123ZM143 254H144V253H143ZM146 254L148 255V259H149V257H150L149 255H150V254L147 253V251H146ZM197 254H196V255H197ZM211 254H209V255L207 254V255L210 256ZM227 254H228V253H227ZM234 254H235V253H234ZM234 254H233V255H234ZM237 254H239V253H237ZM240 254H241V253H240ZM263 254H264V253H263ZM263 254L260 255V259L263 258V257H262ZM2 255H3V254H2ZM11 255H12V254H11ZM15 255H16V254H15ZM22 255H23V254H22ZM57 255H56V256H57ZM75 255H76V254H75ZM77 255H78V254H77ZM89 255H88V256H89ZM97 255H98V254H97ZM97 255H96V256H97ZM105 255H109V254L106 253ZM128 255H126L125 258H126ZM141 255H142V254H141ZM147 255H145V256L147 257ZM165 255H166V254H165ZM184 255H185V254H184ZM243 255H244V253H243ZM250 255H251V254H250ZM258 255H259V254H258ZM6 256H7V254H6ZM17 256H18V255H17ZM17 256H15V258H16ZM23 256H24V255H23ZM46 256H45V258L47 259L48 257H46ZM71 256H72V255H71ZM86 256H87V255H86ZM86 256H84V259H85ZM88 256H87V257H88ZM90 256H89V257H90ZM121 256H122V254H121ZM139 256H140V255H139ZM139 256L136 258V260H138L137 262H139V260H140V259H138V258H140L141 256H140V257H139ZM142 256H143V255H142ZM153 256H152V258H153ZM180 256H182V254H181ZM188 256H189V254H188ZM208 256L205 255V256H203V257L206 258V257H208ZM226 256H227V255H226ZM228 256H227L226 258H228V260H229V257H228ZM235 256H236V255H235ZM240 256H241V255H240ZM240 256L238 255V258H239ZM9 257H11V256H9ZM27 257H28V256H27ZM27 257H25V258H27ZM39 257H40V256H39ZM39 257H38V258H39ZM49 257H50V254H49ZM65 257H66V256H65ZM65 257H64V258H65ZM72 257H73V256H72ZM72 257H71V258H72ZM78 257H79V256H78ZM89 257L87 258L88 260H90ZM108 257H112V255L105 257V261H108V260H109ZM131 257H130V258H131ZM169 257H168V258H169ZM177 257H178V256H177ZM203 257H202V255L198 254L195 258L193 257L194 260H193L190 264H203V260H204ZM219 257H220V255H219ZM231 257H230V258H231ZM242 257H244V256H242ZM245 257H246V256H245ZM3 258H5V255H4ZM15 258L13 257V259H15ZM22 258H23V257H22ZM22 258H20V260H21ZM29 258H30V256H29ZM29 258H28V259H29ZM31 258H32V255H31ZM34 258H36V257H34ZM34 258H32V259L35 260ZM45 258H44V259H45ZM54 258H55V257H54ZM59 258H60V257H59ZM64 258L61 257L60 260H61V259H64ZM71 258H69V260H71ZM92 258H91V259H92ZM94 258H95V260H96V258L98 259V257H94ZM99 258H101L100 255H99ZM106 258H107L108 260H106ZM122 258H123V257H122ZM125 258H124V259H125ZM128 258H129V257H127L125 260L127 261ZM193 258H192V259H193ZM208 258H209V257H208ZM215 258H216V257H215ZM226 258H225V259H226ZM233 258H234V256H233ZM233 258H232V259H233ZM238 258L235 257L234 260H237ZM252 258H253V256H252ZM5 259H6V258H5ZM18 259H19V257H18ZM18 259H17V260H18ZM32 259H31V260H32ZM36 259H37V258H36ZM46 259H45V261H47ZM52 259H53V258H49L48 260L50 261V260H52ZM56 259H58V258L56 257ZM81 259H82V257H81ZM84 259H83V260H84ZM87 259H85V260H87ZM112 259H113V257H112ZM112 259H111V260H112ZM117 259H118V256H117ZM146 259H147V258H146ZM177 259H179V257H178ZM180 259H181V258H180ZM180 259H179V260H180ZM183 259H184V258H183ZM189 259H190V258H189ZM206 259H207V258H206ZM218 259H220V258H218ZM225 259H224V260H225ZM1 260H3V259H1ZM10 260H12V259H10ZM15 260H16V259H15ZM37 260H38V259H37ZM37 260H36V262H37ZM40 260H41V259H40ZM53 260H54V259H53ZM65 260H67L66 262L69 263L68 259H65ZM95 260H94V261H95ZM100 260H101V259H100ZM100 260H99V261H100ZM102 260H103V259H102ZM111 260H110V262H111ZM113 260H116V256H115V258H114ZM113 260H112V262H113ZM118 260H119V259H118ZM136 260H135V261H136ZM207 260H208V259H207ZM239 260H240V259L237 260V263L240 262ZM250 260H251V259L249 258V263H250ZM252 260H254V259H252ZM252 260H251V261H252ZM18 261H19V260H18ZM18 261H17V263H15V264H18ZM22 261H23V260H22ZM25 261H26V260H25ZM29 261H30V260H29ZM29 261H27V262H29ZM41 261H42V260H41ZM45 261H44V263H45ZM54 261H56V260H54ZM62 261H63V260H62ZM73 261H74V260H73ZM73 261H70V262H73ZM76 261H77V260H76ZM92 261H93V260H92ZM103 261H104V260H103ZM103 261H102V262H103ZM122 261H123V260H122ZM135 261H134V262H135ZM149 261H153V259H152V260L149 259ZM183 261H184L186 264H188L185 260H183ZM183 261H182V264H184ZM208 261H209V260H208ZM213 261H214V264H215V260H213ZM220 261H221V260H220ZM238 261H239V262H238ZM259 261H260V260H259ZM263 261H264V260H263ZM263 261H260V262L263 263ZM2 262H3V261H2ZM7 262H10V261H8V257H7ZM11 262H12V261H11ZM15 262H16V261H15ZM42 262H43V261H42ZM42 262H41V264H43ZM47 262H48V261H47ZM47 262H46V263H47ZM50 262H51V261H50ZM57 262H58V261H57ZM85 262H86V261H85ZM87 262H88V261H87ZM89 262H91V261H89ZM97 262H98V261H95L96 264H97ZM112 262H111V264H112ZM115 262H117V261H114V263H115ZM124 262H125V261H124ZM128 262H129V259H128V261H127L126 264H128ZM134 262L132 261V263H134ZM137 262H136V263H137ZM140 262H142V260H140ZM205 262H206V260H205ZM225 262H227V261H225ZM228 262H229V261H228ZM228 262H227V263H228ZM242 262H243V260L241 261V264H243ZM252 262H253V261H252ZM0 263H1V262H0ZM5 263H6V261H5ZM5 263H4V264H5ZM23 263L25 264L26 262H23ZM46 263H45V264H46ZM48 263H49V262H48ZM48 263H47V264H48ZM51 263H52V262H51ZM58 263L60 264V262H58ZM64 263H65V261H64ZM64 263H63V264H64ZM75 263H76V262H75ZM81 263H82V262H81ZM83 263H84V262H83ZM95 263H93V264H95ZM107 263L109 264V262H107ZM118 263H120V261H118ZM118 263H116V264H118ZM130 263H131V259H130ZM130 263H129V264H130ZM144 263H145V262H144ZM146 263H147V262H146ZM149 263H150V262H148V264H149ZM174 263H175V262H174ZM174 263H173V264H174ZM177 263H178V262H177ZM209 263H210V262H209ZM219 263L222 264V263H223V259H222V262H219ZM219 263H218V264H219ZM233 263H234V261H232V263H230V264H233ZM7 264H10V263H7ZM12 264H13V262H12ZM19 264H22L21 261L19 262ZM27 264H28V263H27ZM31 264H32V263H31ZM34 264H35V262H34ZM36 264H37V263H36ZM38 264H39V263H38ZM49 264H50V263H49ZM52 264H54V263H52ZM61 264H62V262H61ZM71 264H74V263H71ZM76 264H78V263H76ZM85 264H86V263H85ZM105 264H106V263H105ZM124 264H125V263H124ZM134 264H135V263H134ZM140 264H141V263H140ZM142 264H143V262H142ZM153 264H154V262H153ZM155 264H156V263H155ZM178 264H179V263H178ZM180 264H181V262H180ZM211 264H212V263H211ZM216 264H217V261H216ZM223 264H224V263H223ZM234 264H236V262H235ZM239 264H240V263H239Z\"/></svg>",
	"mask_w": 264,
	"mask_h": 264
}]
</instances>
